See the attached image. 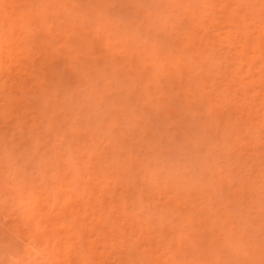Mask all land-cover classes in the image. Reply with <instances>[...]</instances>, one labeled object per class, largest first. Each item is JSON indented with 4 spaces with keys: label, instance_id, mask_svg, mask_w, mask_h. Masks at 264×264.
<instances>
[{
    "label": "bare ground",
    "instance_id": "1",
    "mask_svg": "<svg viewBox=\"0 0 264 264\" xmlns=\"http://www.w3.org/2000/svg\"><path fill=\"white\" fill-rule=\"evenodd\" d=\"M2 1V0H1ZM5 1L6 0H3V3L4 4H6L5 3ZM15 1V2H14ZM13 2H12V0H11V2H10V4L12 3L13 4V6H11V5H9L8 7H10L11 6V8L12 9H9L10 10V12H12V13H14V16H15V14H18V16H20L21 17V20L23 19V21L25 22L26 20V22L28 23H24L23 21V23H24V25L22 24V23H20V24H22V25H20L19 24V21H17V18L19 19V17L17 16V17H14L13 15H11V18L12 17H14V18H12V19H10V20H12V24H7V23H9V21L10 20H8V22L6 21V19H8V18H10V17H8V15H10V14H8V10H6L7 9V7H6V9L4 8L5 6L3 5V6H1L0 5V19H1V21H0V29H1V31L0 32H2L3 30V32L2 33H0V56H1V54H2V52L6 49V47L4 48V46H2V43L4 42V41H7L8 43H10L9 45H12V44H14L15 43V47L12 45L11 47H14V48H16L17 46H16V44L18 45V43L17 42H15V41H17V40H15L14 38V43H12V41H13V39H12V37H14V33H13V36L12 35H9L8 33V37L10 38L9 39V41L8 40H6V38H5V40H4V36L5 37H7L5 34L6 33H4L5 32V29L10 25V30H11V32L13 31V32H17V34L18 33H21L20 34V39H19V35H16L17 36V39H19L20 40V42L22 43V38H21V35H22V37H23V33L24 32H26V31H28L27 29L29 28L27 25H29V24H34V23H37V21H39V19H36L37 18V16H39V15H36L35 13H34V15L36 16V22L34 21V17H33V15H31L32 17H30V14L33 12V11H31V10H34L30 5L31 4H33L34 2H33V0H30V1H32L31 3H29V2H26L31 8H29V9H27L26 11H29L30 13H25L24 11V13L22 12V13H18V12H16L17 11V7H16V5L17 4H15L16 3V0H14ZM35 1V0H34ZM41 1V0H40ZM42 1H44V3H45V0H42ZM42 1H41V4H42ZM48 1V0H47ZM51 1V0H50ZM55 1V0H54ZM53 1V2H54ZM64 1H66V0H64ZM68 1H70V0H68ZM74 1V0H73ZM90 1V0H89ZM93 1V0H92ZM92 1H90V2H92ZM97 1V0H96ZM103 1H106V5H103L104 7L106 6V8H107V5H110V4H107V0H103ZM110 1V0H109ZM108 1V2H109ZM113 1V0H112ZM120 1H122V0H120ZM127 1V0H126ZM131 1V0H130ZM130 1L129 2H127L126 4H129L130 3ZM133 1V0H132ZM154 1H156V0H154ZM184 1H186L185 3H184ZM194 1V2H193ZM6 2H8V1H6ZM39 2V1H38ZM49 2V1H48ZM48 2H47V4H48ZM78 2V1H77ZM76 2V3H77ZM135 2V1H134ZM139 2H140V0H139ZM151 3L153 2L152 0L150 1ZM165 2V1H164ZM168 2V0H166V2H165V4ZM193 2V3H192ZM18 3V2H17ZM25 3V4H26ZM36 3V2H35ZM40 3V2H39ZM58 4H60L61 5V2L59 3V2H57ZM65 3H67V2H65ZM68 3H70V2H68ZM74 3V2H73ZM72 3V6H74V5H76V3H74L73 4ZM97 3H98V1H97ZM97 3H95V4H97ZM136 3V2H135ZM143 3H146V2H144L143 1ZM148 3V2H147ZM146 3V4H147ZM150 3V4H151ZM156 3H159L158 5H162L163 4V0H161L160 2H158V0H157V2ZM162 3V4H161ZM169 3H170V5H171V3H172V5H177L175 8H177V7H179L178 8V10H182V8H183V13L182 12H179L177 9H176V11H177V13H179V14H177L176 12H175V10L173 9V7H172V9L174 10V13L175 14H173V10L171 11L170 9V11H171V14H170V12L167 14V16L165 17L164 16V14H166L167 12H165L166 11V7H168V6H164L165 8V11H162V10H164V9H159L160 11H155V9L157 8L156 7V5L154 6V7H156L155 9H154V11H155V13L156 12H159L158 14H156V15H158V17H159V19H161V20H159L160 21V24H161V26L163 27V23H161L162 21L164 22V29H166V28H168V29H170V31L172 30V31H178L177 33L178 34H175L174 32L173 33H171L170 34V36H169V32H167L166 34L165 33H163L164 31L162 30V39H166V41H167V45L168 46H170V48H167V46H164L163 44H160V42L161 43H164V42H162L161 40L160 41H157V39L155 40H153L154 41V43H152V44H154V47H153V45L152 44H150V45H152V49H154V51L153 52H151V53H153V58H155V60L156 61H158L157 63H160V64H158L157 65V71L159 70V68H161V69H164L165 71L167 70V68H168V65L166 66V63L164 62V60H170V59H172L173 60V62H175V63H173L172 62V60H170L172 63H173V66H172V64H171V62H169V61H167L168 63H169V65L173 68L174 67V64H175V71L173 70V72H171V73H168V72H170V71H166L168 74H166L167 75V77H172L173 79H172V82L173 83H176L177 81H178V85L179 86H177V87H174V89H176V88H178L177 89V91L179 92V93H181V94H183V85L185 84L186 85V87L187 88H185L184 87V93L185 94H183V97H185V99L183 100V102H184V104H185V102H186V104H187V108L189 109V110H191V106H192V110H193V106H194V102L196 103V108H198V109H196L195 108V110H193L194 112H191V113H194L193 114V116L196 118V120H200V123L198 122H196L197 124H199L200 125V129H199V131L198 132H196V131H194L195 130V128H194V125L192 124H188V125H190V126H188V127H185V125H181V126H175V127H178V129H181V130H179V132L180 131H182V137H181V139H180V137L178 138V139H180L182 142H185V144L182 146V148H184L185 147V145L186 144H188L189 146L190 145H192V144H194L193 146L195 147L194 148V152H192L193 154H195V157H193V161L195 160V158L199 155V154H197L196 155V153H201V152H203L202 151V144H207V146L208 147H206V152H208L207 151V148H208V150H209V152L207 153V154H211V155H209L210 157L212 156L213 157V155H215V153H217V152H215V151H219V150H222V149H219V148H221V146L223 145H226L227 147H228V149H229V154H230V157L232 158V156H234V153L236 154V155H238L237 156V160L236 161H238V163L240 164V166H238L239 167V169H238V167H237V169H236V171H238V174H240L241 176H238L239 178H237L236 177V175H234V174H237V172L236 173H234V170H232L233 168H232V166H228L229 167V169L230 168H232L231 169V171L230 170H228L227 169V167H226V169L228 170V172L230 171L231 172V175L230 174H228V172H227V170L225 171V173H227V175H229V176H232V171H233V175H234V177L232 176V178H235V179H232V178H229L230 180H229V185L232 183H236L235 184V186H234V188L235 189H232V190H236V193H240L239 192V190H237L236 188H237V186H239L240 188H242V190L243 191H241V192H245L244 190L247 188V187H249V197L250 198H252L251 199V201L249 202L251 205H252V207H254V208H259L258 210V212H259V214H260V216L261 217H259L258 216V218H257V216H256V219H257V221H256V219H255V225L254 224H252V225H254L253 227H256V224H258L257 222H260V224H258L261 228H257V229H264V135L262 134V132L264 133V0H169ZM175 3V4H174ZM9 4V3H8ZM15 4V5H14ZM47 4H44V6L46 5V7L48 6ZM50 4V3H49ZM56 4V3H55ZM62 4H64V2L62 3ZM71 4V3H70ZM99 4V3H98ZM155 4V3H154ZM7 5V4H6ZM21 5V4H20ZM51 5V4H50ZM68 5V4H67ZM93 5H94V3H93ZM114 4L112 3L111 4V6H113ZM130 5L132 6V5H135V4H131L130 3ZM129 5V6H130ZM19 6V5H18ZM27 6V5H26ZM33 6V5H32ZM77 6V5H76ZM76 6H74L75 8H76ZM86 6V5H85ZM90 6H92V5H90ZM100 6H102V4L100 5ZM103 6L101 7V8H103ZM128 6V7H129ZM139 6L141 7L140 8V10H139ZM139 6H138V14H139V12L140 11H143V7H144V4H139ZM147 6V5H146ZM3 7V8H2ZM94 7V6H93ZM108 7H110V6H108ZM114 7H116V5L114 6ZM113 7V8H114ZM119 7V6H118ZM123 7V6H122ZM127 7V6H126ZM134 7V6H133ZM137 7V6H136ZM149 7H151L150 5H149ZM170 7V6H169ZM170 7V8H171ZM63 8V7H62ZM72 8V7H71ZM70 8V9H71ZM78 9H79V7H77ZM95 8H96V6H95ZM95 8H94V10H95ZM111 8V7H110ZM120 8V7H119ZM132 8V7H131ZM130 8V9H131ZM152 8V7H151ZM20 9V8H19ZM23 9H26V8H23ZM46 9V8H45ZM47 9H49V6L47 7ZM46 9V10H47ZM73 9V8H72ZM71 9V11H73ZM77 9V10H78ZM88 9H90V8H88L87 7V11H88ZM98 9V8H97ZM104 9V8H103ZM126 9V8H125ZM6 10V11H5ZM42 10V9H41ZM40 10V11H41ZM46 10H44L43 9V11H44V13L46 12H49V11H46ZM57 10V9H56ZM62 10V9H61ZM65 10V9H64ZM69 10V9H68ZM105 10H107V9H105ZM109 10V9H108ZM108 10H107V12H108ZM113 10V9H112ZM117 10V9H116ZM115 10V11H116ZM132 10V9H131ZM145 10V9H144ZM149 10V9H148ZM147 10V12L148 13H150V12H152L150 15H152V14H154L153 13V11L151 10V11H148ZM38 11V10H37ZM52 11H53V9H52ZM82 11V10H81ZM86 11V12H87ZM118 11V10H117ZM116 11V12H117ZM125 11V10H124ZM129 11V10H128ZM128 11L126 12V13H128ZM135 11V10H134ZM21 12V11H20ZM58 12V11H57ZM57 12H55L56 13V15H57ZM61 12V11H60ZM78 12V11H77ZM79 12H80V10H79ZM85 12V13H86ZM131 12V11H130ZM129 12V13H130ZM137 12V11H136ZM146 12V13H147ZM11 13V14H12ZM45 13V14H46ZM54 13V14H55ZM71 13V12H70ZM92 13V11H90V12H88V14L90 15ZM97 13V12H96ZM114 13V12H113ZM112 13V11H111V13H109V15L110 14H113ZM121 13V12H120ZM125 13V14H126ZM131 13H134V12H131ZM181 13V14H180ZM29 14V15H28ZM33 14V13H32ZM37 14H39V13H37ZM45 14H43L44 16H46ZM51 14H53V13H51ZM61 14V13H60ZM59 14V15H60ZM79 14H81V13H79ZM78 14V15H79ZM87 14V13H86ZM103 14H105V13H103ZM102 13H101V15H102V17L104 16ZM108 14V13H107ZM119 14V13H118ZM118 14H117V16H118ZM122 14H123V10H122ZM182 15L181 17H183V16H185L186 15V17H183L182 18V20H179V22L181 21V23H186V21H189L188 23V26H187V28L188 29H190L191 31H189L188 29V31H189V33L185 30L184 31V33L183 32H179L180 31V29L183 31L184 29L183 28H179V26L177 25V23L176 22H172L171 20L173 19V17H174V19H175V16L177 17V15ZM41 15V14H40ZM63 15V14H62ZM74 15L76 16V12H75V10H74ZM73 15V16H74ZM98 16H99V13L97 14ZM136 15V14H135ZM134 15V16H135ZM141 15H143V13L141 14ZM149 15V14H148ZM175 15V16H174ZM81 16H83V15H81ZM107 16V15H106ZM105 16V17H106ZM114 16V15H113ZM112 16V17H113ZM124 16H126V15H124ZM123 16V17H124ZM130 16V15H129ZM144 16V15H143ZM27 17V18H26ZM59 17V16H58ZM89 17V16H88ZM97 17V16H96ZM96 17H93V18H95L94 19V21L96 20ZM110 17V16H109ZM131 17V16H130ZM136 17V16H135ZM145 17V16H144ZM152 17H153V19H152ZM40 18V17H39ZM42 18V17H41ZM46 18H48V17H46ZM74 18H76V17H74ZM83 18V17H82ZM104 18V17H103ZM108 18V17H107ZM114 18V17H113ZM119 18H121V17H119ZM118 18V19H119ZM71 19V18H70ZM79 19V18H78ZM88 19V18H87ZM98 19H100L99 17H97V20ZM105 19V18H104ZM126 19V18H125ZM146 19H148L147 18V15H146ZM145 19V21H146V23H148L147 22V20ZM152 19V21L153 20H156V19H154V15H152L151 17H150V20ZM20 20V19H19ZM46 20H48V19H46ZM61 20V19H60ZM65 20V19H64ZM64 20H62V21H64ZM112 20H115V19H112ZM121 20H123V19H121ZM134 21V19L132 18L131 19V21ZM176 20V19H175ZM175 20H173V21H175ZM71 21V20H70ZM78 21V20H77ZM83 21V20H82ZM93 21V20H92ZM94 21L92 22V23H90V24H93L94 23ZM111 21V20H110ZM129 21V20H128ZM137 21H138V19H137ZM141 21H143V17L141 18V20L140 21H138V23L139 22H141ZM7 22V23H6ZM45 22H47V23H49V27H48V29L49 28H51V24H50V22H48V21H45ZM74 22H75V19H74ZM73 22V23H74ZM87 22V21H86ZM96 22V21H95ZM102 22V21H101ZM118 22H120V21H118ZM117 22V23H118ZM135 22V21H134ZM52 23V22H51ZM65 23V22H64ZM68 23V22H67ZM71 23V22H70ZM71 24V25H73V26H71L73 29L75 28L76 29V27L78 26L79 27V25H77L76 26V22H75V25L74 24ZM84 23V22H83ZM99 23V22H98ZM97 23V24H98ZM103 23H106V21H103ZM103 23L101 24V26L103 25ZM116 23V22H115ZM115 23H112L113 25L115 24ZM136 23V22H135ZM151 25H152V28L153 27H155V26H153V24L155 25L156 23H157V20H156V22L154 21V23L153 22H149ZM26 24V25H25ZM39 24V23H38ZM59 24V23H58ZM61 24H63L62 22H61ZM96 24V25H97ZM112 24H110V25H112ZM134 24V23H133ZM141 24H143L144 25V23L142 22V23H140V24H137L138 25V27H139V25L141 26V28H143L142 27V25ZM150 24L149 25H144L145 27L144 28H150L151 29V26H150ZM158 24H159V22H158ZM180 24V23H179ZM8 25V26H7ZM18 25H20L19 27H18ZM41 25V24H40ZM46 25V24H45ZM44 25V26H45ZM54 24H52V26H53ZM99 25V24H98ZM98 25H97V27H96V30H100V29H98ZM112 25V27L114 28V30L116 29L115 28V26H113ZM118 25V24H117ZM119 25H121L120 23H119ZM127 25V24H126ZM125 25V26H126ZM181 25V24H180ZM25 26H27L28 28H26ZM60 26V25H59ZM90 26V25H89ZM100 26V27H101ZM104 26V25H103ZM122 26V25H121ZM132 26V25H131ZM135 26V25H134ZM31 27V26H30ZM42 27V26H41ZM54 27V26H53ZM63 27H64V25H63ZM69 27V26H68ZM95 27V26H94ZM99 27V28H100ZM135 27H137V26H135ZM134 27V28H135ZM158 27V26H157ZM156 27V28H157ZM160 27V26H159ZM182 27V26H181ZM184 27V26H183ZM20 28V29H19ZM31 28H34L33 26L31 27ZM40 28V27H39ZM65 28V27H64ZM84 28V27H83ZM87 28V27H86ZM89 28V27H88ZM90 28H92V27H90ZM104 27H102V29H103ZM107 28V27H106ZM120 28V27H119ZM133 28V29H134ZM140 28V29H141ZM8 28L6 29V30H8V32L10 31ZM30 29V28H29ZM44 29V28H43ZM51 29H54V28H51ZM60 29V28H59ZM58 29V30H59ZM71 29V28H70ZM82 29V28H81ZM93 29V28H92ZM126 29H127V27H126ZM126 29H123L124 30V32H123V35L120 33L119 35H120V37H122V38H120V39H117V41H116V38L115 37H113V35H114V33H113V35H112V33L111 34H108L109 32L107 31V29L105 30L106 31V33L108 34H106L105 36H108V38H109V41H107V39H106V41H107V45H109V44H111L112 45V43L110 42V40H111V38L110 37H112V38H115V41L116 42H118L120 45H122V46H124V45H127V43L125 44V43H122V42H125L126 41V39L129 41L131 38H129L130 36V34L128 35V32H126L127 30ZM128 29H130V28H128ZM136 29V28H135ZM135 29H134V31H135ZM159 29V28H158ZM35 30H36V28H35ZM37 30H38V28H37ZM39 30H41V29H39ZM47 30V29H46ZM77 30V29H76ZM86 30V29H85ZM85 30H83L84 31V33L86 32ZM95 30V29H94ZM109 30V29H108ZM119 30V29H118ZM121 30H122V28H121ZM136 30H138V28L136 29ZM142 30V29H141ZM146 30V29H145ZM148 30V29H147ZM146 30V31H147ZM155 30H157V29H155ZM19 31V32H18ZM32 31H34V30H32ZM45 31V30H44ZM43 31V32H44ZM48 31H50V29L48 30ZM73 31H75V30H72V35H73ZM80 31V30H79ZM83 31H81V32H83ZM140 31V30H139ZM146 31H144L145 33V39L148 37L146 34ZM161 31V30H160ZM51 32V31H50ZM58 32V31H57ZM68 32H70V31H68ZM80 32V33H81ZM141 32V31H140ZM143 32V31H142ZM141 32V33H142ZM148 33H149V31H147ZM152 32H153V29H152ZM158 32V30L155 32H153V34L155 33H157ZM187 32V33H186ZM28 33V35H29V33H30V31H28L27 32ZM27 33H25L24 34V38H23V40H25V37H27V36H25ZM32 33V32H31ZM35 33V32H34ZM77 33V32H76ZM92 31H90L89 29H87V32H86V35H88V37L86 36V38L88 39V38H93L94 37V35L92 36V37H90L91 35H92ZM97 33H100V31L98 32H96V35H97ZM102 33V32H101ZM159 33V32H158ZM156 34L155 36L156 37H158V35H161V33L160 34ZM37 34V33H36ZM41 34H42V32H41ZM45 35L46 34H48L49 35V32L48 33H44ZM70 34V33H69ZM68 34V35H69ZM83 34V33H82ZM105 34V33H104ZM134 34V33H133ZM139 34V33H138ZM173 34H175V35H177L178 37H177V39H176V37L173 35ZM31 35V34H30ZM37 35H39V34H37ZM71 35V34H70ZM74 35H75V33H74ZM78 35V34H77ZM122 35V36H121ZM131 35H132V33H131ZM137 34H134V36H136ZM152 35V34H151ZM183 35V36H182ZM42 36V35H41ZM63 36V35H62ZM61 36V37H62ZM76 36V35H75ZM74 36V37H75ZM98 36H99V34H98ZM115 36V35H114ZM117 36H118V34H117ZM133 36V37H134ZM139 36V38L141 39V36L140 35H138ZM144 36H143V38H144ZM147 36V37H146ZM173 36H174V38H173ZM183 37V38H181L180 40L178 39L179 37ZM29 37V36H28ZM48 37V36H47ZM57 37V36H56ZM59 37H60V32H59ZM66 37V36H65ZM74 37H72V38H74ZM96 37L97 36H95V38L93 39V40H90V39H88V40H90V42H91V44H92V47H95V44L98 42H96ZM100 37H101V35H100ZM151 37H153V36H151ZM30 38V37H29ZM34 38H35V36H34ZM44 38V37H43ZM67 38H68V36H67ZM70 38H71V36H70ZM72 38H71V40H72ZM76 38V37H75ZM79 38V37H78ZM78 38H76L77 40H78ZM106 37H104L103 39H105ZM123 38H126L125 40H123ZM137 38V37H136ZM142 38V40H138V41H143L144 39ZM148 38H150V37H148ZM147 38V41H143L142 42V45H143V43H144V45H145V47L144 46H142V48L144 47V48H146V47H148L149 48V46L150 45H148L149 43H151V42H149V41H151V40H149ZM159 38V37H158ZM8 39V38H7ZM12 39V41H10ZM61 39V38H60ZM60 39H58L57 38V40H59V41H61ZM86 39V40H87ZM135 39V38H134ZM151 39V38H150ZM161 39V38H160ZM174 39V40H173ZM18 40V41H19ZM28 41L30 40V39H27ZM32 40V39H31ZM35 40V39H34ZM48 40V39H47ZM51 40V39H50ZM63 40V39H62ZM70 40V39H69ZM68 39H67V41H69ZM77 40H76V44H77ZM101 40V39H100ZM136 40V39H135ZM188 40V41H187ZM39 41V40H38ZM54 41V40H53ZM64 41V40H63ZM66 41V40H65ZM82 41V40H81ZM104 41V40H103ZM105 41V42H106ZM130 41H132V40H130ZM156 41V42H155ZM165 41V42H166ZM187 41V42H186ZM6 42V43H7ZM19 42V43H20ZM27 42V41H26ZM62 42V41H61ZM72 43H73V41H71ZM96 42V43H95ZM187 43L186 45H182V44H184V43ZM29 43V42H28ZM39 43H40V41H39ZM43 43H45V42H43ZM42 43V44H43ZM47 43V42H46ZM81 43V42H80ZM82 43H83V41H82ZM87 43V42H86ZM100 43V42H99ZM99 43H97V44H99ZM140 43V42H139ZM138 43V44H139ZM182 43V44H181ZM24 44V43H23ZM37 44V43H36ZM49 43H47V45H48ZM70 44V43H69ZM75 44V45H76ZM101 44H103V43H100V45ZM124 44V45H123ZM130 44H132V43H130ZM165 44V45H166ZM181 45V49H180V45ZM4 45H5V43H4ZM31 45V44H30ZM41 47L43 46V45H41V44H39ZM39 45H37L38 47H39ZM62 45V44H61ZM63 45L65 46L66 44L65 43H63ZM73 45H74V43H73ZM88 45V46H87ZM87 45H85V46H87V48L89 47V44H87ZM98 46V47H100L101 48V46ZM113 45H115V43L113 42ZM137 45V44H136ZM136 45H135V48H136ZM148 45V46H147ZM172 45H174L175 47H171ZM6 46V45H5ZM24 46V45H23ZM66 46H68V45H66ZM79 46H80V44H79ZM105 46V45H104ZM128 46V45H127ZM138 46V45H137ZM163 46V47H162ZM10 47V46H9ZM11 47L9 48V49H7V50H5V53H4V55H8V54H6V52L9 50V55L8 56H12V54H16L17 55V53L16 52H14V51H12V53H11ZM19 47V46H18ZM28 47V46H27ZM45 47V46H44ZM47 47H49V46H47ZM50 47H51V44H50ZM81 47V46H80ZM80 47L78 48V47H71L70 49L71 50H73V48H74V51H75V49L76 48H78V49H80ZM111 47V46H110ZM138 47H140V45L138 46ZM151 47V46H150ZM179 47V48H178ZM191 47L193 48L192 50H191ZM3 48V49H2ZM22 47L20 46V49H21ZM43 48V47H42ZM57 48V47H56ZM67 48V47H66ZM82 48V47H81ZM86 48V49H87ZM89 48H91V47H89ZM88 48V49H89ZM96 48V47H95ZM105 48H107V46L105 47ZM125 48H127V47H125ZM159 48H160V50L162 51V54H160V52L158 51L159 50ZM178 48V50H177V52H176V49ZM13 49V48H12ZM17 49V48H16ZM19 49V48H18ZM23 49V48H22ZM27 48H25V50H26ZM31 49V48H30ZM34 49V48H33ZM35 49L37 50V48L35 47ZM45 49V50H44ZM43 50L44 51H46V47L44 48ZM115 49V48H114ZM151 49V48H150ZM227 49H229V51L227 50ZM3 50V51H2ZM25 50H23L22 52H26ZM58 50V49H57ZM70 50V51H71ZM82 50H84V49H82ZM95 50V49H94ZM105 50V49H104ZM112 50V49H111ZM122 50H126V49H122ZM130 50V51H129ZM128 51L131 53H133L134 51L133 50H131V49H129ZM146 50H147V48H146ZM224 50H226V51H224ZM19 51V50H18ZM33 51V50H32ZM66 51V50H65ZM67 51H69V50H67ZM78 51H80V50H78ZM87 52L88 51H90V50H86ZM101 51V50H100ZM106 51H108L107 49H106ZM105 51V52H106ZM117 51H119V49L117 48ZM127 51V50H126ZM136 51V50H135ZM21 52V53H22ZM28 52H29V50H28ZM37 52V51H36ZM40 51H38V53H39ZM47 52V51H46ZM62 52V51H61ZM98 52H99V50H98ZM102 52V51H101ZM139 52V51H138ZM148 52H149V50H148ZM149 52V53H150ZM229 52V53H228ZM20 53V52H19ZM30 53V55H32L31 54V52H29ZM34 53H35V51H34ZM42 53V52H41ZM38 54V55H42V54ZM80 53V52H79ZM79 53H77L78 55H79ZM90 53H92V51L90 52ZM109 53V52H108ZM123 53V52H122ZM135 53V52H134ZM145 54H146V52H144ZM143 53V54H144ZM148 53V54H149ZM224 53H226L225 55H224ZM37 54V53H36ZM48 54V53H47ZM58 54V53H57ZM82 54H83V56H84V52L83 53H81V57H83L82 56ZM89 54V53H88ZM110 54H111V51H110ZM116 54L117 53H115V51H112V54H111V56H112V59H114L115 58V56H116ZM119 54V53H118ZM140 54H141V52H140ZM175 54V56H173ZM37 55V56H38ZM51 55H52V53H51ZM54 55V54H53ZM68 55H70L69 53H68ZM85 55H86V53H85ZM92 55V54H91ZM90 55V56H91ZM101 55H103L102 53H101ZM105 55V54H104ZM109 55V54H108ZM119 55H121V54H119ZM124 55V53L121 55V56H123ZM128 55V54H127ZM126 55V52H125V57L127 56ZM131 55V54H130ZM147 55V54H146ZM22 57L24 56L25 57V54L24 55H21ZM33 56H34V54H33ZM35 57V58H38V57ZM48 56V55H47ZM50 56V55H49ZM49 56H48V59H49ZM72 57H74L73 56V54L71 55ZM87 56V55H86ZM90 56H87L88 57V59H90ZM97 55H95V57L94 56H92V57H94L95 59H93L92 58V61L93 60H95V62L97 61V62H99V60L100 59H103V57L102 56H97ZM118 56V55H117ZM129 56V55H128ZM132 56H134V55H132ZM132 56H129V57H131L132 58ZM139 57H140V55H138ZM145 56V55H144ZM222 56V57H221ZM2 57H3V55H2ZM5 57H7V56H5ZM5 57H4V62H7V61H5L7 58L9 59V62H12L14 59H15V57L17 58V56H13V57H7L6 59H5ZM19 57H20V55H19ZM17 58V62H20V65H19V63H18V66H17V62H12V63H14V66H15V64H16V66L15 67H13V68H16V70H17V72L16 71H14L13 73L15 74V76L16 77H14V78H12L10 75L12 74V73H10V71H12V70H15V69H11L10 71H9V73H10V77L13 79V81H11V83L13 82V85L11 86V85H9V86H11V89H10V91H12V89H14V91H13V93L14 92H17V90L20 92V93H23V94H25V95H27L26 94V92H23L22 90V92L19 90V89H17L18 87H20L21 86V82H22V80L20 81L19 80V76L20 75H17V74H19L20 73V71H21V69H22V67H20V68H18L19 66H22V64L23 63H21L22 61H24V59L23 60H21L20 58ZM26 57H28V55L26 56ZM25 57V58H26ZM31 57V56H30ZM29 57V58H30ZM33 57V58H34ZM43 57V59H44V55L42 56ZM51 57V56H50ZM65 57H66V55H65ZM77 57V56H76ZM120 57V56H119ZM138 57V58H139ZM141 57H143V55L141 56ZM146 57V56H145ZM148 57V56H147ZM149 57H150V55H149ZM12 58V60H10ZM33 58H30V59H32V61H33V64H34V61L36 60V59H34L33 60ZM39 58H40V56H39ZM135 59H136V57H134ZM144 58V57H143ZM143 58L141 59V61L143 60ZM170 58V59H169ZM221 59V63H220V60L219 59ZM223 58H225V59H227V60H222ZM7 59V60H8ZM19 59L21 60V61H19ZM42 59V60H43ZM55 60L57 59L56 57L54 58ZM59 59V58H58ZM57 59V60H58ZM68 59V58H67ZM66 59V60H67ZM86 59V58H85ZM85 59H83V60H85ZM110 59H111V57H110ZM121 59H123V57L121 58ZM120 59V60H121ZM134 59V60H135ZM145 59V58H144ZM152 59V58H151ZM150 59V60H151ZM1 60L2 59H0V62H1ZM46 60H47V57H46ZM50 60H53V59H50ZM61 60V59H60ZM71 60H72V58H71ZM75 61H76V59H74ZM74 60H72L73 62H74ZM105 61H106V59H104ZM104 60H102V62L104 61ZM115 60V59H114ZM114 60H112V61H114ZM119 60V59H118ZM127 60V59H126ZM126 60H123V61H126ZM130 60H132V59H130L129 58V62H133V61H130ZM137 60V59H136ZM148 60H149V58H148ZM154 60V59H153ZM152 60V61H153ZM26 61L28 62V59L26 58ZM30 61V60H29ZM36 61H38V60H36ZM48 61V60H47ZM63 61V60H62ZM78 61H79V63H80V60H79V58H78ZM101 61V60H100ZM104 61V62H105ZM108 61H110L109 60V58H108ZM138 61V63H143L144 64V62H140L139 60H137ZM156 61H153V63H156ZM219 61V62H218ZM226 63L227 62V64L230 66V64H231V62H229V61H232V64H233V62L235 63V67L233 66V68H235V69H233V70H231L229 67V69L228 68H226L225 67V65H227V64H224V62ZM3 62V63H4ZM8 62V63H9ZM27 62H24V63H26L27 64ZM31 62V61H30ZM42 62V61H41ZM81 62H82V60H81ZM88 62H91V61H89L88 60ZM87 62V64H89ZM116 62V61H115ZM115 62H114V66H115ZM127 62V61H126ZM128 62V63H129ZM136 62V61H135ZM148 62V61H147ZM222 62H223V64H222ZM229 62V63H228ZM3 63H0V67H2V64ZM8 63H5L6 65H8V66H11V65H9ZM47 63V62H46ZM45 63V64H46ZM49 63L51 64V61H49ZM48 63V64H49ZM52 63H54V62H52ZM57 63V62H56ZM72 63V62H71ZM84 63V62H83ZM93 63H94V61H93ZM101 63V62H100ZM106 63H108V62H106ZM119 63V62H118ZM117 63V64H118ZM122 63V65H123V62H121ZM121 63L119 64V65H121ZM150 63H152V62H149L148 63V65H149V67H150ZM152 63V64H153ZM167 63V64H168ZM29 64V63H28ZM32 64V63H31ZM50 64H49V66H50ZM87 64H85V65H87ZM98 64L99 63H96V64H93L92 66H93V68L95 67L96 69H98L97 71H99V72H102V70H100L99 68V66H98ZM104 64V63H103ZM116 64V65H117ZM124 64H126V63H124ZM130 64V63H129ZM128 64V65H129ZM132 64V63H131ZM129 65L128 67H129V69H132L131 68V66L133 67H136L135 66V64H133V65ZM145 64H147V63H145ZM144 64V66H145V70H147L146 68H147V65H145ZM196 64L199 66L200 65V67L203 69H199L198 70V68H196L197 66H196ZM220 64H222V65H220ZM37 65V64H36ZM44 65V64H43ZM43 65H42V67H43ZM56 64H54L53 66L54 67H56V68H58L57 66H59V63L57 64V66H55ZM68 64H66L65 66H67ZM71 65V64H70ZM69 65V66H70ZM84 65V64H83ZM100 65H102V64H100ZM108 65V64H107ZM107 65H105L104 64V68L105 67H107ZM110 65V64H109ZM119 65H118V67H119ZM137 65V64H136ZM161 65V66H160ZM181 65L184 67L185 65H188V66H185V68L183 69L182 67H181ZM224 65V66H223ZM227 65V66H228ZM4 66V65H3ZM13 66V65H12ZM34 66H35V64H34ZM52 66V67H53ZM60 66H62V65H60ZM74 66V65H73ZM73 66H71V68L70 69H72L74 72L77 70V68L74 70L72 67ZM79 66V65H78ZM77 66V67H78ZM80 66H81V64H80ZM80 66H79V68H80ZM89 66H91V64H89ZM101 66V68H103ZM124 66V65H123ZM140 66V65H139ZM152 67H151V69L152 68H154V66L153 65H151ZM156 66V65H155ZM191 66V67H190ZM212 66H216L215 67V70L217 71V72H219V74H220V72L221 71H223V70H225L223 67H225L226 68V71H224V73H222V76H221V74L219 75L218 73V76L220 77L221 76V78H222V83H221V80L220 79H216L215 77V80L217 81L216 83L213 81V76H217V75H215V73H212V72H216V71H213L212 69H214V67H212ZM220 66H222V68H220ZM5 67V68H4ZM3 68V70H2V68H0V80L2 81L3 80V78L5 77V72L4 71H7L9 68H11V67H8V69H6L7 67L6 66H4ZM25 66H24V64H23V68H24ZM27 67H29V65H27L24 69H26ZM37 67V66H36ZM44 67H48V66H44ZM68 67V66H67ZM74 67H76V65L74 66ZM87 67V66H86ZM99 67V68H98ZM109 67V66H108ZM110 67H112L113 68V66H110ZM116 67V66H115ZM117 67V68H118ZM167 67V68H166ZM189 67H190V69H189ZM207 69H205V68ZM56 68H54V69H56ZM61 68V67H60ZM122 68V67H121ZM166 68V69H165ZM170 68V67H169ZM191 68H193V70L192 71H190L191 70ZM6 69V70H5ZM18 69H19V71H18ZM30 69V68H29ZM32 69H33V66H32ZM31 69V70H32ZM44 69V68H43ZM49 69V68H48ZM48 69H46V70H48ZM62 69H63V67H62ZM62 69H61V72H62ZM83 69V68H82ZM95 69V70H96ZM107 69H109V68H106V70ZM127 69V68H126ZM125 69V71H124V68H122V71H123V74L122 75H125V73L124 72H126V71H129V70H126ZM135 69H137L138 70V68H134V69H132V70H134L135 72H136V74H137V76L138 77H140L139 75H140V73H139V75H138V73H137V71L135 70ZM171 69V68H170ZM189 71V72H187V70ZM222 69V70H221ZM27 70V69H26ZM22 71V73H21V75L23 76V72H25V73H28L27 71ZM36 70V69H35ZM40 70V69H39ZM38 70V71H39ZM56 70H58V69H56ZM72 70H70V72L72 71ZM90 70L92 71V68L90 67ZM89 70V71H90ZM106 70H104L103 69V71H105L106 72ZM114 69H112V72H114L113 71ZM145 72V70H144V67H143V69H141V73L143 72V71ZM169 70V69H168ZM172 70V69H171ZM185 70V71H184ZM29 71V70H28ZM34 70H32V72H33ZM43 71V70H42ZM65 70H63V72H64ZM68 71V69L64 72V74L65 73H69V72H67ZM85 71V70H84ZM88 71V70H87ZM90 71V72H91ZM96 71V72H97ZM108 71V70H107ZM116 71H117V69H116ZM118 71H121V69L120 70H118ZM117 71V72H118ZM139 71H140V69H139ZM157 71H156V69L154 70V73H153V69H152V72H151V75L153 74V75H155L156 73H157ZM160 71H163V70H160ZM165 71H164V73H165ZM204 71H206V72H204ZM32 72L31 73H28L27 75H31V78L33 77L32 76ZM40 72V71H39ZM49 73H53V72H50V70L48 71ZM58 72V71H57ZM63 72L61 73V74H63ZM73 72V73H74ZM81 72V71H80ZM111 72V71H110ZM110 72H107L108 74L110 73ZM116 72V73H117ZM131 72H133V71H131ZM150 72V71H149ZM156 72V73H155ZM185 72H187V74H185ZM7 73H8V71H7ZM7 73H6V75H7ZM34 73V72H33ZM44 73H45V70H44ZM49 73L47 74V73H45V74H47V75H49ZM72 73V74H73ZM76 74H74V76L75 75H77V74H79V72H75ZM106 73V74H107ZM115 73V72H114ZM114 73H113V75H114ZM121 73V72H120ZM127 73H129V72H127ZM126 73V74H127ZM147 73H148V71H147ZM147 73H146V75H147ZM14 74H12V75H14ZM39 74V73H38ZM40 74H41V72H40ZM45 74H43V72H42V80L40 79L41 78V76H40V85H36V87L37 86H40L39 88H37V90H36V92L35 93H37V94H35V95H38L39 96V98H38V96H37V98L38 99H40V97H45L46 98V107H47V105L48 104H50V103H48L47 104V101L49 102V101H51L52 100V98H54V101H55V103H58V102H60L59 100H61V102L63 101V97L62 98H60L59 96H60V91L62 90V91H65V92H67V93H65L64 92V95L65 96H70L72 99H73V97H74V91H70L71 89L72 90H75V91H77V90H79L78 88H75V87H77L78 85H76V86H73L75 89H73L71 86L72 85H70L71 83H69V82H66V79L68 80V78L66 77V79L65 78H62V80L63 79H65V81H62V82H66L67 84H68V87L67 88H64V90L61 88V85H60V83H57L56 81H57V77L59 76H54V74L52 75V74H50L49 75V77H50V80H48V81H50V82H53V83H55L56 85L54 86H50V88H49V90L48 89H45V88H43V86H45L46 84V82H47V76L45 77ZM58 74H60V73H58ZM82 74V73H81ZM84 74V73H83ZM90 74V73H89ZM88 74V75H89ZM92 74V73H91ZM104 74V72L102 73V75ZM132 74V73H131ZM150 74V73H149ZM210 74H212V79H211V77H210ZM226 74V75H225ZM4 75V76H3ZM26 75V74H25ZM56 75V74H55ZM99 75V74H98ZM98 75H96V77H98ZM102 75H100V77L102 78ZM117 75V74H116ZM119 75V74H118ZM118 75L117 76H115L114 75V78L116 77V81L118 80V78L119 79H121V80H119L121 83H124V79H122V78H120V77H118ZM144 75H145V73H144ZM159 75H161V74H159ZM168 75H171V76H168ZM259 75V76H258ZM37 76V75H36ZM44 76V77H43ZM64 76V75H63ZM62 75H60L59 77H63ZM67 76V75H66ZM84 76V75H83ZM83 76L81 75V77H80V74L78 75V77H80L81 79H83ZM91 76V75H90ZM126 76H128V75H125L124 77H125V79L127 78V79H129L128 77H130V76H128V77H126ZM143 76V75H142ZM9 77V78H10ZM26 77H28V76H26ZM30 77V76H29ZM28 77V78H29ZM72 76H70V78H71ZM76 77V76H75ZM78 77L77 78H74V79H78ZM99 77V78H100ZM123 77V78H124ZM146 78L148 77V76H145ZM154 77H156V76H154ZM162 76H160V78H161ZM164 77H165V75H164ZM188 77H191V78H189V80H188ZM219 77H217V78H219ZM5 78H7V77H5ZM44 78H46L45 80H46V82L44 81ZM70 78H69V80H70ZM92 78V77H91ZM93 78H95V77H93ZM105 78V77H104ZM106 78H107V76H106ZM108 78H110V76L108 77ZM113 78V77H112ZM111 78V79H112ZM131 78V77H130ZM136 78V77H135ZM146 78L145 79H143V77H141V79H143V80H146ZM149 78V77H148ZM159 78V77H158ZM159 78V79H160ZM11 79V80H12ZM20 79H22V77L20 76ZM24 80H25V78H23ZM37 79H38V77H37ZM96 79V78H95ZM111 79H110V82H111ZM150 80H151V78H149ZM153 79V78H152ZM186 79L188 80V84H187V82H185L186 81ZM30 80V79H29ZM33 80H34V77H33ZM84 80V79H83ZM91 80V79H90ZM102 80H104L103 78H102ZM109 80V79H108ZM137 80V79H136ZM140 80V79H139ZM158 80V79H157ZM169 80V79H168ZM7 81V80H6ZM26 81H27V79H26ZM31 82H33L32 80H30ZM29 81V83L28 84H30L31 82ZM59 81V80H58ZM81 81V80H80ZM80 81H79V83H80ZM86 81V80H85ZM133 81V80H132ZM131 81V82H132ZM152 81V80H151ZM151 81H150V83L146 80V83L148 82V84H147V88L149 89V88H151V87H153V85H155V83L154 84H152L153 82H155V81H153L152 83H151ZM166 81V80H165ZM227 81V83H225V86H224V83L223 82H226ZM73 82H74V80H73ZM89 82V81H88ZM91 82V81H90ZM90 82H89V84H90ZM96 82L98 83V80H96ZM100 82V81H99ZM102 82H106L107 83V81H102ZM109 82V81H108ZM113 82V81H112ZM126 82H128V81H126ZM125 82V83H126ZM130 82V81H129ZM130 82V83H131ZM137 82V83H136ZM142 82V81H141ZM170 82V81H169ZM171 82V83H172ZM232 82H234L233 84H231ZM26 83V82H25ZM24 83V84H25ZM48 83V82H47ZM53 83H49V84H53ZM78 83V84H79ZM84 83V82H83ZM83 83H80L81 85H84ZM114 86L116 87V84L118 85L119 83L117 82L116 84H115V80H114ZM124 83V84H125ZM133 83H136V84H133L134 85V87H135V90H139V94H138V91H137V100L139 99V97L140 96H144V97H146L147 95H146V93H144L143 92V89L145 90V87L143 86V89H142V85L140 86V81L138 82V80L137 81H134ZM142 83H144V82H142ZM146 83H145V85H146ZM3 84L5 85V79L2 81V84L0 83V90L1 89H3V90H1V91H4L5 92V89H4V87L5 86H3ZM24 84H22V86L24 85ZM34 84V86H35V83H33ZM36 84H37V82H36ZM63 84H65V83H63ZM62 84V85H63ZM75 84V83H74ZM79 84V85H80ZM156 84H157V82H156ZM176 84V85H177ZM80 85V86H81ZM88 84H86L84 87H80V91L82 90L81 88H83V90L84 89H86ZM95 85V84H94ZM93 85V86H94ZM99 85V84H98ZM97 85V86H98ZM133 85H132V87H130V88H133ZM158 85V84H157ZM157 85H155V87H157ZM165 85V84H164ZM166 85H169V84H166ZM173 86L175 85V84H172ZM184 85V86H185ZM9 86H7V87H9ZM20 87L21 89H24V86L23 87ZM28 86H30V85H28ZM32 86V85H31ZM65 86V85H64ZM67 86V85H66ZM93 86H92V90L94 91V89H93ZM103 86H104V84H103ZM109 86V85H108ZM111 86V85H110ZM113 86V87H114ZM129 86H131V84L129 85ZM159 86H161V85H159ZM170 86H171V84H170ZM173 86H172V88H173ZM238 86V87H237ZM49 87V86H48ZM79 87V86H78ZM86 87V88H85ZM104 87H106V86H104ZM120 87V84L118 85V88ZM122 87H123V85H122ZM127 88H129L128 86H126ZM155 87H153V91H151L152 92V94H154L155 93V90H158V88H155ZM162 87V86H161ZM235 87H237V88H235ZM16 88V89H15ZM27 88V87H26ZM30 88V87H29ZM96 88V87H95ZM101 88V87H100ZM112 88V87H111ZM163 88V87H162ZM8 89V88H7ZM32 89H35V88H33V86H32ZM31 88H30V90L33 92V90H32ZM88 89V88H87ZM98 89V88H97ZM97 89H95V90H97ZM103 89V88H102ZM113 89V88H112ZM112 89H110L109 90V92H111V90ZM116 89V88H115ZM114 89V90H115ZM120 89V88H119ZM124 89V88H123ZM155 89V90H154ZM169 89H170V87H169ZM168 89V90H169ZM173 89V91L175 92L176 90H174ZM186 89V90H185ZM209 89V90H208ZM233 90L232 92L234 93V95H233V93H231V91L230 90ZM9 90V89H8ZM28 91H29V89H27ZM88 90H90V88L88 89ZM85 91V92H90V91ZM91 90V91H92ZM105 90V88L102 90V91H104ZM114 90H112V92L114 93L115 91ZM127 90H129L128 92H127ZM126 90V92L128 93H124L125 95H126V97L128 98V99H126L125 97H124V99H126V100H124L123 101V98H122V100L121 99H118V98H116V96H118L116 93H117V91L115 92V96L114 95H111V97L113 96V98H114V100H113V104L112 105H115V104H119V106H121L120 105V101H119V103L117 102V103H115L116 101H118V100H121V101H123L122 103H123V109L127 106L126 104H125V101H126V103H128V101L129 102H132V94L134 95V93L135 92H133L132 93V91H135V90H132V91H130V89H127ZM163 90V89H162ZM167 90V89H166ZM166 90H165V92H166ZM217 90H218V93H217ZM108 91V89H106V92ZM120 91H122V90H120ZM124 91V90H123ZM192 91H195L196 93H198L197 95H196V93H194V94H192L193 92ZM225 93V92H228V95L225 93V95H227V99H225V98H223L224 97V95H222V98L224 99H220V96H221V93L222 94H224L223 92ZM230 91V92H229ZM84 92V91H83ZM82 92V93H83ZM109 92H108V94H109ZM111 92V93H112ZM119 92V91H118ZM146 92H148V90H146ZM150 92V93H151ZM169 92V91H168ZM220 92V93H219ZM8 93L9 92H7V94L5 93L4 95L6 96V97H4V95L2 96V94L0 95V96H2L1 98H0V121H3V124L5 123L6 124V129L8 128V130L6 131V129L4 130L3 129V127H2V129L4 130V132L2 131V129H1V131L2 132H0V168L4 165L3 163H6V162H19V159L20 158H22V159H24L25 157H23V155H27L29 152H31V150H28L29 149V143H32V145H35V148H32V152L31 153H33L32 155H30L31 157H28V158H32V159H26V160H29V162H30V164L32 165V162H35L36 161V158H34V157H36L37 155H38V153H39V151L41 150V147H42V145H46V143L48 142L47 140V142L45 141V144H42V142H43V140H42V137H41V135L42 136H45V137H51V136H49V134H48V136L46 135V134H44V133H46L45 131H47V132H49V133H51L52 132V130L54 131V128L53 129H51L52 128V126H53V124H54V121L56 122V120H54L53 121V119H52V116L53 115H51V117H50V114H49V116L48 117H45V114L46 113H43L42 111V113L43 114H41L46 120L48 119V125H43V126H46L45 128H44V133L41 131H37L38 129H39V127H41V125L44 123L43 122V120H42V122L43 123H40V125H39V127H38V123H35V124H32L31 125V122L29 123L28 122V117L27 116H29V118L32 116H30V114H33V116H34V113H35V111H34V113H33V110H32V113H30L29 115H28V113H29V111L31 110V109H33V108H31L33 105H35V103L34 104H32V106L30 107V106H26V110L24 109L25 108V106H21L22 104L21 103H19V108H21L22 107V110H20L19 111V108L18 107H16V106H18V101H19V98H17V99H15L14 100V98L15 97H13L14 96V94L11 96V94L10 95H8ZM76 93V92H75ZM77 93H81V92H79V91H77ZM81 93V94H82ZM92 92H90V94H91ZM93 93H95V92H93ZM96 93H98L97 91H96ZM99 93H101V91L99 92ZM104 93L105 92H102L101 93V95L103 94L104 95ZM121 93V92H120ZM119 93V94H120ZM150 93H149V96L150 97H153L152 96V94L150 95ZM160 93H161V96L159 97V95H160ZM160 93L157 95V92H156V95H154V101H152V103L153 102H155V104H153V106L155 105L156 107H158V105H160V104H158V102H161L162 103V106L160 105L159 107V111L160 112H166L167 113V116H165L164 114H163V116H165V117H163V121L164 122H169L170 123V120L174 117V116H176V117H174V119L176 118V120H177V122L176 121H174V120H172V122L173 123H179L180 121L179 120H182V118H183V121H184V119L185 118H187V116H186V112L185 111H182L180 108H179V106H177V105H175V102L177 101H175V102H173V100H175V98L176 97H174V99H172V97H173V94L172 95H170V96H172V97H170V96H167L165 93L163 94V92H161L160 91ZM176 93V92H175ZM213 93H215V94H218L219 95V99L220 100H218L217 99V97L213 94ZM19 94V93H18ZM30 94H31V92H30ZM29 94V95H30ZM61 94H62V92H61ZM81 94H80V97H81ZM84 94V93H83ZM86 95H87V93H85ZM90 94H89V96H90ZM163 94V95H162ZM181 94H178L179 96H181ZM210 94H211V96H214L213 98H214V100L216 99V100H218V102L215 100V102H214V104H213V106H215L216 107V109H217V106H216V104H218V107L219 106H223V102L224 103H226L225 104V107L223 106V107H219V109L220 108H222V110L223 111H221L222 112V114L220 113V114H217L216 113V111H218L219 109H217L216 111H215V109H213V107H211V102L210 101H213V98H211V96H210ZM239 94H241V95H239ZM17 95V94H16ZM15 95V96H16ZM34 94H32L31 96L32 97H34L33 96ZM63 95V96H64ZM140 95V96H139ZM164 95H166V97L164 96ZM9 96V97H8ZM18 96V95H17ZM19 96H20V94H19ZM67 96V97H68ZM92 96H95L94 94L92 95ZM97 96H99V95H97ZM105 96H107V95H105ZM105 96H103V97H105ZM123 96V95H122ZM134 96H136V95H134ZM133 96V97H134ZM156 96H157V98H160V100L158 99V101L157 100H155L156 99ZM194 96V97H193ZM197 96V97H196ZM8 97V98H7ZM13 97V98H12ZM20 97H24V96H20ZM57 97V98H56ZM58 97L60 98L59 100H57L58 99ZM69 97V98H70ZM75 97H77V95H75ZM96 97V96H95ZM102 97V98H103ZM108 97V96H107ZM106 97V98H107ZM119 97V96H118ZM143 97V98H144ZM150 97H146V99H152V98H150ZM190 97H192V99H198V97H199V100H200V102L198 101V100H192L191 101V99H190ZM226 97V96H225ZM12 98V99H11ZM24 98H26V99H23V98H20V100L21 99H23L22 101H24L25 100V102L27 101V99H30L29 97L27 98V96L26 97H24ZM35 98V97H34ZM36 98V99H37ZM71 98H70V100H71ZM77 98H79V97H77ZM77 98H74V100L75 99H77ZM83 98V100H84V97L82 96L81 97V99ZM100 98V97H99ZM112 98V99H113ZM134 98V99H135ZM10 99H11V101L13 100V101H16V100H18L17 101V103H16V106H15V104L14 105H12V103H10L11 101H10ZM32 99V98H31ZM68 99V98H67ZM87 100L86 101H88V105L90 104L89 102L90 101H93V100H91L92 99V97H91V99H88V98H86ZM93 99H95L94 97H93ZM108 99V98H107ZM135 99V100H136ZM167 99V100H166ZM183 99V98H182ZM182 99H181V101H182ZM43 100H45V99H43ZM65 100H66V98H65ZM70 100H68L67 102H68V104H69V102H70ZM79 101H80V98L78 99ZM96 100H98V99H96ZM102 99H100V100H98V101H101ZM111 100V99H110ZM141 100H142V98H141ZM140 100V101H141ZM143 100H145V98L143 99ZM163 100H165V101H163ZM180 100V99H179ZM178 100V101H179ZM30 101V100H29ZM33 101V100H32ZM31 101V102H32ZM40 101H42V100H40ZM78 101V102H79ZM85 101V102H86ZM98 101H97V103H98ZM108 101V100H107ZM106 100H105V102H107ZM146 102H145V104H148V106L151 104L150 102L151 101H148L147 102V100H145ZM167 101V102H166ZM219 101L221 102V105H219L220 103H219ZM35 102V101H34ZM38 102V104H39V100L37 101ZM64 103H65V101H63ZM85 102L84 103H82L83 105H85ZM95 101H93V103H94ZM134 102V101H133ZM132 102V103H133ZM136 102V101H135ZM139 102V101H138ZM144 102V101H143ZM142 101L141 102H139V104H140V106H141V104L143 103ZM197 102H199V104L197 103ZM27 103H29V102H27ZM26 103V104H27ZM42 103V102H41ZM39 104L40 106L42 105V104ZM44 103V104H45ZM63 103V104H64ZM71 103V102H70ZM108 103V102H107ZM109 103H110V107L109 108H107V109H110V108H112V109H110V110H112V111H117V110H119V108L117 109L116 107H112V105H111V102L109 101ZM163 103H164V105H163ZM178 103V102H177ZM26 104H24V105H26ZM37 104V105H38ZM53 104V103H52ZM66 104V103H65ZM73 103H71V105H72ZM82 104H77V102H75V105H73L74 107H76L77 105H80L81 107H83L82 106ZM87 104V103H86ZM100 104H101V102H100ZM99 103H98V105H100ZM104 104V103H103ZM102 104V105H103ZM144 103H143V105H144V108H145V105ZM179 105H181V103H178ZM198 104V105H197ZM11 105H12V107H11ZM58 105V104H57ZM91 105V104H90ZM87 106V107H92V106ZM93 105V104H92ZM96 105V104H95ZM97 105V106H98ZM126 105V106H125ZM133 105H135V104H133ZM137 105V104H136ZM152 105V104H151ZM16 108H15V107ZM49 106V105H48ZM54 105H50V107H52V109H51V112L54 114V116L53 117H56V118H60V116H58L57 114H58V111H59V109L60 110H62V108H67L66 107V105L64 106V107H62V108H60L59 106V109H56V107L54 108L53 107ZM70 107V108H74V107ZM80 106L77 108V110H80ZM116 106V105H115ZM118 106V105H117ZM122 106H121V108H122ZM125 106V107H124ZM184 106V108L183 109H185V105H183ZM198 106V107H197ZM205 106H206V108H205ZM35 107H37L36 105H35ZM34 107V108H35ZM43 108V110H44V106H42ZM86 107V109H90V108H87ZM93 107H94V105H93ZM99 107L100 106H98V109H99ZM102 107V106H101ZM104 107H106V106H103V109H105ZM108 107V106H107ZM130 107V106H129ZM128 107V108H129ZM143 107V106H142ZM141 107V108H142ZM147 107V106H146ZM162 107V108H161ZM182 107V106H181ZM214 107V108H215ZM31 108V109H30ZM69 108V109H70ZM133 108H135L136 109V107H133ZM133 108L131 109V108H129L130 110H132L133 112H131V113H129V112H126V110H123L122 109V116H123V114H125V112L126 113H129V118H131V120L133 121V119H135V123L137 122V123H139V125H140V123L142 124H144V118H143V115L145 114V113H147V116H149V117H151L150 115H148V112L147 111H145V113L143 114V115H140L138 112H139V110L138 109H136V110H133ZM143 108V109H144ZM153 108V107H152ZM164 108V109H163ZM204 108V109H203ZM223 108H225V109H223ZM23 109H24V111H23ZM30 109V110H29ZM38 109V108H37ZM68 109V108H67ZM66 109V110H67ZM75 109V108H74ZM74 109H73V111H74ZM107 109H105L106 111H107ZM149 109H151L150 107H149ZM161 109H163V111L161 110ZM34 110H36V109H34ZM46 110V109H45ZM44 110V111H45ZM65 110V111H66ZM91 110V109H90ZM108 111V112H111V111ZM137 110H138V112H137ZM144 110H147V108L146 109H144ZM144 110L142 111V112H144ZM155 110H158V108L156 109L155 108ZM164 110H166V111H164ZM204 110V111H203ZM37 111V110H36ZM64 110H62V112H61V114L62 113H64L63 112ZM73 111H70V112H73ZM75 111H76V109H75ZM81 111H82V109H81ZM88 111V110H87ZM86 111V112H87ZM92 111V110H91ZM100 111V110H99ZM102 111V110H101ZM104 111V110H103ZM106 111H104V112H106ZM125 111V112H124ZM149 111H151V110H149ZM201 111H203L205 114V116L202 114L203 112H201ZM60 112V111H59ZM76 112H78V111H76ZM85 112V113H86ZM90 112V111H89ZM93 112V111H92ZM96 111H94L93 113H95ZM114 112V113H115ZM124 112V113H123ZM137 112V113H136ZM153 112H155L154 110H153ZM157 112V111H156ZM188 112H190V111H188ZM220 112V111H219ZM22 113V114H21ZM65 113H68V110L65 112ZM74 113V112H73ZM80 113V112H79ZM79 113H77V114H79ZM98 113H100V112H98ZM112 113V112H111ZM117 113V112H116ZM116 113H115V115H116ZM190 113V114H191ZM36 114H37V112H36ZM38 114H39V112H38ZM90 114H91V112H90ZM106 114V115H105ZM103 116L105 117V118H107V116H109V115H107L108 113H105ZM118 114L119 115H121V110L118 112ZM150 114H152V113H150ZM68 115V116H67ZM67 115H65V118L64 119H62L61 120V118H60V121H61V123H63L62 121L64 120V123L65 122H69V121H72V124L70 123V124H66V125H69L68 126V128H69V130H70V132L68 131V130H66V132H64V130L62 129V133H60V134H62L61 136H60V134H59V138H58V133L57 134H55V133H52V135H53V137H54V134L56 135V139H58L57 140V143H58V141H59V143H58V145H57V143H56V141H55V143H56V145L55 146H53V147H55L57 150H55L56 151V154H52V155H55V159H54V161L55 162H59V161H63V160H61L62 159V155H63V152H62V149H64V147H65V145H64V143L65 142H67L66 144L69 146V150H68V153H66V154H68V159L67 158H64V160L66 159V160H68L67 162H65V161H63V162H65V164L67 163L69 166H67L66 167V169L65 170H68L66 173H65V181L63 182H61V180H63L64 178H63V175H61L59 178H61V180L58 178V176H59V172L58 173H54V174H50V172L51 171H54L55 172V170L57 171V167L54 169V168H51V171L50 170H48V168H50V167H48V163L47 162H50L51 161V159L49 158V160L50 161H48L47 160V162L46 161H43V159L45 158H39V161H40V163L42 162V163H44V162H46L47 164H45L44 163V165H41V166H45L46 165V167H42V169L44 168H46L47 170H48V173L50 174V175H47L48 173H47V170H41V172H40V174L38 173V171H37V173H38V175H39V177H40V175H41V178L40 179H42V181H40L38 184H40L41 182H42V184L41 185H39V187H42L43 189L42 190H37V188H38V185L36 186L35 185V183H33V182H35V180H30L29 181V179L31 178V179H33L34 178V175H37V174H34L33 172L35 171H31V170H33V169H31L30 170V172H27V169H29V167L27 168L26 166H25V164H23L24 165V167L25 168H27V169H25V170H20V168H22V167H19V169L16 167V169H13L14 168V166H10V167H13V168H10L9 167V163H8V165H6V166H8L9 168H7V170L6 169H2L3 171L4 170H6L5 172H4V176H6V177H3L2 176V174L1 173H3V171L0 173V199H1V203H0V264H77L78 262L79 263H81V264H105V261L107 262V261H111V260H113V262H111L112 264H177V263H179V264H184L183 262H185L186 261V253L188 254L189 252H190V247L187 245V243L189 244V242L191 241L190 240V238H192L191 236H190V234H188V233H184V234H187V236L189 235V237L190 238H186L185 237V235L183 236V234H181V233H179V232H175L174 230H176L175 228L177 227V224L175 223L174 224V221L175 220H172V218L171 217H169L170 219V221L171 222H168L169 223V225L171 226L170 227V233L172 232V231H174L173 233H176L177 234V236H180L179 238H175V237H177L176 235H174V234H171V235H174L172 238L173 239H170V241L168 240V243L166 244L167 246H166V248H165V243L164 242H166L167 240L166 239H168L167 237L168 236H170L169 234H168V232H166L168 235H167V237H166V239L164 238V240L162 239V235H160V236H162V237H160L159 236V238L160 239H162V240H160V239H158L157 241L158 242H156L155 240H153L154 238H157L158 237V235H157V237L156 236H153V238L151 237L152 235H155V233L152 231V230H150V228L151 227H148L147 229L149 230H147L148 232H146V233H144V234H147L148 233V236L147 237H145V239L144 240H146V244H149V245H151V247L153 246V248L151 249H144V250H142V247H140L141 249V251L139 250V243H141V241H143L142 240V234H143V232L144 231H146V230H144L145 229V227L148 225V226H150V225H152V224H147L146 226H145V224H144V221L141 219L142 217H141V213H138V215H134L135 214V211H136V213L137 212H140L139 210L140 209H137L141 204H143L144 202L141 200V198H142V196H146V194L145 195H143L144 194V189H145V186H144V189H141V188H143V187H140V189L141 190H139V182L141 181V179H140V181L138 180L139 178H137V181H139L138 182V184H137V186L136 185H132L131 183V185H129V184H125L126 185V187L129 185V186H133V187H137L138 188V190H139V194L140 195H142L141 197H140V202L142 201L143 203H141V204H139V200H135L134 198H135V196H134V202L132 203L133 205H132V207H135L137 210H135L134 208H130L129 206L131 205V202L132 201H127L128 199H126L125 200V198H126V196H122L121 194H120V192H122V190H124L126 193H127V191H129V192H131V190H128V189H123L122 188V190L119 192V191H117V194H120L122 197H121V200L124 198V200H123V206H122V204L120 203V202H118V203H120L121 204V206H120V204H118L119 206L117 207V203H115V202H117L116 201V193H112V190H111V192L110 193H107V194H109V196L110 197H113V200H115V202L113 201V200H111L110 199V197L109 196H106L105 195V191H106V189L105 188H107L108 189V185H105V186H107V187H105V188H103V186L102 187H100V182L99 183H97L98 181H100V177H101V174H100V177L99 178H97L96 179V181L97 182H95V178L94 177H96V175H94V172L92 171L93 169H91V171L90 172H88L87 174H84V172L86 173V171H83V175H85V176H83L81 173H82V171L80 172V166L79 167H77V164H76V162L78 161H80L81 162V160H75V158L77 159V156H76V154L74 155V151H72L71 153H70V151L71 150H73V149H71L70 147L71 146H75L76 145V148L77 149H79L80 150V148H82V149H84L85 151H86V154L87 155H89V158L88 157H86V160H90V162L93 160V163L94 164H97V163H95V161L94 160H96L97 158L95 157L97 154L95 153V151L94 150H92V148L89 146V145H87V142H86V140H85V138H82L83 136H81V135H85V134H87L88 132H86V130L85 129H83L84 128V126L81 128V130H79V127H77L79 124H78V122L77 121H75L74 120V117H72L71 116V118L70 119H67L68 117H69V115L70 114H67ZM71 115H73L72 113H71ZM79 115H82V114H79ZM79 115H74L75 117H77V116H79ZM86 114H84V116H85ZM88 116H89V113L87 114ZM86 115V117H88ZM94 115V114H93ZM128 115V114H127ZM192 115V114H191ZM200 115L203 117V119H201L200 118ZM38 116V115H37ZM40 116V115H39ZM37 117V118H41V116L40 117ZM47 116V115H46ZM58 116V117H57ZM63 116V115H62ZM100 116V115H99ZM98 115H97V117H99ZM103 116H101V117H103ZM112 116H114V115H112ZM125 117H126V115H124ZM147 116H145V117H147ZM157 116H158V114H157ZM159 116H161V115H159ZM186 116V117H185ZM199 116V117H198ZM42 117V118H43ZM64 117V116H63ZM80 117V116H79ZM103 117V118H104ZM180 117H181V119H180ZM193 117V119H195ZM197 117L198 118H200V119H197ZM260 117H262L261 119H262V121H259L258 123H257V119L258 120H261L260 119ZM14 118H19V121H17L16 120V123L14 122ZM35 118H36V116H35ZM37 118H36V120H37ZM41 118V119H42ZM55 118V119H56ZM78 118V117H77ZM77 118H75L76 120H77ZM80 118H83V115H82V117H80ZM100 118V117H99ZM112 118V117H111ZM114 118H115V120H114V122L115 121H117L118 120V118L119 117H115L114 116ZM133 118V119H132ZM155 118V117H154ZM160 118V117H159ZM169 119V121L167 120V119ZM188 118H189V116H188ZM205 118V119H204ZM20 119H21V121H20ZM34 119V118H33ZM32 119V120H33ZM38 119V120H39ZM45 119H44V121H45ZM66 119V120H65ZM71 119H73V120H71ZM87 119V118H86ZM157 119V118H156ZM165 119L167 120V121H165ZM31 119H29V121H30ZM35 120V119H34ZM33 120V121H34ZM35 120V122H37ZM91 120V119H90ZM104 120V119H103ZM102 120V121H103ZM112 120V119H111ZM130 120V121H131ZM41 121V120H40ZM59 120H58V122H60ZM94 121V120H93ZM100 121V120H99ZM99 121H97V123H99ZM101 121V122H102ZM110 121V120H109ZM109 121H108V123H109ZM119 121V120H118ZM129 121V122H130ZM132 121L130 122V124L132 123ZM158 121V120H157ZM161 121V120H160ZM57 122V123H58ZM67 122V123H68ZM100 122V123H101ZM111 122V121H110ZM146 122V121H145ZM82 123V122H81ZM80 123V124H81ZM86 123H89V122H86ZM91 123H94L95 124V122H91ZM147 123H148V121H147ZM162 123V122H161ZM160 123V124H161ZM181 123V122H180ZM179 123V124H180ZM184 123V122H183ZM186 123V122H185ZM188 123V122H187ZM3 124H2V126H3ZM15 124V126L16 127H14V126H12V125H14ZM23 124L24 125H28L27 126V128L29 129V131H28V129L26 128V126H24L25 127V129L28 131L27 132V134L28 135H25L26 134V132H25V129H23ZM30 124V125H29ZM83 124H84V122H83ZM94 124H93V126H94ZM107 124V123H106ZM133 124V123H132ZM82 125V124H81ZM91 125V124H90ZM96 125V124H95ZM98 125V124H97ZM97 125H96V127H95V129L97 128V130H99L98 128H102V123L101 124H99V127H97ZM104 125V124H103ZM117 125L118 124H116V122L115 123H112V125L110 126V130L112 131V133H114V130H115V128L117 127ZM157 125V124H156ZM155 125V126H156ZM163 125V124H162ZM199 125H197L198 127H199ZM42 126V127H43ZM56 126V125H55ZM59 126V125H58ZM107 126H108V124H107ZM122 126V125H121ZM160 126V125H159ZM187 126V125H186ZM244 126V127H243ZM61 127V126H60ZM59 127V128H60ZM63 127V126H62ZM88 127V126H87ZM106 127V126H105ZM133 127H134V125H133ZM147 127H148V125H147ZM154 127V126H153ZM173 127V126H172ZM1 128V127H0ZM67 128V127H66ZM65 128V129H66ZM94 128V127H93ZM100 128V129H101ZM109 128V127H108ZM131 128V127H130ZM187 128H188V130H187ZM194 128V129H193ZM242 128V129H241ZM243 128L245 129V130H243ZM255 128H256V130H255ZM41 129V128H40ZM47 129V130H46ZM50 129H51V131H50ZM55 129H57V128H55ZM61 129V128H60ZM59 129V131L61 132V130ZM102 129H104V128H102ZM144 129H145V127H144ZM149 129V128H148ZM164 129V128H163ZM254 129V130H253ZM23 130H24V133H23ZM43 130V129H42ZM82 130H85V131H82ZM137 130V129H136ZM160 130H161V126H160ZM159 130V131H160ZM246 131L245 132V138H249V140L247 139V140H245L243 137L241 138V135L243 136L244 134H242L241 133V131ZM58 131V130H57ZM56 131V132H57ZM58 131V132H59ZM93 131V130H92ZM91 130H90V132H92ZM110 131V132H111ZM174 131H176L175 129H174ZM173 131V132H174ZM220 131L222 132V133H220ZM242 131V132H243ZM157 132V131H156ZM44 135H43V134ZM103 133V132H102ZM176 133V132H175ZM178 133V132H177ZM194 133V134H193ZM247 133V134H246ZM121 134V133H120ZM161 134V133H160ZM174 134V133H173ZM68 135H70L69 137L70 138H72L71 140H69V142L71 141L72 143H73V145H72V143L70 142V144H68V141H66V137L68 136ZM156 135H159V133H156ZM163 135V134H162ZM167 135V134H166ZM176 134H174V136H175ZM179 135H181L180 133H179ZM263 135V136H262ZM122 136H124V134L122 135ZM171 136V135H170ZM44 137V138H45ZM68 137V138H69ZM151 137V136H150ZM176 137V136H175ZM178 137V136H177ZM47 138V139H48ZM52 138V137H51ZM94 138V137H93ZM132 138V137H131ZM163 139H165L166 137H162ZM162 138H160L161 140H163ZM167 138H168V135H167ZM54 139H55V137H54ZM53 139V140H54ZM83 139V140H82ZM100 135L98 136V138H96V141H95V144H94V147L96 148V149H98V146H99V142H100ZM156 138H154V140H155ZM158 139V138H157ZM177 139V138H176ZM219 139H221L222 141H219ZM243 139V140H242ZM263 139V140H262ZM49 140V139H48ZM94 140V139H93ZM109 140H110V138H109ZM113 140V139H112ZM135 140V139H134ZM138 140V139H137ZM160 140V141H161ZM169 140H170V138H169ZM172 140V139H171ZM170 140V141H171ZM175 140V139H174ZM245 140V141H244ZM50 141H51V139H50ZM50 141H49V143H50ZM84 141V142H83ZM133 141V140H132ZM132 141L130 142V143H132ZM180 141V142H181ZM33 142H34V144H33ZM52 142V141H51ZM83 142V143H82ZM106 142H109V141H106ZM165 142V141H164ZM181 142V143H182ZM187 142V143H186ZM210 142V144L211 145H208V143ZM221 142V143H220ZM48 143V144H49ZM54 143V142H53ZM118 143V142H117ZM135 143V142H134ZM148 143H150V142H148ZM220 143V144H219ZM223 143V144H222ZM47 144V145H48ZM136 144V143H135ZM135 144H134V146H135ZM154 144V143H153ZM170 144V143H169ZM213 144V145H212ZM219 144V145H218ZM248 144H249V146H248ZM50 145V144H49ZM109 145H111V143H109ZM216 145H218V150L216 149ZM248 146V148L250 147V145L252 146L251 148V150H253L252 152H254V153H250L251 151H249V154H248V156L246 157V155H247V153L248 152H243V151H245L244 150V146ZM44 146L42 147V148H44ZM113 146V145H112ZM140 146V145H139ZM142 146V145H141ZM179 146H180V143H179ZM180 146V147H181ZM192 146V147H193ZM206 146V145H205ZM222 146V147H223ZM225 146V147H226ZM52 147V146H51ZM92 147H93V145H92ZM115 147V146H114ZM117 147V146H116ZM115 147V148H116ZM119 147H121V146H119ZM161 147V146H160ZM48 148H49V146H48ZM47 147H45V149H48ZM73 148V147H72ZM75 148V150H77ZM112 148V147H111ZM139 148H141V147H139ZM157 148V147H156ZM170 148H172V147H170ZM177 148V147H176ZM175 148V149H176ZM181 148V149H182ZM211 148V149H210ZM215 148V149H214ZM247 148V147H246ZM263 148V151H261V149ZM15 149H19V150H17V152L18 153H21V157H20V155L18 156V158H17V161H14V159H16V158H13V156H14V154H15ZM22 149V150H21ZM33 149H34V151H33ZM53 152H54V150H53V148H50ZM94 149V148H93ZM109 150H110V147L108 148ZM142 149V148H141ZM203 149H204V147H203ZM65 150V149H64ZM63 150V151H64ZM67 150V149H66ZM65 150V151H66ZM79 150H77V151H79ZM101 150V149H100ZM121 150V149H120ZM125 150V149H124ZM127 150H128V153H129V158L130 159H132L133 160V145L131 146V144H129L128 145V148H127ZM156 150V149H155ZM158 150V149H157ZM183 150V149H182ZM188 150V149H187ZM211 150H214L213 151V154H212V151ZM249 150H250V148H249ZM41 151H44V149L43 150H41ZM46 151V150H45ZM48 151V150H47ZM52 151H50V152H52ZM115 151H116V149H115ZM180 151V150H179ZM184 151V150H183ZM182 151V152H183ZM189 151V150H188ZM210 151H211V153H210ZM239 151V152H238ZM246 151H248V149L246 150ZM97 152V151H96ZM103 151L101 150V153H99V155H101V154H103L102 153ZM123 152H125V151H122L121 152V154L123 153ZM205 152V151H204ZM225 152V151H224ZM224 152H222V153H224ZM42 153V152H41ZM41 153H39V154H41ZM55 153V152H54ZM77 153V152H76ZM79 153V152H78ZM81 153H82V150H81ZM84 153V152H83ZM107 154H110L111 152L110 151H108L107 150V152H106ZM113 153H115L114 151H113ZM112 153V154H113ZM119 153V152H118ZM127 153V152H126ZM128 153H127V155H128ZM180 153H181V151H180ZM219 153V152H218ZM228 152H226L225 153V155L227 154ZM51 154V153H50ZM66 154L64 153V155L63 156H66ZM106 154V155H107ZM112 154H110V156L112 155ZM123 154H125V153H123ZM131 154V155H130ZM183 154V153H182ZM192 154V155H193ZM203 156L205 155V154H203V153H201ZM228 154V155H229ZM29 155V154H28ZM42 155H43V153H42ZM44 155H47V154H44ZM80 155V153L78 154V156ZM143 155V154H142ZM186 155H188V154H186ZM190 155V154H189ZM202 155H199L198 157H200V156H202ZM222 155H224V154H222ZM225 155H224V157H225ZM228 155L226 156V157H228ZM232 155V156H231ZM236 155L234 156V157H236ZM40 156V155H39ZM48 156V155H47ZM46 156V157H47ZM81 156V155H80ZM104 156V155H103ZM114 156H115V158H116V155L114 154ZM117 156H119V155H117ZM141 156V155H140ZM206 156V155H205ZM41 157V156H40ZM49 157H51V156H49ZM82 157V156H81ZM80 157V158H81ZM101 157H102V155H101ZM101 157H99V158H101ZM107 157H109V155L108 156H106V158ZM122 157V156H121ZM128 157V156H127ZM139 157V156H138ZM167 157V156H166ZM190 157L192 158V156L190 155ZM209 157V158H210ZM220 157H223V156H220ZM219 157V158H220ZM230 157H228V158H230ZM257 157V158H256ZM53 158V157H52ZM88 158V159H87ZM95 158V159H94ZM97 159L98 160V162H99V160H100V162H101V159ZM103 158V157H102ZM113 158V157H112ZM111 158V162H127V161H125L124 160V158H122V160H115V158L114 159H112ZM118 158V157H117ZM136 158V157H135ZM170 158V157H169ZM42 161H41V160ZM46 159H48V158H46ZM46 159H44V160H46ZM78 159H79V157H78ZM83 159H84V157H83ZM204 158L202 157V161H201V159H199V161L200 162H203V164H204V160H203ZM221 159H223V158H221ZM225 159H227V158H225ZM224 159V160H225ZM104 160V159H103ZM127 160H129V159H127ZM132 160H130V161H132ZM138 160V159H137ZM166 160V159H165ZM171 160V159H170ZM190 160V159H189ZM216 160L217 159H214V161L216 162ZM219 160V159H218ZM228 160V159H227ZM230 160V159H229ZM231 160H233V159H231ZM230 160V161H231ZM85 161V160H84ZM135 162H136V160H134ZM145 161V160H144ZM178 161V160H177ZM191 161V160H190ZM195 161H197V159L195 160ZM206 161V163L205 164H207V162H208V160H205ZM214 161H209L210 163L211 162H214ZM236 161H235V159H234V161H231V162H235V164H236ZM21 162L23 163V160H21ZM20 162V163H21ZM24 162H25V160H24ZM36 162H38V160L36 161ZM69 162H70V164H69ZM73 162V163H72ZM86 163H84L85 165H88V162L87 161H85ZM105 162V161H104ZM110 162V163H111ZM139 162V161H138ZM153 162V161H152ZM162 162V161H161ZM222 162H224L223 160H222ZM241 162V163H240ZM247 162H250V164H251V166H250V169L248 168V170H247V168H246V164H248ZM52 163H53V161H52ZM92 163V164H93ZM102 163V162H101ZM106 163V162H105ZM105 163H102V165H104ZM110 163H108V164H110ZM132 163V162H131ZM169 163H171V161L169 162ZM218 163V162H217ZM230 163V162H229ZM228 163V164H229ZM3 164V165H2ZM39 164V163H38ZM38 164H33V166L34 165H36L35 167H37V165ZM56 164H58V163H55V165ZM82 164V163H81ZM90 164V163H89ZM92 164H90L91 166H90V168L92 167ZM100 164V163H99ZM114 164V163H113ZM117 164V163H116ZM133 164V163H132ZM137 164V163H136ZM202 164V163H201ZM221 164V163H220ZM228 164H226V165H228ZM234 164V163H233ZM241 164H245L244 166L245 167H243V166H241ZM249 164V165H250ZM2 165V166H1ZM13 165V164H12ZM29 165V164H28ZM53 165V164H52ZM101 165V166H102ZM112 164H110V166H111ZM134 165H135V163H134ZM209 166L208 167H206V166H204V169H208L211 165H212V163H211V165L210 164H208ZM213 165H218L216 168L214 167V166H212V167H210L209 169H211V168H213L212 170H215V171H212V174H213V177H214V175H216V173H217V175H216V181H220L219 183H221V181H222V186L220 185V184H218V182L217 183H215L214 182V184H218V185H220V188H217L216 187V185H214V188H213V191L217 188L218 190H219V192L221 191V189H224V185L227 187V185L228 184H224V183H228L227 181H226V179L228 178V176H226V175H224V174H220L219 172H221V168L223 169L224 167H222L221 165H219V164H213ZM232 165V164H231ZM238 165V164H237ZM20 166H21V164H20ZM32 166V167H33ZM63 166V165H62ZM81 166H84V165H81ZM96 166V165H95ZM94 166V167H95ZM106 167H107V165H105ZM118 166V165H117ZM128 166V165H127ZM131 166V165H130ZM203 166V165H202ZM202 166H201V168H202ZM221 168H220V167ZM225 166V165H224ZM263 166V168L261 169V167ZM39 169H40V164H39ZM48 167V168H47ZM58 167H61L60 165L58 166ZM65 167V166H64ZM86 166H84V168H85ZM94 167H92V168H94ZM98 166H96V168H97ZM112 167H113V165L111 166V170L110 171H112ZM120 167V166H119ZM179 167V166H178ZM206 167V168H205ZM240 167H242V168H240ZM248 167V166H247ZM4 168H5V166H4ZM34 168V167H33ZM83 168V170H85ZM87 168V167H86ZM90 168H88L89 170H90ZM105 168V167H104ZM114 168H116L115 167V164H114ZM118 168V167H117ZM140 168H141V166H140ZM220 168V169H219ZM1 169H0V171H1ZM24 169V168H23ZM38 169V170H39ZM52 169H54V170H52ZM82 169V168H81ZM101 170H104V172H106L105 171V169H103V168H100ZM109 169H110V167H109ZM124 169V168H123ZM204 169H202V170H204ZM225 169V168H224ZM243 171H242V170ZM244 169H246L247 171H245ZM63 170V169H62ZM87 170V169H86ZM98 169H96V171H97ZM118 170H120V169H118ZM129 170H130V168H129ZM160 170V169H159ZM217 170V171H216ZM218 170H219V172H218ZM95 171V170H94ZM113 171L114 172H112V175L114 174H116L115 173V170L113 169ZM139 171H141V170H139ZM137 172V173H140V172ZM150 171H152V170H150ZM163 170H161V171H158V174H161V173H163L162 172ZM181 171H183V170H181ZM180 171V172H181ZM239 171H241L242 173H244V174H242L241 172H239ZM97 172H99L100 173V170H98ZM103 172V174L104 175H106V173H104ZM132 172H134V171H132ZM153 172V171H152ZM155 172V171H154ZM184 172V171H183ZM187 172V171H186ZM207 172V171H206ZM209 172V171H208ZM222 172H224L223 170H222ZM246 172V173H245ZM52 173V172H51ZM99 173H95V174H99ZM109 173V172H108ZM107 173V174H108ZM111 173V172H110ZM109 173V174H110ZM120 173V172H119ZM121 173H123V172H121ZM125 173H127V172H125ZM167 173V172H166ZM6 174V175H5ZM34 174V175H33ZM103 174H102V177H103ZM135 174V173H134ZM144 174V173H143ZM145 174H147V173H145ZM149 174H151V173H149ZM155 174L156 173H154V174H152V177L154 178H156L157 176H155ZM157 174V175H158ZM187 174V173H186ZM186 174H185V176H186ZM191 174V173H190ZM201 174V173H200ZM206 174V173H205ZM52 175H53V177L55 176L56 178H57V180L55 179V178H53L52 177ZM74 176V180H72L73 182H70L71 181V177H69V176ZM94 175V176H93ZM123 175V174H122ZM126 175V174H125ZM154 175V176H153ZM161 175H163V174H161ZM160 175V176H161ZM181 175V174H180ZM222 175V176H221ZM243 175V176H242ZM32 176H33V178H32ZM48 176H51V177H49L48 178ZM92 176H93V178H92ZM119 176H121V175H119ZM128 176V175H127ZM126 176V177H127ZM148 176V174L146 175V177ZM164 176V175H163ZM191 176V175H190ZM203 176V175H202ZM206 175H204V177H205ZM217 176H218V178L220 179V177L219 176H221V179L219 180V179H217ZM227 177V178H224V177ZM30 177V178H29ZM97 177H98V175H97ZM133 177H135V176H133ZM149 177V181H150V175L148 176ZM147 177V178H148ZM169 177V176H168ZM168 177H166V179L168 178ZM176 177H178V176H176ZM180 177V176H179ZM7 178V179H6ZM52 180L51 178H53V179H55L54 181L56 182L57 181V183H58V181L61 183V185H58L57 186V184L56 185H54V184H51V183H49L50 181L48 180ZM105 178V177H104ZM107 178L109 179V177H108V175H107ZM105 179V181L106 180H108V179ZM144 177H142V179H143ZM183 178V177H182ZM185 178H188V176L187 177H185ZM237 178V179H236ZM66 179H67V181L68 180H70L69 182L70 183H68V184H65V182H66ZM102 180V182L104 181L103 180V178H101ZM111 179H113V178H111L110 177V180ZM116 179V178H115ZM120 180H119V182L120 181H123L124 179L126 180V178H124L123 180H121V178H119ZM132 178H129V181L131 180ZM136 178H134V180H135ZM163 179V178H162ZM165 179V180H166ZM203 179V178H202ZM204 179H206V178H204ZM215 179V178H214ZM214 179L212 178L211 179V177H210V181H214ZM48 180V181H47ZM127 180H128V178H127ZM146 180V179H145ZM145 180H143L142 181V184L140 183V185H144V183H146L147 182V180H146V182H145ZM153 180V179H152ZM161 180V179H160ZM172 180V179H171ZM183 180H184V178H183ZM30 183H29V182ZM31 181H33V182H31ZM39 180H37V182H38ZM74 181L76 182V184H74V185H76V187H74L73 186V183H74ZM109 181V180H108ZM107 181V183H109ZM112 181V180H111ZM113 181H114V179H113ZM116 181H118V179L116 180ZM132 181H133V179H132ZM136 181V180H135ZM154 181V180H153ZM177 181V180H176ZM196 181V180H195ZM198 181H199V179H198ZM202 181H205V180H202ZM226 181V182H225ZM52 182V181H51ZM55 182H53V183H55ZM84 182V183H83ZM115 182V181H114ZM114 182H112V183H114ZM119 182H115V185L118 183L119 184ZM126 182H128V181H125L124 183H126ZM154 182H156V181H154ZM161 182V181H160ZM159 182V183H160ZM197 182V181H196ZM62 183H64V184H62ZM122 183V182H121ZM148 183V182H147ZM151 183H153L152 181H151ZM151 183H149L150 185H151ZM157 183V182H156ZM156 183H153V184H156ZM162 183V182H161ZM187 183V182H186ZM201 183V182H200ZM59 184V183H58ZM135 184V183H134ZM149 184H147V185H149ZM184 184V183H183ZM191 184V183H190ZM190 184L188 185V186H190ZM197 184H199V183H197ZM233 184V185H234ZM238 184V185H237ZM52 185V186H51ZM102 185V184H101ZM104 185V184H103ZM114 185V184H113ZM149 185V187H152L153 185H151L150 186ZM185 185V184H184ZM203 185V187L204 188H202V191H203V189H205V188H207V186H208V188H210V185H207L206 187L204 186V184H202ZM201 185V186H202ZM206 185V184H205ZM233 185H232V187H233ZM50 186V187H49ZM110 186V185H109ZM119 186H122V185H119ZM155 186V185H154ZM158 186V185H157ZM162 186V185H161ZM163 186H165V185H163ZM170 186V185H169ZM174 186V185H173ZM195 186V185H194ZM67 187H73V188H75L74 190H73V188L71 189V188H67ZM135 187V188H136ZM156 187V186H155ZM186 187V186H185ZM191 187V186H190ZM192 187H193V185H192ZM231 187V186H230ZM111 188H113L112 187V184H111ZM111 188H109V189H111ZM115 188V187H114ZM128 188H131V187H128ZM147 188V187H146ZM158 188V187H157ZM164 188V187H163ZM166 190H167V192H169V187L167 186V184H166ZM165 188H164V191L166 192V190H165ZM168 188V189H167ZM184 188V187H183ZM189 188V187H188ZM188 188L187 189H185V190H187V192H190L189 190L191 189V190H193V189H195V188H189V190H188ZM207 188V189H208ZM39 189H41V188H39ZM67 189V190H66ZM69 189V190H68ZM105 189V190H104ZM198 189V188H197ZM207 189L205 190L206 192H207ZM212 189V188H211ZM217 189L215 190V191H217ZM239 189V188H238ZM16 190H18L19 192H17ZM96 190L98 191V193L100 194H97V196H95L96 195ZM136 190V189H135ZM135 190H133L134 192H135ZM152 191V188L151 189H149V191ZM172 190V189H171ZM176 190V189H175ZM175 190H174V195H173V192H172V194L171 195H173V197L175 198V197H177V195H175ZM178 190V189H177ZM199 190V189H198ZM209 190V189H208ZM226 190V189H225ZM241 190V189H240ZM38 191H39V193H40V191H41V193H42V191H44V192H46L45 194H44V192L42 193V196L40 195V194H38ZM70 192L71 194H68V195H66L67 193L66 192ZM108 191V190H107ZM110 191V190H109ZM147 191V190H146ZM154 191V190H153ZM155 191H156V188H155ZM162 191H163V189H162ZM161 191V193H163ZM178 191H180V190H178ZM199 191H201V190H199ZM204 191V192H205ZM213 191H212V193H213ZM214 191V192H215ZM223 191V190H222ZM227 191H229V189L227 190ZM233 191V192H234ZM19 193V194H17V193ZM119 192V193H118ZM133 192V193H134ZM157 192V191H156ZM158 192L160 193V191H159V189H158ZM166 192V194H168ZM192 192H194V190L192 191ZM205 192V193H206ZM210 192V191H209ZM233 192H232V194L231 195H234L235 197H236V193L234 192V194H233ZM37 193V194H36ZM66 193V194H65ZM102 193V194H101ZM133 193H128V194H133ZM147 194H148V192H146ZM179 192H177V194H178ZM199 194H200V192H198ZM215 193H217V192H215ZM215 193H213V195H212V198H213V196H215L216 194ZM223 193H226V192H224L223 191ZM229 193H231V191L230 192H228V194ZM63 194H65V196L63 195ZM114 194V195H113ZM123 194L124 195H126L124 192H123ZM127 194V195H128ZM137 194H138V191H137ZM183 194V193H182ZM189 194V193H188ZM187 194V196H189ZM190 194H191V192H190ZM207 194H209L208 192H207ZM211 194V193H210ZM210 194H209V196H210ZM218 195H216L215 196V198H213V200H217L218 198L217 197H219V195H221V193H217ZM242 194V195H241ZM241 194H239V195H237V197L238 196H244L245 195V193H241ZM244 194V195H243ZM247 194V193H246ZM99 195V196H98ZM112 195V196H111ZM130 195V196H131ZM136 195V194H135ZM159 195V194H158ZM183 195H185V194H183ZM192 195V194H191ZM204 195V194H203ZM203 195H201V197L203 196ZM224 195V194H223ZM222 195V197H224ZM61 196H63L64 198H63V200H60V197ZM108 197V200L109 201H113L114 203H115V205H114V203H113V207H112V204L109 206V207H107V208H110V210L108 209V211H107V213L109 212V214L107 215L106 214V210H105V207H106V205H105V199H106V197ZM119 196V195H118ZM137 196V195H136ZM150 196H153V194H152V192H151V195ZM163 195H161V197H162ZM115 197V198H114ZM137 197H139V196H137ZM148 197H149V195H148ZM156 197V196H155ZM160 197V196H159ZM160 197V198H161ZM165 197H166V195H165ZM168 197H169V199H168ZM168 197H166L165 199H167L166 201H165V203L163 202L162 204H161V201L159 202L160 203V205L158 204V202H154L153 201V203H155L156 205H159V207L158 206H155V204L153 205V206H151L152 208H150L149 206V208L150 209H153L154 208V206H155V210L153 209V211L152 212H154V215L155 216H159L160 215V217L161 216H163L164 214H170V215H172V213L174 214L175 213V215L177 214V217H180V219L181 220H186L185 222H187V219H188V222L191 224L192 223V225H193V222H192V220H194L196 217H197V215H199V212L200 213H202L201 211H199V209H197L196 207H198L199 208V204L201 203V202H199L198 200H199V198H201L200 196L198 197L197 195L195 196L196 198L198 197V200H196L197 202H199V204L196 206V205H194L195 206V209H196V211L198 212V214L196 213V211H194L193 210V212H195L197 215L196 216H194L195 214H189V212H191V211H188V210H186V211H188V212H186L185 211V213H188L189 214V217H187V215L185 216V215H182L181 213H183V211L181 212L179 209H177V211H175L174 212V208L172 209L171 207H170V205L172 206V202L174 203L175 202V200L174 201H172L173 200V197L172 196H170V194H169V196ZM180 197V196H179ZM194 197V196H193ZM221 197V198H222ZM230 197H233V196H230ZM236 197V198H237ZM249 197H247L248 199H250ZM43 198V199H42ZM46 198V200L47 199H49V200H47L48 202L46 203V202H43V203H45L47 206H48V209H45V204L43 205V203H41L42 202V200L44 201V199ZM119 198H120V196H119ZM128 198V197H127ZM153 198V197H152ZM157 198H158V196H157ZM159 198V199H160ZM178 198V197H177ZM181 198H183V197H181ZM181 198H180V201H181ZM185 198V197H184ZM184 198L182 199V200H184ZM189 197H187L186 199H188ZM191 198V197H190ZM205 198V197H204ZM212 198H210L209 200L211 201L212 200ZM217 198V199H216ZM239 198V197H238ZM24 201H23V200ZM61 199H62V197H61ZM117 199H118V197H117ZM131 199V198H130ZM164 199V200H165ZM234 199L235 198H233V201H234ZM107 200V199H106ZM120 200V201H121ZM132 200V199H131ZM157 200V199H156ZM189 200V199H188ZM190 200H192V199H190ZM195 200V199H194ZM193 200V201H194ZM202 200H204L203 198H202ZM206 200V199H205ZM222 200H226V198L224 199V198H222ZM221 200V201H222ZM237 200H239V199H236V201ZM240 200H243L242 202H243V204L245 203V204H247L248 203V201L246 202V200H244V197L243 198H241ZM119 201V200H118ZM136 201V202H135ZM172 201V202H171ZM180 201H179V204H176V206L177 205H180V208H181V206L183 205V204H186V202H184V201H182V202H184L183 204H181L180 203ZM192 201V202H193ZM195 201V203H197ZM219 201V200H218ZM220 201V202H221ZM232 201V200H231ZM228 202V203H233V202ZM111 202H109V203H111ZM128 202H130V203H128ZM138 202V205L136 204ZM176 202H177V200H176ZM239 202V201H238ZM241 202V201H240ZM60 203H61V205H60ZM188 203V202H187ZM189 203H191V202H189ZM227 203V204H228ZM107 204V203H106ZM168 204H170L169 206H168ZM213 204H215L214 202H213ZM213 204L211 203V205L213 206ZM216 204H219V203H217L216 202ZM221 204H222V202H221ZM220 204V205H221ZM226 204V205H227ZM233 204H236V203H233ZM232 204V205H233ZM163 205V206H162ZM174 205H175V203H174ZM191 205H192V203H191ZM220 205H217L218 207L220 206ZM242 205V204H241ZM25 208V209H22V210H24V211H26V212H21L22 210H21V208H23V207ZM47 206H46V208H47ZM60 206V207H59ZM147 206V205H146ZM146 206H144V204L141 206L142 208H141V212H142V209L144 208V207H146ZM186 206H188V204L186 205ZM185 206V207H186ZM194 206H192L193 208H194ZM206 206V205H205ZM208 206V205H207ZM229 206V205H228ZM237 206V205H236ZM249 206L250 205H248V208H249ZM112 207V208H111ZM117 207V209L118 208H120L121 210H122V212H121V214L117 217V215L119 214L118 212V214L117 215H115V213H113V211H114V209ZM160 207H162V208H160ZM170 207V208H169ZM175 207V206H174ZM184 207V206H183ZM217 207V208H218ZM251 207V206H250ZM27 208V209H26ZM83 208L85 209V211L83 210ZM128 208H130V209H134V210H129L130 212H132V211H134V213H130V212H128L127 213V210H128ZM149 208H147L146 207V210L147 209H149ZM160 208V209H159ZM178 208H179V206H178ZM189 208L191 209V207L189 206ZM189 208H187V209H189ZM206 209H207V207H205ZM205 208H203V209H205ZM213 208V207H212ZM228 208V207H227ZM241 208H245V206L243 205V207H240L239 209L242 211H240V213H243V212H245L244 210H247L248 211V209H241ZM13 211H12V210ZM117 209H115V210H117ZM119 209V210H120ZM145 209V208H144ZM143 209V210H144ZM168 209H172L171 210V212H170V210L168 211ZM183 209H185V208H183ZM182 209V210H183ZM201 209V208H200ZM205 209V211H207ZM214 209V208H213ZM229 209L231 210L232 208H230L229 207ZM12 211L13 212V214L12 213H9V211ZM19 210H20V212H19ZM120 210V211H121ZM145 210V211H146ZM159 210H160V213H158L159 212ZM176 210V209H175ZM178 210H179V212H181V213H179V216H178ZM249 210H251V208H249ZM118 211V210H117ZM156 211H158L156 214H155V212ZM215 211H217L216 209L213 211V212H215ZM232 211V210H231ZM246 211V212H247ZM252 211H253V209H252ZM255 211V210H254ZM148 212V211H147ZM147 212H145L146 213V215H148L147 214ZM150 212V211H149ZM208 212H209V209H208ZM213 212H209V215H210V213H213ZM218 212V211H217ZM221 212H223L222 210H221ZM221 212H219V213H221ZM230 212V211H229ZM248 212H251V211H248ZM247 212V213H248ZM15 213V214H14ZM28 213V214H27ZM54 213L56 214V216L54 215ZM98 213V217L96 218V216H94V218L92 217V215L93 214H97ZM113 213V214H112ZM132 214V216H133V218H134V216H137L136 218H138V216L140 217V221H141V223H143V224H140V227L139 226H136V223L135 222H138V221H134L133 219V221L130 219H127V216H129L130 214ZM143 213V212H142ZM184 213V214H185ZM223 213H226V212H223ZM232 213V212H231ZM235 213V212H234ZM254 213H256V212H254ZM254 213H253V215H254ZM23 214V215H22ZM91 214V215H90ZM217 214V213H216ZM233 214V213H232ZM244 214V213H243ZM242 214V215H243ZM251 214V213H250ZM249 214V215H250ZM14 215L16 216V215H18L17 217L19 218V221H18V219H14V220H11L12 218H9V217H13L14 218ZM22 215V216H21ZM104 215L106 216V218L104 217ZM145 215V214H144ZM143 215V216H144ZM153 214L151 213L150 215H148L147 217V219H151L152 220V216ZM175 215L173 216V217H175ZM215 214H213V216H214ZM234 215V214H233ZM233 215H231L230 213H226V217L225 218H228V219H230L231 218V216H233ZM236 215V214H235ZM252 215V214H251ZM257 215V214H256ZM21 216V217H20ZM112 216H116V218H118L117 219V221H115L114 220V217H112ZM132 216L130 217V218H132ZM183 216V217H182ZM211 216H212V214H211ZM223 216H225V214L223 215ZM237 216V215H236ZM160 217L158 218V220H159V223L158 222H156L157 224H160V222H166V220H165V218H161L160 219ZM177 217H176V219H177ZM187 217V219H185ZM195 217V218H194ZM203 216H199V217H197L199 220H198V222L200 223H198V227H199V225H204L203 223H202V220H201V218H202ZM204 217H206L205 215H204ZM203 217V218H204ZM208 217H210V216H208ZM222 217V216H221ZM235 217V216H234ZM255 217V216H254ZM87 218H89L92 222H90V224H88L87 223ZM96 218V219H95ZM115 218V219H116ZM135 218V219H136ZM167 218H168V216H167ZM166 218V219H167ZM196 218V219H197ZM207 218V217H206ZM205 218V220H203V222L205 221L206 223H207V221H209V220H207V219H209V218H207L206 219ZM213 218V217H212ZM217 218H218V216H217ZM223 218V217H222ZM221 218V219H222ZM224 218V219H225ZM237 218V217H236ZM240 218V217H239ZM242 218H244V220H246L247 219V216H246V219H245V217L243 216ZM250 218V217H249ZM253 218V217H252ZM111 219H113L114 221H112ZM120 219V220H119ZM122 219V220H121ZM145 219H146V217H145ZM221 219H218L219 221H221ZM223 219V220H224ZM228 219H226V221L227 222H229V221H232L231 219L230 220H228ZM258 219H260V221H258ZM16 220V221H15ZM52 220V224H49V222ZM131 221V226L133 227V225H134V223H135V225H134V227L133 228H135L136 229V227H139V229L138 230H134L135 232L137 231V234L138 235H140V231L142 232V234L138 237L139 239L138 240H136L135 241V236H137V234H134L135 236H134V238H131V237H129V230H132V229H129V230H127L128 229V227H127V229H126V227H125V224H127L126 223V221ZM136 220H138V219H136ZM157 220V219H156ZM178 220H179V218H178ZM222 220V221H223ZM237 220H241V219H237ZM252 220H254V219H252ZM251 220V218H250V221H252ZM119 221H121V222H119ZM196 221L197 220H195L194 222L196 223ZM234 221H235V219H234ZM19 222V223H18ZM145 222H146V220H145ZM147 222H149V221H147ZM146 222V223H147ZM151 222V221H150ZM153 222V221H152ZM184 222V223H185ZM204 222V223H205ZM226 222V223H227ZM241 222V221H240ZM246 222H248L247 220H246ZM51 223V222H50ZM140 223V222H139ZM179 223V222H178ZM236 223V222H235ZM238 223V222H237ZM248 223H250V222H248ZM138 224V223H137ZM186 224V227L188 228V226H187V223H185ZM218 224V223H217ZM229 224V223H228ZM232 225H231V228H226L227 230L229 229L230 231H227V236H228V232H229V236L231 237V238H229V236H228V238H229V241H232V240H230V239H235L236 240V238H233V235H234V230H235V226H236V224L235 225H233L234 223H231ZM242 224V223H241ZM108 225V226H107ZM128 226H130L129 225V223L127 224ZM139 225V224H138ZM142 225H144V226H142ZM176 225V226H175ZM179 225V224H178ZM191 225V226H192ZM225 225H227V224H225V220H224V226L222 227V228H224L225 227ZM248 225V224H247ZM246 225V226H247ZM105 226H107L108 227V231H109V233L110 234H108V232L107 231H105L104 229H107ZM131 226L129 227V228H131ZM157 226H159V225H157ZM195 226H197V225H195ZM195 226H194V229H195ZM229 227H230V224L228 225ZM238 226H239V224H238ZM245 226V225H244ZM258 226V227H259ZM87 227H90V228H87ZM185 227V228H186ZM198 227H196L197 229H198ZM205 227H210V226H208V223H207V226H205ZM214 227V231L215 232H219V231H216L215 230V224H213V225H211V227L209 228V230L212 232V230H211V228H213ZM219 227V226H218ZM237 227V226H236ZM159 228V227H158ZM167 228V227H166ZM165 228V230L167 231L168 230V228H169V226H168V228L166 229ZM181 228H182V230H183V227H181V225H180V227L178 226L177 227V229H179L181 232H182V230H181ZM190 228V227H189ZM202 228V227H201ZM217 228V227H216ZM221 228V229H222ZM239 228H240V231H242V233L245 231L244 229H242V227H240L239 226ZM250 228V227H249ZM87 229H90V232H92V231H96L97 232V238H95V239H92V240H90V241H87L88 243H85L84 242V230H85V232L87 231ZM163 229H164V227H163ZM163 229H160V230H162L163 231ZM203 229V231L204 230H206V229H208V228H202ZM219 229H220V227H219ZM218 229V230H219ZM220 229V230H221ZM234 229V230H233ZM237 229V228H236ZM242 229V230H241ZM254 230V232H258L259 233V231H257L255 228H253ZM99 230V231H98ZM157 230H159V229H157ZM190 230V229H189ZM189 230H188V232H189ZM191 230H193V226H192V228H191ZM199 230V229H198ZM197 230V231H198ZM208 230V231H209ZM247 230V229H246ZM256 230V231H255ZM139 231V232H138ZM162 231H160V232H162ZM176 231H178V230H176ZM186 231V230H185ZM196 231V230H195ZM201 231V230H200ZM200 231H198V232H200ZM213 231V232H214ZM251 231V230H250ZM252 231V232H253ZM48 232H52V235H51V237H48V235L50 234H48ZM89 232V231H88ZM134 232V233H135ZM153 232V234H151ZM163 232H165V231H163ZM191 232V231H190ZM197 232V233H198ZM205 232H207V230L205 231ZM205 232H203L204 234H205ZM248 232H249V229H248ZM105 233H107V235H105L104 236V234ZM166 233H164L165 234V236H166ZM194 233V232H193ZM192 233V234H193ZM197 233H195V234H193L192 236H193V239H195V236H196V234ZM219 233H221V231L219 232ZM219 233H213V234H215L214 236H217L216 234H219ZM256 233L254 234V235H256ZM258 233H257V235H258ZM262 233H263V230H262ZM88 235H89V233H87ZM128 234V239H126L125 240V237H126V235ZM130 234H131V232H130ZM132 234H133V230H132ZM160 234H162V233H160ZM163 234V235H164ZM180 234V235H179ZM203 234V235H204ZM208 234V233H207ZM241 234V233H240ZM244 234V233H243ZM242 234V235H243ZM260 234V233H259ZM149 235H151L150 237H149ZM199 235L201 236L202 234L201 233H199ZM198 235V236H199ZM210 235V234H209ZM208 235V236H209ZM221 235H222V233H221ZM221 235H219V237L217 236V238H215V237H213V239L214 240H212V243L213 244H216L217 242H221L219 239L221 238ZM241 235V236H242ZM90 236V235H89ZM92 236V235H91ZM146 236V235H145ZM205 236V235H204ZM244 236V235H243ZM264 235L262 234V236L261 237H263ZM126 237V238H127ZM133 237V236H132ZM171 237V236H170ZM184 237H185V240L187 239V241H185L184 240ZM235 237V236H234ZM248 237V236H247ZM259 237V236H258ZM75 238H77V242L79 243V245H78V243H77V245H76V243L75 244H73L74 243V241H76V239ZM137 238V237H136ZM219 238V239H218ZM243 237H241V238H239V239H242ZM254 238V237H253ZM257 238V237H256ZM73 239V242L71 241L70 242V240H72ZM75 239V240H74ZM89 239V238H88ZM133 239V240H132ZM208 239V238H207ZM222 240H223V243H224V241H225V239H223V237L221 238ZM239 239L237 240V241H239ZM250 239V238H249ZM249 239H245L246 241L247 240H249ZM251 239H252V235H251ZM255 239V238H254ZM253 239V240H254ZM262 239V238H261ZM86 240V239H85ZM127 240H129V241H127ZM131 240L132 241H134L133 242V244L131 245ZM160 240V241H159ZM166 240V241H165ZM188 240H190V241H188ZM245 240H244V243H245ZM259 240V239H258ZM263 240V239H262ZM139 243H138V242ZM184 241L185 242H187V243H185L184 244ZM193 241V240H192ZM198 240H196V242H197ZM237 241L235 242L234 241V244L235 245H237L238 243H237ZM256 241V240H255ZM254 241V242H255ZM261 241V240H260ZM264 241V240H263ZM111 242V243H110ZM137 242V243H136ZM144 242V241H143ZM143 242L141 243V245L140 246H143ZM163 242V243H162ZM194 242V241H193ZM228 242V241H227ZM240 242H243V241H240ZM249 242V241H248ZM253 241H251L250 243L251 244H254V243H252ZM257 243H255V248H256V251H259L260 249L262 250V248H263V250H264V243L262 244V245H256V244H258L259 242L258 241H256ZM72 243V244H71ZM97 243H99V245H100V243L102 244L103 243V245L106 247V249H107V246L109 245V244H112L113 243V245H111V247L113 248L112 249V251H110L109 250V248L107 249V251L105 250V247L104 246H102V245H100V247H103L102 249H104L105 251L104 252H102L100 249H98L99 251H97V248H98V244ZM129 243H130V245H129ZM178 244V246H176V244ZM180 243V244H179ZM191 243V242H190ZM197 243H199V242H197ZM197 243H195V244H197ZM247 243V242H246ZM261 243V242H260ZM97 244V245H96ZM108 244V245H107ZM125 244H127L128 245V248L130 247V249L128 250V253H127V250H125L126 251V253H124L125 255H123L122 256V252H124V251H120L121 249H123L124 247H125ZM145 244V245H146ZM161 244V245H160ZM163 244V245H162ZM175 244V245H174ZM193 244V243H192ZM217 244H219V243H217ZM216 244V245H217ZM230 244V243H229ZM240 244V243H239ZM242 244V243H241ZM240 244V245H241ZM251 244H247V245H250L251 246ZM156 246V250L154 249V247ZM180 245V246H179ZM200 245H204V243L202 244V241H201V244ZM222 245V244H221ZM231 245V244H230ZM229 245V246H230ZM246 245V244H245ZM77 246H79V247H77ZM95 246H97V248H96V251L97 252H99V253H97L96 251H95V249H94V247ZM123 246V247H122ZM146 246H148V245H146ZM162 246H164V247H162ZM224 246H226V243H225V245ZM233 246V245H232ZM253 246V245H252ZM174 247H176V248H174ZM177 247H180V248H177ZM206 247V246H205ZM210 247V246H209ZM235 247V246H234ZM119 248H120V250H119ZM164 248H165V250L166 249H171V251L173 252V255L172 256H168L166 253H165V251H164ZM241 248V247H240ZM244 248V247H243ZM242 248V249H243ZM248 248V247H247ZM156 251H154V250ZM253 249V248H252ZM116 250H118L117 252H116ZM124 250V249H123ZM151 250V251H150ZM152 250H153V252H152ZM164 251V254H165V256L164 257H166V259L164 260V258H162L161 257V254L159 255V253L156 255V253H157V251L159 252V251ZM189 250V251H188ZM202 250V249H201ZM120 251V252H119ZM204 251V250H203ZM203 251H200V254H202V252ZM218 251V250H217ZM250 250H247L246 252H249ZM102 252V253H101ZM186 252V253H185ZM211 252V251H210ZM240 252H241V250H240ZM239 252V253H240ZM246 252L244 253L246 256V258H247V255L248 254H246ZM253 252V251H252ZM252 252H250V253H252ZM122 253V254H121ZM154 253H155V255L157 256H153L154 255ZM181 253H183V255L181 254ZM196 253H197V250H196ZM199 253V252H198ZM198 253H197V255H198ZM203 253H205V254H207L206 252H203ZM209 253V252H208ZM232 253V252H231ZM239 253H237V254H239ZM254 253V252H253ZM252 253V254H253ZM256 253V252H255ZM180 254H181V258L180 259H178V257H180ZM185 254V255H184ZM191 255L190 256H192V254H193V256H194V252L192 253V251H191V253H190ZM236 254V255H237ZM244 254H243V257H244ZM159 255V256H158ZM162 255H163V252H162ZM204 255V254H203ZM241 255H242V253H241ZM251 255V254H250ZM260 254H258L257 256H256V258H257V260L259 261V259H258V256H259ZM73 256H75L76 258L77 257H79V260L77 261V260H74L73 259ZM125 256V257H124ZM134 256L136 257H138V260L137 259H135L134 258ZM168 256V257H167ZM183 256L185 257V260L184 259H182L183 258ZM192 256V257H193ZM199 256V255H198ZM198 256H195V257H193V258H198ZM249 256V255H248ZM187 257H189V256H187ZM240 257V256H239ZM238 257V258H239ZM260 257V256H259ZM80 258H81V260H80ZM99 258H102V260H100ZM155 258V259H154ZM161 258L164 260H161ZM235 258H236V256H235ZM238 258H236V259H238ZM97 259L99 260V261H97ZM148 259H150L151 261H149ZM153 259V260H152ZM181 259H182V261H181ZM199 259H201V255H200V258ZM198 259V260H199ZM264 259V258H263ZM242 260V259H241ZM162 261H163V263H162ZM197 261V260H196ZM238 261H240V260H238ZM256 261V260H255ZM255 261H253V259H252V262H253V264H255L256 262ZM107 263V264H111V263ZM187 262V261H186ZM185 262V264H187ZM232 262H234V264H236L235 263V261H233L232 260ZM231 262V263H232ZM255 262V263H254ZM263 262H264V260H263ZM262 262V263H263ZM190 263H191V261H190ZM220 263V262H219ZM258 263V262H257ZM188 264H189V261H188ZM191 264H193V262L191 263ZM194 264H195V261H194ZM196 264H199V262L198 263H196ZM215 264V263H214ZM258 264H260V262L258 263Z\"/></svg>",
    "mask_w": 264,
    "mask_h": 264
},
{
    "label": "rangeland",
    "instance_id": "2",
    "mask_svg": "<svg viewBox=\"0 0 264 264\" xmlns=\"http://www.w3.org/2000/svg\"><path fill=\"white\" fill-rule=\"evenodd\" d=\"M6 1H8V2H6ZM6 1H5V3H6L7 5L3 3V0H2V1L0 0V2L5 6L4 8L6 9V7H7L6 10H8V14H10V15H8V17H10V18L6 19V21L8 22V20H10V19H12V18H14V17H17L18 14H15V16H14V13L10 12L9 9H12L11 6H13V4H12V3L10 4L11 0H6ZM9 1H10V2H9ZM13 1H14V0H12V2H13ZM29 1H30V0H16V3H15V4H17V5H16V7H17V11H16V12H18V13H22V12L24 11L25 13H30L29 11H26V10L32 7L34 10H31V11H33V12H32L33 14L31 13V14H30V17H32L31 15H33V17H34V21H35L36 19H39V21H37V23H34L33 25H32V24L27 25L30 29H29L27 26H25L26 28H28L27 30L30 31V33H29V35H28V33H27L28 31H26V32L23 33V37H22V35H21V38H22L21 41H22V43H21L20 40H19V39H20V34H21V33H18V34H17V32H13V31L11 32V30L9 29V28H10V25H9V26L7 25V26H8L7 28H8L10 31L8 32V30H6L7 28L5 29V32H4V33H6L5 35H6L7 37L4 36V40H5V38H6V40L9 41V39H10L11 37L9 36V37H10V38H9V37H8V34L13 36V33H14V37H12V39L14 38L15 40H17V41H15V42H17L18 45L16 44V46H17L16 48H17V49L14 48V47H15L14 39H13V41H12V39H11L10 41H12V43H14V44H12L14 47H11L12 45H9L11 42L8 43L7 41H4V42L2 43V46H4V48L6 47L5 50H7V49H9V48L11 47V49H10V50H11V53H12V51H14V52L17 51L18 53L16 52L17 55H16V54H15V55L12 54V56H11V55L8 56V55H9V53H8L9 50L6 52V54H8V55H4L5 50H4V51L2 50L3 52H2V54H1V56H0V59H2L0 63H3V62H4V57H5V56H7V57L17 56V58H18L19 55H20V57H21L22 59H21L20 57H19V58H20L21 60L24 59V61H22L21 63H23L25 67H26L27 65H29V67L26 68L27 70L24 69L25 67L23 68V64H22V66H19L18 68L22 67V69H21L20 73L17 74V75H20V76L22 77V79H20V76H19V80H20V81L22 80V82H21L22 84H24V83L26 82V83L23 85V86H24V89H21V88H20V87L22 86V84H21V86L18 87L17 89H19L20 91L22 90L23 92H26V91H27V92H26L27 95H25V94H23V93H20L18 90H17V92H14V93H13L14 89H12V91H10L11 86L13 85V82L11 83V81H13L12 78L16 77L15 74H14V73H15L14 71L17 72V70H16L17 67H16V68H13V67L16 66V64H15V66H14V63H12V62H17V61H18L16 57H15V59H14L12 62H9V59H8L7 57H5V59L7 58L8 60L6 59L5 61H7V62H4V63L2 64V67H0V68H2V70L5 68L4 66L7 67L6 69H8V67H11V68H9V69L7 70L8 73H7V71H4V72H5V77H7V78H5V77L3 78V80L5 79V85L3 84V86H5V87H4L5 92H4V91H1V90H3V89H1V90H0V95L3 93V94H2V96H3L5 93L7 94V92H9L8 95L11 94V96L14 94V96H13V97H15L14 100L17 99V98H19V101H18V100H16V101H13V100H12V101H11V99L13 98V97H12V98L10 99V101H11L10 103H12V105L15 104V106H16V103H17V101H18V103H17L18 106H16V107L19 108V106H20L19 103H21V104H22L21 106H25V108H24L25 110L27 109L26 106H27L28 104H29L28 106H30V105L32 106V104L35 103V105H36L37 107H35V105H33L32 107L30 106V107L33 108V109L30 108L31 110L29 109L30 111H29V113H28V115H29L30 113H32V110H33V113H34V111H35L34 116H33V114H30V116H31V115H32V116H31L30 118H29V116H27V117H28L27 120H28L29 123L31 122V125H32V124H35V123H38V127H39L40 123H43V122H44V123L41 125V127H39V129L37 130V131H40V132L42 131L43 133H44V128L46 127V126H43V125H44V124H45V125H48V124H47V123H48V122H47L48 119L46 120L41 114L46 113V114H45V117H48L49 114H50V117H51V115L54 116V114L51 112L52 107H50V105H54V106L56 105V106H57V107L55 106L56 109H59V107L62 108V107H64L65 105H66V107L68 106V107H67L68 109H67V108H65V109L62 108V110H64V111L67 109V110H68V113H65V112L67 111V110H66L65 112L63 111L64 113L61 114L62 110L59 109L60 112L58 111V114H57V115L60 116V118H61V120H62V119L65 118V115L70 114L69 117H68L67 119H70L71 116H72V117H74V120H75V121H77V122L79 121V122H78L79 125L77 126V127H79V130H81V128L84 126L83 129H85L86 132H88V133L85 134V135H81V136H83L82 138H85V140H86V142H87V145H89V146L91 145L90 147L92 148V150H94V151L96 150V151H97V152L95 151V153L97 154L95 157L98 159V158L101 157V155H102L103 158L101 157V158H99V159H101V162H102V163H105V162H106L104 165H102V163L100 162V160H99V162H98V160L96 159V160H94V161H95V163H97V164H94V163H93V160L90 162V160L88 159V158H89V155L86 154V151H85L84 149L80 148V150H79V149L76 148V145H75V146H71L70 148L73 149V150H71L70 153H71L72 151H74V155L76 154V156H77V159L75 158V160H76V161H77V160H81V162H80V161H79V162H78V161L76 162V164L78 163V164H77V167L80 166V172L82 171L81 174L83 175V171H86V173L84 172V174H87L88 172L91 171V169H93L92 171L94 172V175H96V177H94V178H95V182H97L96 179L99 178V177H100V174H101V177L99 178L100 181H98L97 183L100 182V183L102 184V185L100 184V187L103 186V188L107 187V186H105V185H108V189L105 188L106 191L104 192L106 196H109V194H107V193H110L111 190H112V193H116V201H117V202H115V200H113V197H110V196H109V197H110V199L112 198L111 200H113L115 203H117V207L119 206L118 204H120L121 202L123 203V200H124L125 197L121 200V197H122V196H126L125 200L128 199L127 201H129V200L132 201V202H131V205H130L129 207H130V208H134L135 210L140 209V210H139L140 212H137V213H136V211H135V214H134V215H138V213H141V214H142V215L140 214L141 217H142L141 219L144 221L145 226H146L147 224H149V225L152 224V225H150V226L147 225L146 227H145L144 225H142V226L145 227L144 230H146L148 227H151L150 230H152L154 233L156 232L155 235H152V236L149 235V237L151 236V237L153 238V236H156V237H157V235H158L157 238H154V239H153V240H155L156 242H158L157 240L160 239V238H159L160 235L163 236V237L160 236V237H162L163 240H164V238L166 239V237H167L168 234L171 236V237H170V236L167 237V238H168V239H166L167 241L165 240V241H166V242H164V243H165V244H164V245H165V248H166V246H167L166 244L168 243V240L170 241V239H173L172 237H173L174 235L177 236V234H176L177 232L183 234V236L185 235V237L187 236V234H184V233H188V234H190V236H191L192 238H190L189 235H188L186 238H190L191 241H190V240H188V241H190L191 243L189 242V244H188L187 242H185V241H187V239L185 240V237H184V240H185V241H184V244L187 243V245L190 247V252H189L188 254L185 252V253H186V261H187V262H186V261H185V262H186L187 264H188V261H189V264H191L192 262H193V264H194V261H195V264L198 263V262H199V264H214V263H215V264H234V262H232V260L235 261V263L237 262L236 264H253L252 259H253V261L256 260V261H255L256 263L254 262L255 264H258L259 262H260V264H264V262H263V260H264V259H263V258H264V250H263V248H262V250L260 249L259 251H256V248H255V243H257L256 241L259 242V243L256 244V245H262V244L264 243V241H263V240H264V236L261 237L262 234L264 235V229H257V228H261V227L258 225V224H260V222H261L260 219H258V221H260V222H257L258 224H256V227H257V228H256V227H253V226L255 225L254 222H255L256 216H257V218H258V216L261 217L260 214H259V212H258V211H259V210H258L259 208H258V209H257V208H254V207H252L253 204L251 205V204L249 203V202L251 201V199H252V198H250V197L248 196V195H249V187H247V188L244 190L245 192H241V191H243L242 188H240L239 186H237L236 189L239 190L240 193H236V190H235V191L232 190V189H235L234 186H235L236 183H235V184L233 183L234 185H233L232 183L229 185V183L231 182V181L229 182V180H230L229 178H232V176L234 177V175H236L237 178H239L238 176H241L240 174H238V171H236L237 167L240 166V164L238 163V161H236V160L238 159V158H237L238 155H236L237 153H236V154L234 153V156L236 155V157H234V156L231 155V156H232V158H231V157H230V154H229L230 151H229L228 147H227L226 145H224V146L222 145L223 147L221 146V148H219V149H222V150L215 151V152H217V153H215V155H213V157H212V156L210 157L209 155H211V154H207V153L209 152L208 148H207V151H208V152H206V147H208V146H207V144L205 143V144H202V151L204 150L205 152L203 151V152H201V153L205 154L206 156H205V155L203 156L201 153H196V155L199 154V155H202V156L198 157V156H199V155H198V156L195 158V160L197 159V161H195V160L193 161V157H195V154L192 153V152H194L193 150H194V148H195V147L193 146L194 144H192V145H190V146H189L188 144H186L185 147L182 148V146L185 144V142H182V141L180 140L181 137H182V131L179 132V130H181V129H178V127H175V126H181V125H185V127H188V126H190V125H188V124H191V123H192V124L194 125V128L196 127L194 131H196V132L199 131V129H200L201 127H200V125L197 124V123H198V122L200 123V120H199V121L196 120V118H195L196 116H195V117L193 116V114L195 113L193 110H195V108H196V106H195L196 103L194 102L193 110H192V106H191V110H189V109L187 108V104H186V102H185V104H184V102H183V100L185 99V97H183V94H185V93H184V87L187 88L186 85H185L186 83L184 84L185 86L183 85V94H181L182 92L179 93V92L177 91L178 88L174 89V87L179 86V85L177 84L178 81H177L176 83H173V82H172V79H173V78H172V77H170V78L167 77L166 74L173 72V70L175 71V64H174V67L172 68V67L169 65V63L167 62V61L171 62L170 60H172V59L169 58L170 60H168V59H167V60H164V62L166 63V66L168 65V68L166 67V68H167L166 71H167V72L170 71V72L167 73L164 69H161V68H159V70L157 71V69H158V68H157V65L160 64V63H157L158 61H156L155 58H153V56H152L153 53H151V52L154 51V49H152V48L154 47V44H152V43H154V41H153L154 39H155V40L157 39V41H160V40H161V41L164 42V43H161V42H160V44H163L164 46H167V48H170V46L167 45L168 43H167L166 39H162V37H163L162 34H163V33L166 34L167 32H169V36H170V34L173 33V32H174L175 34H178V33H177V32H178L177 30H176V31H172V30L170 31V29H168V28L164 29V27H165V26H164V22H163V21L161 22V23H163V24H162L163 27H162L161 24H160V21H159V20H161V19H159L160 16L158 17V15H156V14H158L159 12H156V13H155V11H160L161 9H164L166 6L169 5L170 7L172 6L173 9L175 10V12L177 13L176 9L178 10L179 7L175 8L177 5H176V6H175V5H172V3H171V5H170L169 0H168V2H167L166 4H165L166 0H163V4L161 3V4H162L161 6L158 5L159 3H156L157 0H156V1L152 0V1H153L152 3L150 2L151 0H140V2H139V0H133V1H132V0H131V1H130V0H127V1H126V0H122V1H120V0H113V1H112V0H110V1L107 0V4H110L111 2L114 4L113 6H111L112 3H111L110 5H107V8H106V6H105V7L103 6V5H106V1H103V0H97L99 4L97 3L96 0H93V1L90 0V1H92V2H90L89 0H74V1H73V0H70V1H68V0H66V1H64V0H55V1H54V0H51V1L48 0V1H49V2H48L47 0H45V3H44V1L41 0V1H42V4H41V1H40V0H35V1L33 0L34 3H33L32 1H30V2H29ZM38 1H39L40 3H39ZM53 1H54V2H53ZM77 1H78V2H77ZM108 1H109V2H108ZM129 1H130L131 4L133 3V4H135V5H132V6H131L130 3H129V4H126V3L129 2ZM134 1H135L136 3H135ZM143 1L146 2V3L148 2V3H147V4H146V3H143ZM160 1H161V0H158V2H160ZM164 1H165V2H164ZM261 1H262V0H261ZM14 2H15V1H14ZM14 2H13V3H14ZM17 2H18V3H17ZM26 2H29V3L32 2L33 4H31V5H30L31 7H30V6L28 5L29 3L27 4ZM35 2H36V3H35ZM47 2H48V4H47ZM57 2H59V3L61 2V5L58 4ZM63 2H64V4H62ZM65 2H67V3H65ZM68 2H70L71 4L68 3ZM73 2H74V3L77 2V3H76L77 6L74 5V6H76V8H75L74 6H72V3H73ZM185 2H186V1H184V3H185ZM193 2H194V1H193ZM193 2H192V3H193ZM1 3H0V5L3 6ZM8 3H9V4H8ZM25 3H26V4H25ZM49 3H50L51 5H50ZM55 3H56V4H55ZM74 3H73V4H74ZM93 3H94V5H93ZM95 3H97V4H95ZM150 3H151V4H150ZM154 3H155V4H154ZM15 4H14V5H15ZM20 4H21V5H20ZM44 4H47V5L49 6V9H47L48 6L46 7V5L44 6ZM67 4H68V5H67ZM101 4H102V6H103L104 9L101 8V7H102V6H100ZM139 4H140V5H141V4H144V7H143V11H140L139 14H138V11H139L140 8H141V7L139 6ZM174 4H175V3H174ZM9 5H11V6L8 7ZM18 5H19V6H18ZM26 5H27V6H26ZM32 5H33V6H32ZM85 5H86V6H85ZM90 5H92V6H90ZM115 5H116V7H114ZM129 5H130V6H129ZM146 5H147V6H146ZM149 5H150L152 8L149 7ZM155 5H156L157 8L154 7ZM93 6H94V7H93ZM95 6H96V8H95ZM108 6H110L111 8L108 7ZM118 6H119L120 8H119ZM122 6H123V7H122ZM126 6H127V7H126ZM128 6H129V7H128ZM133 6H134V7H133ZM136 6H137V7H136ZM138 6H139V10H138ZM164 6H165V7H164ZM169 6L166 7L167 9L165 8L166 11H165V9L162 10V11H165V12L168 11L166 14H164V16H165V15L167 16V14H168L169 12H170V14H171V11H172L173 9H172V7L170 8ZM62 7H63V8H62ZM71 7H72L73 9H72ZM77 7H79V9H78ZM87 7L90 8V9H88V11H87ZM113 7H114V8H113ZM131 7H132V8H131ZM2 8H3V7H2ZM19 8H20V9H19ZM23 8H26V9H23ZM45 8H46L47 10H46ZM70 8H71L73 11H71ZM94 8H95V10H94ZM97 8H98V9H97ZM125 8H126V9H125ZM130 8H131L132 10H131ZM153 8H154V9L156 8L155 11H154ZM41 9H42V10H41ZM43 9L46 10V11H49V10H50V11L47 12V13L45 12V13H46V14H45L44 11H43ZM52 9H53V11H52ZM56 9H57V10H56ZM61 9H62V10H61ZM64 9H65V10H64ZM68 9H69V10H68ZM77 9H78V10H77ZM105 9H107V10L109 9L108 12H107V10H105ZM112 9H113V10H112ZM116 9H117L118 11H117ZM144 9H145V10H144ZM148 9H149V10H148ZM150 9H151V10L153 11V13H154V14H152V15H154V19L157 20V23H156L155 25L153 24V26H155V27H153V28H152V25H151L149 22H153V23H154V21L156 22V20H153V21H152L153 17H152V19L150 20V17L152 16V15H150V14H151L152 12H150V13L147 12V10H148V11H151ZM159 9H160V10H159ZM169 9H170L171 11H170ZM6 10H5V11H6ZM37 10H38V11H37ZM40 10H41V11H40ZM74 10H75V12H76V16L74 15ZM79 10H80V12H79ZM81 10H82V11H81ZM115 10H116L117 12H116ZM122 10H123V14H122ZM124 10H125V11H124ZM128 10H129V11H128ZM134 10H135V11H134ZM174 10L172 11L173 14H175V13H174ZM182 10H183V8H182ZM182 10H178V11L183 13ZM20 11H21V12H20ZM57 11H58V12H57ZM60 11H61V12H60ZM77 11H78V12H77ZM86 11H87V12H86ZM90 11H92V13L89 15L88 12H90ZM111 11H112V13H113V12H114V13L109 15V13H111ZM127 11H128V13H126ZM130 11H131V12H134V13H131ZM136 11H137V12H136ZM24 12H23V13H24ZM55 12H57V15H56ZM70 12H71V13H70ZM85 12H86L87 14H86ZM96 12H97V13H96ZM120 12H121V13H120ZM129 12H130V13H129ZM146 12H147V13H146ZM160 12H161V11H160ZM11 13H12V14H11ZM34 13H35L36 15H39V16H37V18H36V16L34 15ZM37 13H39V14H37ZM51 13H53V14H51ZM54 13H55V14H54ZM60 13H61V14H60ZM79 13H81V14H79ZM98 13H99V16L97 15ZM101 13H102V14L105 13V14H103V15H104L103 17H104L105 19L102 17ZM107 13H108V14H107ZM118 13H119V14H118ZM125 13H126V14H125ZM142 13H143V15H144L145 17H144L143 15H141ZM40 14H41V15H40ZM43 14H45L46 16H44ZM59 14H60V15H59ZM62 14H63V15H62ZM78 14H79V15H78ZM117 14H118V16H117ZM135 14H136V15H135ZM148 14H149V15H148ZM177 14H179V13H177ZM177 14H176V15H177ZM180 14H181V13H180ZM11 15H13L14 17L11 18ZM28 15H29V14H28ZM73 15H74V16H73ZM81 15H83V16H81ZM106 15H107V16H106ZM113 15H114V16H113ZM124 15H126V16H124ZM129 15H130L131 17H130ZM134 15H135L136 17H135ZM146 15H147V18H148V19H146ZM58 16H59V17H58ZM88 16H89V17H88ZM96 16L99 17L100 19L97 20V17H96ZM105 16H106V17H105ZM109 16H110V17H109ZM112 16H113L114 18H113ZM123 16H124V17H123ZM166 16H165V17H166ZM174 16H175V15H174ZM181 16H182V15H177V17L175 16V19H176V20H175L174 17H173V19H172L171 21H172V22H176L177 25L179 26V28H183V29H184V28L186 27L183 31L180 29V31H179L180 33H181V32L184 33L185 30L189 33V31H191V30L188 29L187 26H188V24H189L190 22H189V21H186L185 24H184V23H181V21L179 22V20H182L183 17H186V15L183 16V17H181ZM18 17H19V19H20V20H19V19L17 18V21H19V24L22 23V24L24 25V23H25L27 20L24 22L23 19L21 20V17H20V16H18ZM39 17H40V18H39ZM41 17H42V18H41ZM46 17H48V18H46ZM74 17H76V18H74ZM82 17H83V18H82ZM93 17H96V20H95L96 22L94 21L95 18H93ZM107 17H108V18H107ZM119 17H121V18H119ZM142 17H143V21H141V22L138 23V21H140ZM26 18H27V17H26ZM35 18H36V19H35ZM70 18H71V19H70ZM78 18H79V19H78ZM87 18H88V19H87ZM118 18H119V19H118ZM125 18H126V19H125ZM132 18L134 19V21H135L136 23H135L133 20L131 21ZM46 19H48V20H46ZM60 19H61V20H60ZM64 19H65V20H64ZM74 19H75V22H76V26L80 24L79 27H78V26L76 27L77 30H76L75 28L73 29V28L71 27V26H73V25H71V24L74 22ZM112 19H115V20H112ZM121 19H123V20H121ZM137 19H138V21H137ZM145 19L147 20L148 23H146ZM158 19H159V20H158ZM12 20H13V19H12ZM12 20H10L9 23H7V22H6V23H7V24H12V23H11ZM62 20H64V21H62ZM70 20H71V21H70ZM77 20H78V21H77ZM82 20H83V21H82ZM92 20L94 21V23H93V24H90V23L93 22ZM110 20H111V21H110ZM128 20H129V21H128ZM173 20H175V21H173ZM0 21H1V19H0ZM22 21H23L24 23H23ZM45 21H48V22L51 21V22H52V23L50 22V24H51L50 26H51V28H54V29L49 28L51 32L48 31V30H49V29H48V27H49V26H48L49 23H47V22H45ZM86 21H87V22H86ZM101 21H102V22H101ZM103 21H106V23H103ZM118 21H120V22H118ZM35 22H36V21H35ZM61 22H62L63 24H61ZM64 22H65V23H64ZM67 22H68V23H67ZM70 22H71V23H70ZM75 22L73 23L74 25H75ZM83 22H84V23H83ZM98 22H99V23H98ZM115 22H116V23H115ZM117 22H118V23H117ZM142 22L144 23V25H145V24H146V25H149V24H150L151 29H150L149 27H148V28H144L146 25L144 26L143 24H141L143 28H141L140 25H139V27H138L137 24H140V23H142ZM158 22H159V24H158ZM188 22H189V23H188ZM26 23H27V22H26ZM38 23H39V24H38ZM58 23H59V24H58ZM97 23H98L99 25H98ZM102 23H103L104 26H103V25L101 26ZM112 23H115V24L113 25ZM119 23H120L122 26L119 25ZM133 23H134V24H133ZM179 23H180L181 25H180ZM0 24H1V23H0ZM22 24H20V25H22ZM27 24H28V23H27ZM40 24H41V25H40ZM45 24H46V25H45ZM52 24H54V25H53L54 27L52 26ZM96 24L98 25V29H100V30H96V27H97ZM110 24H112L113 26H115L116 29L114 30V28H113L112 25H110ZM117 24H118V25H117ZM126 24H127V25H126ZM20 25H18V27H19ZM25 25H26V24H25ZM44 25H45V26H44ZM59 25H60V26H59ZM63 25H64L65 28L63 27ZM89 25H90V26H89ZM125 25H126V26H125ZM131 25H132V26H131ZM134 25L137 26V27H135ZM186 25H187V26H186ZM30 26H31V27L33 26L34 28H31ZM41 26H42V27H41ZM68 26H69V27H68ZM94 26H95V27H94ZM100 26H101V27H100ZM157 26H158V27H157ZM159 26H160V27H159ZM181 26H182V27H181ZM183 26H184V27H183ZM39 27H40V28H39ZM73 27H74V26H73ZM83 27H84V28H83ZM86 27H87V28H86ZM88 27H89V28H88ZM90 27H92L93 29L90 28ZM99 27H100V28H99ZM102 27H104V28L102 29ZM106 27H107V28H106ZM119 27H120V28H119ZM126 27H127V29H126ZM134 27H135L136 29L138 28V30H136ZM146 27H147V26H146ZM156 27H157V28H156ZM35 28H36V30H35ZM37 28H38V30H37ZM43 28H44V29H43ZM59 28H60V29H59ZM70 28H71V29H70ZM81 28H82V29H81ZM121 28H122V30H121ZM128 28H130V29H128ZM133 28L135 29V31H134ZM140 28H141L142 30H141ZM158 28H159V29H158ZM19 29H20V28H19ZM39 29H41V30H39ZM46 29H47V30H46ZM58 29H59V30H58ZM85 29H86V30H85ZM87 29H89L90 31L93 32L92 35H91L90 37H92V36L94 35V37H93L92 39H91V38H88V39L93 40V39L95 38V36H97V37H96V39H97L96 42L98 41L97 43L100 42V43H103V44L100 45V43L97 44V43L95 42V43H96V44H95V47H96V48H95V47H92V44H91L90 40H88V39L86 38V36L88 37V35H86ZM94 29H95V30H94ZM106 29H107V31L109 32V33L107 32L108 34H111L112 32L114 33L115 36L113 35V33H112V35H113V37L116 38V41H117V39L122 38V37H120L119 34L121 33V34L123 35V32H124L123 29H126V30H127L126 32L129 31V32H128V35L130 34V35H129V36H130L129 38H131L130 40H132V41H130V40L128 41L126 38H123V40L126 39V41H125V42H122V43H125V44H126V43L128 42V43H127L128 46H127V45H124V44H123L124 46H122V45H120L121 43L119 44L118 42L115 41V38L110 37V38H111L110 42L112 43V45H111V44L107 45L106 43H107V41H109V38H108V36H105V35L107 34L106 31H105ZM108 29H109V30H108ZM118 29H119V30H118ZM145 29H146V30L148 29L147 31H149V33H148ZM152 29H153V32H154V31L156 32V31L158 30L159 33H158V32H157V33H158V34L161 33V35H158L159 38L155 36L157 33H156V34H155V33L153 34ZM155 29H157V30H155ZM187 29H188L189 31H188ZM32 30H34V31H32ZM44 30H45V31H44ZM72 30H75V31H73V35H72V33H71ZM79 30H80V31H79ZM83 30H85L86 32L84 33ZM139 30H140L141 32H142V31H143V32L141 33ZM160 30H161V31H160ZM162 30H163V31L165 30V31L162 33ZM0 31H1V29H0ZM3 31H4V30H3ZM3 31H2V32H3ZM43 31H44V32H43ZM57 31H58V32H57ZM68 31H70V32H68ZM81 31H83V32H81ZM97 31H98V32L100 31V33H97V35H96V32H97ZM111 31H112V32H111ZM122 31H123V32H122ZM144 31H146V33H147L146 35H147L148 37L151 38V39H150V38H148V37L146 36L149 40H151V41H149V42H151V43H149L148 45H150V44L153 45V47H152V45H150L151 47L149 46V48L146 47L147 50H146V48H144V47H145L144 43H143V45H142V42H143V41H144V42L147 41V38L145 39V36H144V35H145V34H144V33H145ZM2 32H0V33H2ZM18 32H19V31H18ZM31 32H32V33H31ZM34 32H35V33H34ZM41 32H42V34H41ZM45 32H46V33L49 32V35H48V34L45 35V34H44ZM59 32H60V37H59ZM76 32H77V33H76ZM80 32H81V33H80ZM101 32H102V33H101ZM170 32H171V33H170ZM187 32H186V33H187ZM7 33H8V34H7ZM25 33H27V34L25 35V36H27V37H25V40H23V38H24V34H25ZM36 33L39 34V35H37ZM69 33H70L71 35H70ZM74 33H75L76 36L74 35ZM82 33H83V34H82ZM104 33H105V34H104ZM131 33H132V35H131ZM133 33H134V34H137V35L134 36ZM138 33H139V34H138ZM30 34H31V35H30ZM68 34H69V35H68ZM77 34H78V35H77ZM98 34H99V36H98ZM108 34H107V35H108ZM117 34H118V36H117ZM151 34H152V35H151ZM167 34H168V33H167ZM175 34H173V35H174V36L176 37V39H177L178 36L175 35ZM16 35H19V36H18L19 39H17V36H16ZM41 35H42V36H41ZM62 35H63V36H62ZM100 35H101V37H100ZM122 35H121V36H122ZM138 35H140V36L142 35V36H141V39L139 38ZM28 36H29L30 38H29ZM34 36H35V38H34ZM47 36H48V37H47ZM56 36H57V37H56ZM61 36H62V37H61ZM65 36H66V37H65ZM67 36H68V38H67ZM70 36H71V38L74 37V36H75L76 38H78V37H79V38H78V40H77V39L74 37V38H72V40H71ZM133 36H134V37H133ZM143 36H144V38H143ZM151 36H153V37H151ZM161 36H162V37H161ZM174 36H173V38H174ZM182 36H183V35H182ZM182 36L179 37L178 39L180 40L181 38H183ZM43 37H44V38H43ZM104 37H106V38L103 39ZM136 37H137V38H136ZM7 38H8V39H7ZM57 38H58V39L61 38L60 40H61L62 42L59 41V40H57ZM134 38H135L136 40H135ZM142 38L144 39L143 41H138L139 39L142 40ZM160 38H161V39H160ZM27 39H30V40L28 41ZM31 39H32V40H31ZM34 39H35V40H34ZM47 39H48V40H47ZM50 39H51V40H50ZM62 39H63L64 41H63ZM67 39H68V40L70 39V40L67 41ZM86 39H87V40H86ZM100 39H101V40H100ZM106 39H107V41H106ZM152 39H153V40H152ZM18 40H19V41H18ZM38 40L40 41V43H39ZM53 40H54V41H53ZM65 40H66V41H65ZM76 40H77V44L75 43ZM81 40L83 41V43H82ZM103 40H104V41H103ZM173 40H174V39H173ZM26 41H27V42H26ZM71 41H73L74 45H73V43H72ZM74 41H75V42H74ZM105 41H106V42H105ZM165 41H166V42H165ZM187 41H188V40H187ZM187 41H186V42H187ZM6 42H7V43H6ZM19 42H20V43H19ZM28 42H29V43H28ZM43 42H45V43H43ZM46 42L49 43V44L47 45ZM80 42H81V43H80ZM86 42H87V43H86ZM113 42L115 43V45H113ZM139 42H140V43H139ZM155 42H156V41H155ZM186 42H185L184 44H182V43H181V44H182V45H186V44H187ZM4 43H5L6 46L4 45ZM23 43H24V44H23ZM36 43H37V44H36ZM42 43H43V44H42ZM63 43H65V44L68 45V46H66V45L64 46ZM69 43H70V44H69ZM130 43H132V44H130ZM138 43H139V44H138ZM166 43H167V44H166ZM30 44H31V45H30ZM39 44L43 45V46H42L43 48H42ZM50 44H51V47H50ZM61 44H62V45H61ZM75 44H76V45H75ZM79 44H80V46H81L82 48L79 46ZM87 44H89V47H91V48L88 47V48H89V49H88V48H87V46H88ZM136 44H137L138 46L140 45V47H138ZM165 44H166V45H165ZM23 45H24V46H23ZM37 45H39V47H38ZM85 45H87V46H85ZM99 45L101 46V48L98 47ZM104 45H105V46H104ZM135 45H136V48H135ZM148 45H147V46H148ZM179 45H180V44H179ZM9 46H10V47H9ZM18 46H19V47H18ZM20 46H21L23 49H22V48L20 49ZM27 46H28V47H27ZM44 46L46 47V51H47V52L44 51V50H45V49H44V48H45ZM47 46H49V47H47ZM72 46H73V47H78V48L80 47V49L76 48L75 51H74V48H73V50H71L70 48H71ZM106 46H107V48H105ZM110 46H111V47H110ZM142 46H144V47L142 48ZM35 47L37 48V50L35 49ZM56 47H57V48H56ZM66 47H67V48H66ZM125 47H127V48H125ZM162 47H163V46H162ZM171 47H175V46L172 45ZM179 47H180V49H181V45H180ZM179 47H178V48H179ZM12 48H13V49H12ZM18 48H19V49H18ZM25 48H27V49L25 50ZM30 48H31V49H30ZM33 48H34V49H33ZM86 48H87V49H86ZM114 48H115V49H114ZM117 48L119 49V51H117ZM150 48H151V49H150ZM178 48L176 49V52H177ZM2 49H3V48H2ZM43 49H44V50H43ZM57 49H58V50H57ZM82 49H84V50H82ZM94 49H95V50H94ZM104 49H105V50H104ZM106 49H107L108 51H106ZM111 49H112V50H111ZM122 49H126L127 51H126V50H122ZM129 49L133 50L135 53H134V52H133V53H132V52L130 53V52H129V51H130ZM192 49H193V48L191 47V50H192ZM15 50H16V51H15ZM18 50H19V51H18ZM23 50H25L26 52H25V53L22 52ZM28 50H29V52H31V54L33 53L35 57H36L38 54H40L41 52H42V53H41L42 55H38V56H37L38 58H35V57L33 56V54L30 55V53L28 52ZM32 50H33V51H32ZM65 50H66V51H65ZM67 50H69V51H67ZM70 50H71V51H70ZM78 50H80V51H78ZM86 50H90V51L87 52ZM98 50H99V52H98ZM100 50H101L102 52H101ZM128 50H129V51H128ZM135 50H136V51H135ZM148 50H149V52H150L151 50H152V51L149 53ZM161 50H162V49H161ZM161 50H160V48H159V50H158V51L160 52V54H162V51H161ZM227 50L229 51V49H227ZM34 51H35V53H34ZM36 51H37V52H36ZM38 51H40V52L38 53ZM61 51H62V52H61ZM91 51H92V53H90ZM105 51H106V52H105ZM110 51H111V54H112V51H115V53H117L116 56H115V58H114L115 60L112 59V56H111V54H110ZM138 51H139V52H138ZM224 51H226V50H224ZM19 52H20V53H19ZM21 52H22V53H21ZM79 52H80V53H79ZM83 52H84V56H83V54H82L83 57H81V53H83ZM108 52H109V53H108ZM122 52L124 53L123 56H121V55L123 54ZM125 52H126V55L128 54L129 56H132V55H134V56H132V58L129 57L128 55L125 57ZM140 52H141V54H140ZM144 52H146L147 55H146ZM36 53H37V54H36ZM47 53H48V54H47ZM51 53H52V55H51ZM57 53H58V54H57ZM68 53H69L70 55H68ZM77 53H79V55H78ZM85 53H86L87 56H90V55L92 54V55L90 56V59H88V57L85 55ZM88 53H89V54H88ZM101 53H102L103 55H101ZM118 53L121 54V55H119ZM143 53H144V54H143ZM148 53H149V54H148ZM228 53H229V52H228ZM24 54H25V57L28 55V57H26V58L28 59V62L26 61V58H25L24 56H23V57L21 56V55H24ZM53 54H54V55H53ZM72 54H73L74 57L71 56ZM104 54H105V55H104ZM108 54H109V55H108ZM130 54H131V55H130ZM225 54H226V53H224V55H225ZM2 55H3V57H2ZM43 55H44V59H43V57H42ZM47 55H48V56L50 55L51 57L49 56V59H48V56H47ZM65 55H66V57H65ZM95 55H97V56H102L103 59H100L101 61L99 60V62H97V61L95 62V60L97 59V58H96V59L94 58ZM117 55H118V56H117ZM138 55H140V57H139ZM142 55H143V57H144L145 59H144L143 57H141ZM144 55H145L146 57H145ZM149 55H150V57H149ZM30 56H31V57H30ZM39 56H40V58H39ZM76 56H77V57H76ZM92 56H94V57H92ZM97 56H96V57H97ZM119 56H120V57H119ZM147 56H148V57H147ZM173 56H175V54H174ZM29 57H30V58H33V57H34L33 60H34V59L38 60V61H36V60L34 61L35 66H34V64H33L32 59H30ZM46 57H47V60H48V61L46 60ZM55 57H56L57 59H58V58H59V59H58V60H57V59L55 60V59H54ZM110 57H111V59H110ZM122 57H123V59H121ZM134 57H136V59L139 60L140 62H144V64L147 63V64H145V65H147V68H146L147 70H145V66H144V64H143V63H138V61H137ZM138 57H139V58H138ZM221 57H222V56H221ZM13 58H14V57H13ZM67 58H68V59H67ZM71 58H72V60L76 59V61L74 60V62H73V61L71 60ZM78 58H79V60H80V63H79V61H78ZM85 58H86V59H85ZM92 58L95 59V60H93L94 63H93V61H92ZM108 58H109L110 61H108ZM129 58L132 59V60H130V61H133L134 59H135V60H134L133 62H129ZM140 58H141V59L143 58V60L141 61ZM148 58H149V60H148ZM151 58H152V59H151ZM20 59H19V61H21ZM42 59H43V60H42ZM50 59H53V60H50ZM60 59H61V60H60ZM66 59H67V60H66ZM83 59H85V60H83ZM104 59H106V61H105ZM118 59H119V60H118ZM120 59H121V60H120ZM126 59H127V60H126ZM150 59H151V60H150ZM153 59H154V60H153ZM218 59H219V58H218ZM224 59H225V58H223L222 60H224ZM10 60H12V58H11ZM29 60H30L31 62H30ZM62 60H63V61H62ZM81 60H82V62H81ZM88 60L91 61V62H88ZM102 60H104L105 62H104V61L102 62ZM112 60H114V61H112ZM123 60H126L127 62H126V61H123ZM152 60H153V61H156V63H153ZM219 60H220V63H221V59H219ZM225 60H227V59H225ZM41 61H42V62H41ZM49 61H51V64L49 63ZM115 61H116V62H115ZM135 61H136V62H135ZM147 61H148V62H147ZM8 62H9V63H8ZM24 62H27V64L24 63ZM46 62H47V63H46ZM52 62H54V63H52ZM56 62H57V63H56ZM71 62H72V63H71ZM83 62H84V63H83ZM87 62H88L89 64H91V66H89V64H87ZM100 62H101V63H100ZM106 62H108V63H106ZM114 62H115V66H116V67L114 66ZM118 62H119V63H118ZM121 62H123V65H124V66L122 65ZM128 62H129L130 64L132 63L131 65L135 64L136 67H134V66L132 67V66H131V68H132V69H134V68H138V70H137V69H135V70L137 71V73H138V72L140 73V75H139V73H138V75H139L140 77L137 76V74H136V72H135L134 70L129 69V67H130L129 65H130V64H129ZM149 62H152V63H153V64L150 63L151 65L154 66V68H152V69H153V73H154V70H155V69H156V71H157V73L155 72V73H156L155 75H153V74L151 75V72H152L151 67H152V66L150 65V67H149V65H148ZM172 62H173V60H172ZM172 62H171V64H172V66H173V63H175V62H173V63H172ZM218 62H219V61H218ZM223 62H224V61H223ZM223 62H222V64H223ZM229 62H231L230 66L227 64V62H226V63L224 62V64H227V65H228V66L225 65V67H226V68L229 67L231 70L235 69V68H233V66L235 65V63L233 62V64H232V61H229ZM229 62H228V63H229ZM5 63H8V64L11 65V66L6 65ZM18 63H19V65H20V62H17V66H18ZM28 63H29V64H28ZM31 63H32V64H31ZM45 63H46V64H45ZM48 63L50 64V66H49ZM58 63H59V66H57ZM96 63H99L98 66H99L100 68H99V67H98V68H99L100 70H102V72L97 71L98 69H96L95 67L93 68L92 65H93V64H96ZM103 63H104L105 65L108 64L107 67L104 68V67H103V66H104ZM117 63H118V64H117ZM120 63H121V65H119ZM124 63H126V64H124ZM167 63H168V64H167ZM36 64H37V65H36ZM43 64H44V65H43ZM54 64H56L55 66H57L58 68L54 67V66H53ZM66 64H68V65H67L68 67L65 66ZM70 64H71V65H70ZM80 64H81V66H80ZM83 64H84V65H83ZM85 64H87V65H85ZM100 64H102L103 66L100 65ZM109 64H110V65H109ZM116 64H117V65H116ZM128 64H129V65H128ZM136 64H137V65H136ZM222 64H220V65H222ZM3 65H4V66H3ZM12 65H13V66H12ZM42 65H43V67H42ZM60 65H62V66H60ZM69 65H70V66H69ZM73 65H74V66L76 65V67H74ZM78 65L80 66V68H79ZM118 65H119V67H118ZM139 65H140V66H139ZM155 65H156V66H155ZM0 66H1V65H0ZM32 66H33V69H32ZM36 66H37V67H36ZM44 66H48V67H44ZM52 66H53V67H52ZM71 66H73L72 68H73L74 70L77 68V70H76L75 72H79L80 77H81V75H82V76L84 75V76H83V79H84V80L81 79L82 77H81V78L78 77L79 74L75 75L76 77L74 76V74H76V73H75L72 69H70ZM77 66H78V67H77ZM86 66H87V67H86ZM101 66H102L103 68H101ZM108 66H109V67H108ZM110 66H113V68L110 67ZM128 66H129V67H128ZM160 66H161V65H160ZM185 66H188V65H185ZM185 66L183 67V66L181 65V67H182L183 69L185 68ZM196 66H197L196 68H198V70L201 68L200 65L198 66V65L196 64ZM223 66H224V65H223ZM3 67H4V68H3ZM60 67H61V68H60ZM62 67H63V69H62ZM90 67L92 68V71L90 70ZM117 67H118V68H117ZM121 67L124 68V71H125L126 68H127L126 70H129V71H126V72H124V73H125V75H128V76H130L131 78L128 77V76H126V77H128L129 79H127V78L125 79V77H124L125 75H122V74H123V71H122V68H121ZM143 67H144L145 72L142 70L143 72L141 73V69H143ZM169 67H170L172 70H171ZM190 67H191V66H190ZM190 67H189V69H190ZM212 67H214V66H212ZM215 67H216V66H215ZM215 67H214V69H212L213 71H216V70H215ZM225 67H223L225 70H223V71L220 72L221 76H222V73H224V71H226V68H225ZM234 67H235V66H234ZM29 68H30V69H29ZM43 68H44V69H43ZM48 68H49V69H48ZM54 68H56V69H58V70H56V69H54ZM82 68H83V69H82ZM106 68H109V69H107L108 71L106 70ZM166 68H165V69H166ZM204 68H205V67H204ZM220 68H222V66H220ZM223 68H222V69H223ZM229 68H228V69H229ZM232 68H233V69H232ZM6 69H5V70H6ZM11 69H15V70L10 71ZM31 69L34 70V71H33L34 73L32 72ZM35 69H36V70H35ZM39 69H40V70H39ZM46 69H48V70H46ZM61 69H62V72H63V70L66 71V70L68 69L67 72H69V73H68V74H67V73L64 74V72H65V71H64L63 74H61V73H62V72H61ZM95 69H96V70H95ZM103 69L106 70V72L103 71ZM112 69L115 70V71L113 70L115 73L112 72ZM116 69H117V71L121 69V71H118V72H117ZM139 69H140V71H139ZM168 69H169V70H168ZM201 69H202V68H201ZM205 69H206V68H205ZM222 69H221V70H222ZM230 69H229V70H230ZM25 70H26L28 73H31V72H32V76L34 77V80H33V77L31 78V75H30V74L27 75L28 73L23 72V76L21 75L22 71H25ZM28 70H29V71H28ZM38 70L41 72V74H40V72H39ZM42 70H43V71H42ZM44 70H45V73H47V74L49 73L48 71L50 70V72H53V73H49V75H50V74H52V75L54 74L55 77L58 76V75H59V76H60V75H62V76L64 75L63 77H59V76H58V77L56 78V79H57L56 82H57V83H60L61 88L64 90V88H67V87H68V84H67L66 82H69V81H70L69 83H71L70 85H72L71 87H72L73 89L78 88L79 90H77V91H79V92H81V93L84 91V92H83L84 94H83V93H82V94L80 93V94H81V97H82V96L84 97V100H83V98L81 99L80 94L77 93V91H75V90H72V89H71L70 91H74V94L77 95V97L80 98V101L78 100L79 98L75 97V95H74V97H73V99H72L70 96H68V95H69V94L67 93L68 91L65 92L66 90H65V91H62V90H61V91H60V96H59V97H60V98L63 97L62 99H63V101H65L66 104H65L63 101L61 102V100H59L60 98L58 97L57 100H59L60 102L55 103L56 100L54 101V98H52L51 101H49V102L47 101V104H48V103H50V104H48L49 106L47 105V107H46V103H45V102H46V98H45V97H40V99H38L39 96H38V95H35V94H37V93H35L36 90H37V88L40 87V86H37V87H36V85H40V81H39V80H40V79L42 80V76H41V75H42V72H43V74H45V73H44ZM70 70H72V71L70 72ZM84 70H85V71H84ZM87 70H88V71H87ZM89 70H90L91 72H90ZM160 70H163V71H160ZM186 70H187V69H186ZM192 70H193V68H191L190 71H192ZM202 70H203V69H202ZM206 70H207V69H206ZM9 71H10V73H12V74H14V75H12V74L10 75ZM18 71H19V69H18ZM57 71H58V72H57ZM80 71H81V72H80ZM96 71H97V72H96ZM110 71H111V72H110ZM131 71H133V72H131ZM147 71H148V73H147ZM149 71H150V72H149ZM164 71H165V73H164ZM184 71H185V70H184ZM13 72H14V73H13ZM73 72H74V73H73ZM103 72H104V74L102 75ZM107 72H110V73L108 74ZM116 72H117V73H116ZM120 72H121V73H120ZM127 72H129V73H127ZM187 72H189V71L187 70ZM187 72H185V74H187ZM204 72H206V71H204ZM6 73H7V75H6ZM38 73H39V74H38ZM58 73H60V74H58ZM72 73H73V74H72ZM81 73H82V74H81ZM83 73H84V74H83ZM89 73H90V74H89ZM91 73H92V74H91ZM106 73H107V74H106ZM113 73H114L115 76H117V75L119 74L118 77L124 79V80H125L124 83H125L126 81H128V82H126L125 84H124V83H121V82L119 81V80H121V79H119V78H118V80L116 81V77L114 78ZM126 73H127V74H126ZM131 73H132V74H131ZM144 73H145V75H144ZM146 73H147V75H146ZM149 73H150V74H149ZM212 73H215V75H217V76H213V78L215 77L216 79H220V80H221V83H222V78H221V76H220V77L218 76L219 72L216 71V72H212ZM217 73H218V74H217ZM25 74H26V75H25ZM47 74H45V77L47 76V79L44 78V81L46 82V80H47L48 83L46 82V83H45L46 85L43 86V88L49 90V88H50L51 85H52V86H53V85L55 86L56 84L53 83V82H50V81H51V80H50V77H49V75H47ZM55 74H56V75H55ZM88 74H89V75H88ZM98 74H99V75H98ZM116 74H117V75H116ZM159 74H161V75H159ZM171 74H172V73H171ZM220 74H219V75H220ZM9 75H10L11 77H12V76H13V77L11 78ZM36 75H37V76H36ZM39 75L41 76V78H40ZM66 75H67V76H66ZM90 75H91V76H90ZM96 75H98V77H96ZM100 75H102V78H103L104 80H102V78L100 77ZM142 75H143V76H142ZM164 75H165V77H164ZM225 75H226V74H225ZM3 76H4V75H3ZM26 76H28V77L30 76V77L28 78V77H26ZM50 76H51V75H50ZM70 76H72V77L70 78ZM106 76H107V78H106ZM109 76H110V78H108ZM145 76H148L149 78H151L152 81H151L148 77L146 78ZM154 76H156V77H154ZM160 76H162V77L160 78ZM168 76H171V75H168ZM258 76H259V75H258ZM9 77H10V78H9ZM37 77H38V79H37ZM43 77H44V76H43ZM66 77L68 78V80L66 79ZM77 77H78V79H74V78H77ZM91 77H92V78H91ZM93 77H95L96 79L93 78ZM99 77H100V78H99ZM104 77H105V78H104ZM112 77H113V78H112ZM123 77H124V78H123ZM135 77H136V78H135ZM141 77H143V79L146 78V80H147L149 83H150V81H151V83H152L153 81L156 80V81L153 82L152 84H154V83H155V85L158 84L157 87H155V85H153V87L158 88V90H155V89H154V90H155V93L152 94L151 91H153V90H152L153 87H151V88L148 89V88H147V84H148V82L146 83V80L141 79ZM158 77H159L160 79H159ZM210 77H211V79H212V74H210ZM217 77H219V78H217ZM23 78H25V80H24ZM39 78H40V79H39ZM62 78H65V79H66V82H62V81H65V79L62 80ZM69 78H70V80H69ZM111 78H112V79H111ZM152 78H153V79H152ZM189 78H191V77H188V80H189ZM215 78L213 79V81L216 83L218 80L216 81ZM11 79H12V80H11ZM26 79H27V81H26ZM29 79L32 80L33 82H31ZM45 79H46V80H45ZM90 79H91V80H90ZM108 79H109V80H108ZM110 79H111V82H110ZM136 79L138 80V82L140 81V83H141L140 86L142 85V86H141L142 89H143V86L145 87V90L143 89V92L146 93V95L148 94L146 97H150V96H149V93L151 92L150 95L152 94V96H153V97H150V98H152L151 100H150V99H146V97H144L145 95H144L143 97L145 98V100H147V102H148V101H151L150 103H151L152 105H151L149 102H148V103L150 104L149 106H148V104H145L146 101L143 100L144 98H143L142 96H140V95H139V96H140L139 99H138V100L136 99L137 96H138V95H137V91H138V94L140 93L139 90H135V87H134V85H133V84H136V83H137V82H136V83H133L134 81H137ZM139 79H140V80H139ZM157 79H158V80H157ZM168 79H169V80H168ZM3 80H2V81H3ZM6 80H7V81H6ZM48 80H50V81H48ZM58 80H59V81H58ZM73 80H74V82H73ZM80 80H81V81H80ZM85 80H86V81H85ZM96 80H98V83L96 82ZM114 80H115V84H116L117 82L120 84V87H119L120 89L118 88V85H119V84H118V85L116 84V87L114 86V83H113ZM132 80H133V81H132ZM165 80H166V81H165ZM188 80L186 79V81H185V82H187V84H188ZM2 81L0 80V83H1V84H2ZM29 81L31 82L30 84H28ZM79 81H80V83H83V82H84V83H83L84 85H81V84L79 83ZM88 81H89V82L91 81L90 84H89ZM99 81H100V82H99ZM102 81H107V83H106V82H102ZM108 81H109V82H108ZM112 81H113V82H112ZM129 81H130V82L132 81V82L130 83ZM141 81L144 82V83H142ZM169 81H170V82H169ZM27 82H28V83H27ZM36 82H37V84H36ZM156 82H157V84H156ZM171 82H172V83H171ZM33 83H35V86H34ZM49 83H53V84H49ZM63 83H65V84H63ZM74 83H75V84H74ZM78 83H79L82 87H84L86 84H88L86 87H87L88 89L90 88V90H88V89L85 87L86 89L83 90V88H81L82 90L80 91V87H81V86H80ZM145 83H146V85H145ZM223 83H224V86H225V83H227V81H226V82H223ZM233 83H234V82H232L231 84H233ZM62 84H63V85H62ZM94 84H95V85H94ZM98 84H99V85H98ZM103 84H104V86H106V87H104ZM130 84H131V86H129ZM164 84H165V85H164ZM166 84H169V85H166ZM170 84H171V86H170ZM172 84H175V85L173 86ZM176 84H177V85H176ZM234 84H235V83H234ZM9 85H11V86H9ZM28 85H30V86H28ZM31 85H32L33 88H35V89H32V86H31ZM64 85H65V86H64ZM66 85H67V86H66ZM76 85H78L79 87L77 86V87L74 88L73 86H76ZM93 85H94V86H93ZM97 85H98V86H97ZM108 85H109V86H108ZM110 85H111V86H110ZM122 85H123V87H122ZM132 85H133V88H130V87H132ZM136 85H137V84H136ZM159 85H161L163 88H162L161 86H159ZM7 86H9V87H7ZM23 86H22V87H23ZM48 86H49V87H48ZM92 86H93L94 91L92 90ZM113 86H114V87H113ZM126 86H128L129 88H127ZM172 86H173V88H172ZM26 87H27V88H26ZM29 87L33 90V92L30 90ZM95 87H96V88H95ZM100 87H101V88H100ZM111 87H112L113 89H112ZM169 87H170V89H169ZM237 87H238V86H237ZM237 87H235V88H237ZM7 88H8L9 90H8ZM97 88H98V89H97ZM102 88H103V89L105 88V90L102 91V90H103ZM115 88H116V89H115ZM123 88H124V89H123ZM15 89H16V88H15ZM27 89H29V91H28ZM95 89H97V90H95ZM106 89H108L107 92H106ZM110 89H112V90L115 89L114 91H115V92L117 91L116 94L119 96V97L116 96V98L121 99V100H122V98H123V101L126 100V99H128V98L126 97V95L124 94V93H127V92L129 91V90H127V89H130V91L135 90V91H132V93L135 92L134 95H136V96H134V95L132 94V102H133V101H134V102L132 103V102H129V101H128V103H126V101H127V100H126V101H125V104H126L127 106L125 105L126 107L124 106V107H125L124 109H123V106H122V105H123V103H122L123 101H121V100H118V101H116L115 103H117V102L119 103V101H120V105L122 104V105H121L122 108H121V106H119V104H115L116 106H115V105H112V104H113L112 102H113V100H114L115 97L113 98V96L111 97V95H114L115 92L113 93L112 90H111L112 93L109 92ZM162 89H163V90H162ZM166 89H167V90H166ZM168 89H169V90H168ZM173 89L176 90V91H175L176 93L173 91ZM25 90H26V91H25ZM87 90L90 91V92H92V93L90 94V92H89V93H88V92H85V91H87ZM91 90H92V91H91ZM120 90H122V91H120ZM123 90H124V91H123ZM126 90H127V92H126ZM146 90H148V92H146ZM165 90H166V92H165ZM185 90H186V89H185ZM208 90H209V89H208ZM22 91H21V92H22ZM96 91H97L98 93H96ZM100 91H101V93H102V92H105L104 95H103V94L101 95V93H99ZM118 91H119V92H118ZM160 91L163 92V94L165 93L167 96H170V95L173 94V97H172V96H170V97H172V99H174V97H176L175 100H173V102H175V101L177 100V101L175 102V105L179 106V108H180L182 111H185V112H186V116H187V118H185L184 121H183V118H182V120H179V121L181 122V123L179 122L180 124H179V123H173V122H172V120H174V121L177 122L178 119L176 120V118H177L176 116H174V117H176L175 119H174V117H173V118L170 120V123H169V122H164V121H163V120H164L163 117L167 116V113H166V112H160V111H159V108H160L159 106H160V105L162 106V103H161V102H158V104H160V105H158V107H156L155 105L153 106V104H155V102H156V101H155V102L152 103V101H154V95H156V92H157V95H158V94L160 93ZM168 91H169V92H168ZM230 91H231V93H233V92H232V91H233L232 89H231ZM230 91H229V92H230ZM30 92H31V94H30ZM61 92H62V94H61ZM64 92L68 94V95H67L68 97L65 96L66 94L64 95ZM75 92H76V93H75ZM93 92H95V93H93ZM108 92H109V94H108ZM120 92H121V93H120ZM153 92H154V91H153ZM192 92H193L192 94L196 93L195 91H192ZM222 92H223V91H222ZM18 93L20 94V96H21V95L24 96V97L27 96V98H28V97H29V98L31 97L32 99H31V98H30V99H27L26 102H25V100L22 101L23 99H26V98H24V97H20ZM85 93H87V95H86ZM119 93H120V94H119ZM217 93H218V90H217ZM219 93H220V92H219ZM223 93H224V92H223ZM225 93L228 95V92H225ZM225 93H224V94L221 93L220 99H223V98L227 99V95H225ZM16 94H17L18 96H17ZM29 94H30V95H29ZM32 94H34L33 96H34L35 98L31 96ZM89 94H90V96H89ZM93 94H94L96 97H95V96H92ZM116 94H115V95H116ZM127 94H128V93H127ZM163 94H162V95H163ZM178 94H181V96H179ZM197 94H198V93H196V95H197ZM213 94H214L216 97H217V96L219 97L218 94H215V93H213ZM15 95H16V96H15ZM63 95H64V96H63ZM97 95H99V96H97ZM105 95H107L108 97L105 96ZM115 95H114V96H115ZM122 95H123V96H122ZM166 95H164V96L166 97ZM194 95H195V94H194ZM222 95H224L223 98H222ZM233 95H234V93H233ZM239 95H241V94H239ZM2 96H0V98H1ZM37 96H38V98H37ZM61 96H62V97H61ZM103 96H105V97H103ZM133 96H134V97H133ZM160 96H161V93H160L159 97H160ZM210 96H211V94H210ZM225 96H226V97H225ZM4 97H6V96L4 95ZM8 97H9V96H8ZM8 97H7V98H8ZM16 97H17V98H16ZM69 97L71 98V100H70ZM91 97H92V99H91ZM93 97H94L95 99H93ZM99 97H100V98H99ZM102 97H103V98H102ZM106 97H107L108 99H107ZM121 97H122V98H121ZM124 97H125L126 99H124ZM135 97H136V98H135ZM193 97H194V96H193ZM196 97H197V96H196ZM213 97H214V96H211V98H213ZM218 97H217V99L220 100ZM20 98H23V99L20 100ZM36 98H37V99H36ZM56 98H57V97H56ZM65 98H66V100H65ZM67 98H68V99H67ZM74 98H77V99L74 100ZM86 98L95 101L94 103H93V101H90V102H89V103L91 104V105H90V104H89V105L92 106V107H87V106H89V105H88V101H86V100H87ZM112 98H113V99H112ZM134 98H135L136 100H135ZM141 98H142V100H141ZM182 98H183V99H182ZM214 98H215V97H214ZM214 98H213V101H210V102H211V107H213V109H215V111H216L217 109H219V107H223V106L225 107V104H226V103L223 102V103H222L223 106H222V105H221V102L219 101V103H220L219 105H221V106L218 107V104H216V106H217V109H216V107L213 106V104H214V102H215V100H216V99L214 100ZM43 99H45V100H43ZM96 99H98V100L102 99V100H101V101H98V100H96ZM110 99H111V100H110ZM158 99L160 100V98H157V96H156V99H155V100L158 101ZM179 99H180V100H179ZM181 99H182V101H181ZM190 99H191V101H192V100H195V101L198 100V101L200 102L199 97H198V99H197V98H196V99H192V97H190ZM29 100H30V101H29ZM32 100H33V101H32ZM38 100H39V104L42 102V103H41V104H42L41 106L38 104V102H37ZM40 100H42V101H40ZM68 100H70V102L73 103V104L71 105L70 102H69V104H68V102H67ZM105 100H106V101L108 100V101H107L108 103L105 102ZM140 100H141L142 102L144 101L143 103H144L147 107L145 106V108H144L143 103H142L141 106H140V104H139V102H141ZM166 100H167V99H166ZM178 100H179V101H178ZM218 100H216V101L218 102ZM223 100H224V99H223ZM31 101H32V102H31ZM34 101H35V102H34ZM44 101H45V102H44ZM78 101H79V102H78ZM85 101H86V102H85ZM97 101H98L99 104H100V102H101V104L98 105ZM109 101L111 102L112 107H116L117 109L119 108V110L116 111L117 113H116L115 111L110 110V109H112V108L107 109V108L110 107V106H109V105H110ZM135 101H136V102H135ZM138 101H139V102H138ZM160 101H161V100H160ZM163 101H165V100H163ZM15 102H16V103H15ZM27 102H29V103H27ZM75 102H77V104H78V103H79V104H82V103L85 102V105L82 104L83 107H81L80 105H77L76 107H74L73 105H75ZM166 102H167V101H166ZM177 102H178V103H181V105H179ZM199 102H197V103L199 104ZM13 103H14V104H13ZM26 103H27V104H26ZM31 103H32V104H31ZM44 103H45V104H44ZM52 103H53V104H52ZM63 103H64V104H63ZM86 103H87V104H86ZM103 103H104V104H103ZM156 103H157V102H156ZM215 103H216V102H215ZM24 104H26V105H24ZM37 104H38V105H37ZM57 104H58V105H57ZM92 104L94 105V107H93ZM95 104H96V105H95ZM102 104H103V105H102ZM133 104H135V105H133ZM136 104H137V105H136ZM198 104H197V105H198ZM12 105H11V107H12ZM63 105H64V106H63ZM97 105L100 106L99 109H98V106H97ZM117 105H118V106H117ZM163 105H164V103H163ZM183 105H185V109H183V108H184ZM15 106H14V107H15ZM42 106H44V110L46 109L45 111L42 109V108H43ZM54 106H53V107H54ZM58 106H59V107H58ZM72 106H73V107L76 109V111H78V112H76L74 108H70V107H72ZM79 106H80V110H77V108H78ZM101 106H102V107H101ZM103 106H106V107H104V108L107 109V111H106L105 109H103ZM107 106H108V107H107ZM129 106H130V107H129ZM142 106H143V107H142ZM181 106H182V107H181ZM16 107H15V108H16ZM34 107H35V108H34ZM55 107H54V108H55ZM86 107H87V108H90L93 112H94V111H96V112L93 113L90 109H86ZM128 107L131 108V109H132L133 107H136V109H138V110L140 109L139 112H138V110H137V112H138L139 114L141 113L140 115H143V114L145 113V111H147V112H148V115H150V116L152 115V116L149 117V116H147V113H145V114L143 115V118H144V124H143V123H142V124L140 123V125H139V123H137V122L135 123V119L132 118V119H133V121H132L131 118H129V113H131V112H133V111L130 110ZM141 107H142V108H141ZM149 107H150L151 109H149ZM152 107H153V108H152ZM197 107H198V106H197ZM214 107H215V108H214ZM37 108H38V109H37ZM69 108H70V109H69ZM143 108H144V109L147 108V110H144ZM155 108H156V109L158 108V110H155ZM161 108H162V107H161ZM205 108H206V106H205ZM24 109H23V111H24ZM34 109H36L37 111L34 110ZM73 109H74V111H73ZM78 109H79V108H78ZM81 109H82V111H81ZM122 109H123V110H126V112H129V113H126V112L124 111L125 114H123V116H122ZM136 109L133 108V110H136ZM163 109H164V108H163ZM163 109H161V110L163 111ZM196 109H198V108H196ZM203 109H204V108H203ZM223 109H225V108H223ZM20 110H22V107L19 108V111H20ZM87 110H88V111H87ZM99 110H100V111H99ZM101 110H102V111H101ZM103 110L106 111V112H104ZM109 110H110L112 113H111V112H108ZM120 110H121V115L118 114V112H119ZM143 110H144V112H142ZM149 110H151V111H149ZM153 110H154L155 112H153ZM41 111H42L43 113H42ZM70 111H73L74 113H73V112H70ZM86 111H87V112H86ZM89 111L91 112V114H90ZM130 111H131V112H130ZM156 111H157V112H156ZM164 111H166V110H164ZM188 111H190V112H188ZM203 111H204V110H203ZM203 111H201V112H203ZM219 111H220V112H219ZM221 111H223L222 108H220L218 111H216V113H217V114H220V113L222 114ZM20 112H21V111H20ZM36 112H37V114H36ZM38 112H39V114H38ZM79 112H80V113H79ZM85 112H86V113H85ZM98 112H100V113H98ZM114 112L116 113V115H115ZM124 112H123V113H124ZM137 112H136V113H137ZM191 112H194V113H191ZM71 113H72L73 115H71ZM77 113L82 114V115H83V118H80V117H82V115H79V114H77ZM88 113H89V116L87 115ZM105 113H108L107 115H109V116H107V118H105L106 116H105V117L103 116ZM150 113H152V114H150ZM190 113H191L192 115H191ZM21 114H22V113H21ZM75 114H76V115H79L80 117H79V116H77L78 118L75 117V116H74ZM84 114H86L88 117H86V115L84 116ZM93 114H94V115H93ZM127 114H128V115H127ZM157 114H158V116H157ZM163 114H164L165 116H163ZM202 114L204 115L205 113L203 112ZM37 115H38V116L40 115L41 118H42V117H43V118H42V119H41V118L39 119V118H37V117H38ZM46 115H47V116H46ZM62 115H63L64 117H63ZM97 115H98V116L100 115V116H99L100 118L97 117ZM105 115H106V114H105ZM112 115H114L115 117H119V118H118L119 121H118V120L115 121L116 124H118V125H117V127L115 128L114 133H112V131L110 130V126L112 125V123H115V122H114L115 118H114V116H112ZM124 115H126V117H125ZM159 115H161V116H159ZM194 115H195V114H194ZM35 116H36L37 120H36ZM40 116H39V117H40ZM53 116H52V119L54 118L53 121L56 120V122L54 121V124H53V126H52L51 129L54 128V131L52 130L51 133L45 131L46 133H44V134H46L47 136H48V134H49V136H51L52 138H51V137L48 138V137H45V136H42V135H41L42 140H43L42 144H45V141H46V140H47L48 142L46 141L47 143H46L45 146L42 145V147L44 146V148L41 147V150L44 149V151H41V150L39 151V153L42 152L43 155H42V153H41V154L38 153V155H37L36 157H34V158H36V161L38 160V162H36V161H35V162H32V165H31L30 162H29V160H26V159H32V158H28V157H31L30 155L33 154V153H31V152H32V148H35V145H32V143H29V149H28V150H31V152L28 153L29 155H28V154H27L26 156L23 155V157H25L24 159L20 158V159H19V162L17 161L18 156L20 155V157H21V153H18V152H17V150H19V149H15V150H14V151H15V154H14L13 158H16V157H17L16 159H14V161H17V162H13V163H12V162H6V163H3L4 165L2 164L3 166L1 165V166H2L1 168H2V169H6V170H7V168H9L10 166H14V168H13V167H10V168H13V169H16V167H17L18 169H19V167H22V168H20V170H25V169H27V168L29 167V169H27V172H30L31 169H33V170H31V171H34V170H35L33 173H34V174H37V175H34V174H33V175H34V178H33V176H32L33 179H31V178L29 177V178H30L29 181H30V180H35V182H33V181H31V182L35 183L36 186L38 185L37 190H42V189H43L42 187H39V185H41L42 182H41L40 184H38L40 181H42V179H40V178H41V175H40V177H39L38 173L40 174L41 170H47L46 168H45V169H44V168L42 169V167H46V165H45V166H41V165H44V163H45V164L48 163V167H50V168H48V167H47V168H48V170H50V171H51V168H54V169H55V168L57 167V171H56V170H55V172H54V171H51L52 173L50 172V174H54V173H58V172H59V173H58V174H59L58 178H59L61 175H63V178H64V177L66 176L65 173L68 171V170H65L66 167L69 166V165L67 164V163H68V162H67L68 160H66V159L64 160V158H67V159H68V154H69V153H68V150H69L68 148H69V146L66 144L67 142L64 143V145H65L64 149H65V150L67 149V150L65 151L64 149H62V152H63V155H64V153H65V154L68 153V154H66V156H63V155L61 156V157H62L61 160L67 162L66 164H65V162H63V161H62V162H61V161H59V162H55V161H54V159H55V155H52V154H56V151H55V150H57L55 147H53V146L56 145L57 140H58V139H56V135H55V134L58 133V138H59V137L62 135V134H60V133L63 132L62 129L64 130V132H66V130H68V131L70 132V130H69V128H68L69 125H66V124H70V123L72 124V121H69V122L67 121L68 123L65 122V123H66V124H65V123H64V120H63V121H62L63 123H61L60 118H59L58 116H57L58 118L53 117ZM67 116H68V115H67ZM101 116H103L104 118L101 117ZM145 116H147V117H145ZM162 116H163V117H162ZM186 116H185V117H186ZM188 116H189V118H188ZM204 116H205V115H204ZM204 116H203V117H204ZM111 117H112V118H111ZM154 117H155V118H154ZM159 117H160V118H159ZM193 117H194L195 119H193ZM198 117H199V116H198ZM198 117H197V119H200V118L203 119V117H202L201 115H200V118H198ZM205 117H206V116H205ZM33 118H34L37 122H35V120H34ZM55 118H56V119H55ZM75 118H77V120H76ZM86 118H87V119H86ZM156 118H157V119H156ZM261 118H262V117H260V119H261ZM29 119H31V120L29 121ZM32 119H33L34 121H33ZM38 119H39V120H38ZM44 119H45V121H44ZM90 119H91V120H90ZM103 119H104V120H103ZM111 119H112V120H111ZM166 119H167V118H166ZM166 119H165V121H167V120L169 121V119H167V120H166ZM180 119H181V117H180ZM204 119H205V118H204ZM262 119H263V118H262ZM262 119H261V120H258V119H257V120H256L257 123H258L259 121H262ZM16 120L19 121V118H17V119L14 118V122H15V123H16ZM40 120H41V121H40ZM42 120H43V122H42ZM58 120H59L60 122H58ZM65 120H66V119H65ZM71 120H73V119H71ZM74 120H73V121H74ZM93 120H94V121H93ZM99 120H100V121H99ZM102 120H103V121H102ZM109 120H110L111 122H110ZM130 120L132 121L133 124H132V123L130 124V122H131ZM157 120H158V121H157ZM160 120H161V121H160ZM20 121H21V119H20ZM97 121H99V123H97ZM101 121H102V122H101ZM108 121H109V123H108ZM129 121H130V122H129ZM145 121H146V122H145ZM147 121H148V123H147ZM197 121H198V122H197ZM39 122H40V123H39ZM57 122H58V123H57ZM81 122H82V123H81ZM83 122H84V124H83ZM86 122H89V123H86ZM91 122H95L96 125L98 124L97 127H99V124L102 123L101 126H102V128H104V129H102L101 127H100L101 129L98 128L99 130H97V128L95 129L96 125H95L94 123H91ZM100 122H101V123H100ZM161 122H162V123H161ZM183 122H184V123H183ZM185 122H186V123H185ZM187 122H188V123H187ZM196 122H197V123H196ZM80 123H81L82 125H81ZM106 123L108 124V126H107ZM160 123H161V124H160ZM2 124H3V121H0V127H1V128H0V132H2V131L4 132V130L6 129V128H5V127H6V124L4 123L3 126H2ZM90 124H91V125H90ZM93 124H94V126H93ZM103 124H104V125H103ZM156 124H157V125H156ZM162 124H163V125H162ZM192 124H191V125H192ZM29 125H30V124H29ZM35 125H36V124H35ZM55 125H56V126H55ZM58 125H59V126H58ZM121 125H122V126H121ZM133 125H134V127H133ZM147 125H148V127H147ZM155 125H156V126H155ZM159 125L161 126V130H160V126H159ZM186 125H187V126H186ZM197 125H199V127H198ZM12 126L16 127L15 124L12 125ZM24 126H26V125L23 124V129H25ZM27 126H28V125H27ZM27 126H26V128H27ZM42 126H43V127H42ZM60 126H61V127H60ZM62 126H63V127H62ZM87 126H88V127H87ZM105 126H106V127H105ZM153 126H154V127H153ZM172 126H173V127H172ZM2 127H3L4 130L2 129ZM59 127H60L61 129H60ZM66 127H67V128H66ZM69 127H70V126H69ZM93 127H94V128H93ZM108 127H109V128H108ZM130 127H131V128H130ZM144 127H145V129H144ZM243 127H244V126H243ZM40 128H41V129H40ZM55 128H57V129H55ZM65 128H66V129H65ZM148 128H149V129H148ZM163 128H164V129H163ZM194 128H193V129H194ZM1 129H2V131H1ZM27 129H28V128H27ZM42 129H43V130H42ZM51 129H50V131H51ZM59 129L61 130V132L59 131ZM136 129H137V130H136ZM174 129H175L176 131H174ZM241 129H242V128H241ZM7 130H8V128L6 129V131H7ZM46 130H47V129H46ZM57 130H58L59 132H58ZM85 130H82V131H85ZM90 130H91V131L93 130V131L90 132ZM159 130H160V131H159ZM187 130H188V128H187ZM243 130H245V129L243 128ZM243 130H242V131H243ZM253 130H254V129H253ZM255 130H256V128H255ZM28 131H29V129H28ZM28 131L25 129V132H26L25 135H28V134H29V133L27 134ZM56 131H57V132H56ZM110 131H111V132H110ZM156 131H157V132H156ZM173 131H174V132H173ZM242 131H241V133L244 134V135H243V136L241 135V138L243 137L245 140H247V139L249 140L248 137L245 138V137H246V136H245V132H246V131H245V132H244V131L242 132ZM102 132H103V133H102ZM175 132H176V133H175ZM177 132H178V133H177ZM23 133H24V130H23ZM43 133H42V134H43ZM52 133H55V134H54L55 139H54ZM120 133H121V134H120ZM156 133H159V135H156ZM160 133H161V134H160ZM173 133L176 134V135H175L176 137L174 136ZM179 133H180L181 135H179ZM220 133H222V132L220 131ZM44 134H43V135H44ZM59 134H60V136H59ZM123 134H124V136H122ZM162 134H163V135H162ZM166 134L168 135V138H167V135H166ZM193 134H194V133H193ZM246 134H247V133H246ZM262 134L264 135L263 132H262ZM99 135H100V139H99L100 142H99L98 149H96V148L94 147V144H95L96 138H98ZM170 135H171V136H170ZM263 135H262V136H263ZM69 136H70V135H68V136L66 137V141H68V144H70V142H71V141L69 142V140L72 139V138H70L71 136H70V137H69ZM150 136H151V137H150ZM163 136L166 137V138L163 139V138H162ZM177 136H178V137H177ZM244 136H245V137H244ZM44 137H45V138H44ZM68 137H69V138H68ZM93 137H94V138H93ZM131 137H132V138H131ZM179 137H180V139H178ZM47 138H48L49 140H48ZM109 138H110V140H109ZM154 138H156V139L154 140ZM157 138H158V139H157ZM160 138H162L163 140H161ZM169 138H170V140H171V139H172V140L170 141ZM176 138H177V139H176ZM50 139H51L52 142L50 141ZM53 139H54V140H53ZM93 139H94V140H93ZM112 139H113V140H112ZM134 139H135V140H134ZM137 139H138V140H137ZM174 139H175V140H174ZM82 140H83V139H82ZM132 140H133V141H132ZM160 140H161V141H160ZM242 140H243V139H242ZM245 140H244V141H245ZM262 140H263V139H262ZM49 141H50V143H49ZM55 141H56V143H55ZM106 141H109V142H106ZM131 141H132V143H130ZM164 141H165V142H164ZM180 141H181L182 143H181ZM219 141H222V140L219 139ZM263 141H264V140H263ZM53 142H54V143H53ZM83 142H84V141H83ZM83 142H82V143H83ZM117 142H118V143H117ZM134 142H135L136 144H135ZM148 142H150V143H148ZM48 143H49L50 145H49ZM58 143H59V141H58ZM58 143H57V145H58ZM71 143H72V142H71ZM109 143H111V145H109ZM153 143H154V144H153ZM169 143H170V144H169ZM179 143H180V146L182 145L181 147L179 146ZM186 143H187V142H186ZM220 143H221V142H220ZM220 143H219V144H220ZM33 144H34V142H33ZM47 144H48V145H47ZM54 144H55V145H54ZM129 144H131V146L133 145V149H134V150H133V153H132V154L134 155V156H133V160L129 158L130 156H129V153H128V150H127ZM134 144H135V146H134ZM219 144H218V145H219ZM222 144H223V143H222ZM57 145H56V146H57ZM70 145H71V144H70ZM72 145H73V143H72ZM92 145H93V147H92ZM112 145H113V146H112ZM139 145H140V146H139ZM141 145H142V146H141ZM205 145H206V146H205ZM208 145H211L210 142L208 143ZM212 145H213V144H212ZM218 145H216V149H217V150H218V148H217ZM48 146H49V148H48ZM51 146H52V147H51ZM114 146H115V147L117 146V147L115 148ZM119 146H121V147H119ZM160 146H161V147H160ZM192 146H193V147H192ZM225 146H226V147H225ZM248 146H249V144H248ZM248 146H247V145L244 146V150H245V151H243V152H248L247 155H246V157L248 156L249 151H251L250 153H254V152H255V151L252 152L254 149L251 150V149H252V148H251V147H252L251 145H250V147H249L250 150H249ZM45 147H47L48 149H45ZM67 147H68V148H67ZM72 147H73V148H72ZM109 147H110V150L108 149ZM111 147H112V148H111ZM139 147H141L142 149L139 148ZM156 147H157V148H156ZM170 147H172V148H170ZM176 147H177V148H176ZM203 147H204V149H203ZM246 147H247V148H246ZM50 148H53V150H54L55 153H54ZM75 148H76L77 150H79V151L75 150ZM93 148H94V149H93ZM175 148H176V149H175ZM181 148H182L184 151H183ZM100 149L103 151V152H102L103 154H101V155H99V153H101V150H100ZM115 149H116V151H115ZM120 149H121V150H120ZM124 149H125V150H124ZM155 149H156V150H155ZM157 149H158V150H157ZM187 149H188L189 151H188ZM210 149H211V148H210ZM214 149H215V148H214ZM247 149H248V151H246ZM21 150H22V149H21ZM45 150H46V151H45ZM47 150H48V151H47ZM63 150H64V151H63ZM81 150H82V153H81ZM107 150L111 152L110 154H112L113 151H114L115 153H113V154L110 156V154H107V153H106ZM179 150L181 151V153H180ZM33 151H34V149H33ZM50 151H52V152H50ZM57 151H58V150H57ZM122 151H125V152H123V153H125V154H123V153L121 154ZM182 151H183V152H182ZM211 151H212V154H213V151H214V150H211ZM211 151H210V153H211ZM224 151H225V152H224ZM261 151H263V148L261 149ZM34 152H35V151H34ZM76 152H77V153H76ZM78 152L80 153V155H81L82 157H81L80 155L78 156V154H79ZM83 152H84V153H83ZM118 152H119V153H118ZM126 152L128 153V155H127ZM218 152H219V153H218ZM222 152H224V153H222ZM226 152H228V153L225 155ZM238 152H239V151H238ZM50 153H51V154H50ZM182 153H183V154H182ZM44 154H47L48 156H47V155H44ZM106 154H107V155H106ZM114 154L116 155V158H115ZM142 154H143V155H142ZM186 154H188V155H186ZM189 154L192 156V158L190 157ZM192 154H193V155H192ZM222 154H224L225 157H224V155H222ZM228 154H229V155H228ZM39 155H40L41 157H40ZM103 155H104V156H103ZM108 155H109V157L106 158V156H108ZM117 155H119V156H117ZM130 155H131V154H130ZM140 155H141V156H140ZM227 155H228V157H230V158L226 157ZM46 156H47V157H46ZM49 156H51V157H49ZM121 156H122V157H121ZM127 156H128V157H127ZM138 156H139V157H138ZM166 156H167V157H166ZM220 156H223V157H220ZM44 157H45V158H44ZM52 157H53V158H52ZM78 157H79V159H78ZM80 157H81V158H80ZM83 157H84V159H83ZM86 157H88V158H87L88 160H86ZM112 157H113V158H112ZM117 157H118V158H117ZM135 157H136V158H135ZM169 157H170V158H169ZM202 157L204 158V159H203V160H204V164H203V162H200V161H199V159H201V161H202ZM209 157H210V158H209ZM219 157H220V158H219ZM248 157H249V156H248ZM39 158H44V159L48 158V159H46V160L43 159V161H46V162H47V160L50 161V160H49V158H50L51 161H50V162H47V163H46V162H44V163L41 162V163H40ZM111 158H112V159L115 158V160H116V159H117V160H118V159H119V160H122V158H124V160L127 161V162H123V163H122V162H111V161H112ZM221 158H223V159H221ZM225 158H227L228 160L225 159ZM236 158H237V159H236ZM256 158H257V157H256ZM94 159H95V158H94ZM103 159H104V160H103ZM127 159H129V160H127ZM137 159H138V160H137ZM165 159H166V160H165ZM170 159H171V160H170ZM189 159H190L191 161H190ZM214 159H217L216 162L214 161ZM218 159H219V160H218ZM224 159H225V160H224ZM229 159H230V160L233 159V160H231V161H234V159H235L236 164H235V162H231ZM21 160H23V163L21 162ZM24 160H25V162H24ZM40 160H41V159H40ZM84 160L88 162V165H85V164H84V163H86ZM130 160H132V161H130ZM134 160H136V162H135ZM144 160H145V161H144ZM177 160H178V161H177ZM205 160H208L207 164H205V163H206ZM222 160H223L224 162H222ZM41 161H42V160H41ZM52 161H53V163H52ZM104 161H105V162H104ZM138 161H139V162H138ZM152 161H153V162H152ZM161 161H162V162H161ZM170 161H171V163H169ZM209 161H214V162H211V163H212V165H211V163H210ZM20 162H21V163H20ZM83 162H84V163H83ZM110 162H111V163H110ZM131 162H132L133 164H132ZM217 162H218V163H217ZM229 162H230V163H229ZM8 163L10 164L9 167L6 166V165H8ZM35 163H36V164H38V163L40 164V169H39V167H38L39 164L37 165V167H35L36 165L33 166V164H35ZM55 163H58V164L55 165ZM72 163H73V162H72ZM81 163H82V164H81ZM89 163H90V164L93 163V164H92V167H94L95 165L98 166V167L96 168V166H95L94 168H92V167L90 168L91 165H90ZM99 163H100V164H99ZM108 163H110V164L113 165V167H112V171H110L112 165L110 166V164H108ZM113 163L115 164V167H116V168H114V164H113ZM116 163H117V164H116ZM134 163H135V165H134ZM136 163H137V164H136ZM201 163H202V164H201ZM220 163H221V164H220ZM228 163H229V164H228ZM233 163H234V164H233ZM240 163H241V162H240ZM247 163H248V164H246V165L244 164V165L246 166V168H247V170H248V168L250 169V166H251L252 163H251V164H250V162H247ZM12 164H13V165H12ZM20 164H21V166H20ZM23 164H25V166H26L27 168H25ZM28 164H29V165H28ZM52 164H53V165H52ZM69 164H70V162H69ZM86 164H87V163H86ZM208 164L211 165L210 167L214 166L215 168H216L218 165H213V164H219V165H221V166L223 165L222 167H224L225 169H224V168L222 169V168L219 166V167L221 168V169L219 168V169L221 170V172H219V170H218V172H219L220 174H221V173L224 174L225 171H226L227 169L231 171V169L234 167L232 170H234V173L237 172V174H234L233 171H232V176H229V175H227V173H225L224 175L228 176V178H227V177H224V176H223V177H224V178H227L226 181H227L228 183H224V184H228V185H227V187L224 185V189H221V191L219 192L220 189L218 190L217 188H220V185L222 184V181H221V183H219L220 181H216V175H217V173H216V175H214V177H213L212 171H215V170H212V169H213L214 167L211 168V169H209L210 167H209L208 169H204V166H206V167L209 166ZM226 164H228V165H226ZM231 164H232V165H231ZM237 164H238V165H237ZM249 164H250V165H249ZM59 165H60L61 167H58ZM62 165H63V166H62ZM78 165H79V166H78ZM81 165H84V166H86L87 168H86V167L84 168V166H81ZM101 165H102V166H101ZM105 165H107V167H106ZM117 165H118V166H117ZM127 165H128V166H127ZM130 165H131V166H130ZM202 165H203V166H202ZM224 165H225V166H224ZM244 165L241 164V166L245 167ZM4 166H5V168H4ZM32 166H33L34 168H33ZM64 166H65V167H64ZM119 166H120V167H119ZM140 166H141V168H140ZM178 166H179V167H178ZM201 166H202V168H201ZM228 166H229V167L232 166V168L229 169ZM247 166H248V167H247ZM104 167H105V168H104ZM109 167H110V169H109ZM117 167H118V168H117ZM206 167H205V168H206ZM226 167H227V169H226ZM1 168H0V169H1ZM23 168H24V169H23ZM81 168H82V169H81ZM83 168H84L85 170H83ZM88 168H90V170H89ZM100 168L105 169L106 172H104V170H101ZM123 168H124V169H123ZM129 168H130V170H129ZM217 168H218V167H217ZM217 168H216V169H217ZM240 168H242V167H240ZM262 168H263V166L261 167V169H262ZM2 169H1L0 173L3 171ZM38 169H39V170H38ZM54 169H52V170H54ZM62 169H63V170H62ZM86 169H87V170H86ZM96 169L100 170V173L97 172L98 170L96 171ZM113 169L115 170V173H116L115 175H114V174L112 175V172H114ZM118 169H120V170H118ZM159 169H160V170H159ZM202 169H204V170H202ZM238 169H239V167H238ZM238 169H237V170H238ZM6 170H4L3 173H1L3 177H6V176H4V172H5ZM48 170H47V173H48ZM94 170H95V171H94ZM139 170H141V171H139ZM150 170H152L153 172L150 171ZM161 170H163V171H162L163 173H161V174H163L164 176L161 175V174H158V171H161ZM181 170H183L184 172L181 171ZM222 170H223L224 172H222ZM228 170H227V172H228ZM239 170H240V169H239ZM241 170H242V169H241ZM244 170L247 171L246 169H244ZM37 171H38V173H37ZM39 171H40V172H39ZM132 171H134V172H132ZM138 171H139L140 173H137ZM154 171H155V172H154ZM180 171H181V172H180ZM186 171H187V172H186ZM206 171H207V172H206ZM208 171H209V172H208ZM216 171H217V170H216ZM230 171L228 172V174L231 175V172H230ZM242 171H243V170H242ZM103 172L106 173V175H104ZM108 172H109V173L111 172V173L109 174ZM119 172H120V173H119ZM121 172H123V173H121ZM125 172H127V173H125ZM166 172H167V173H166ZM239 172H241V171H239ZM30 173H31V172H30ZM95 173H99V174H95ZM107 173H108V174H107ZM134 173H135V174H134ZM143 173H144V174H143ZM145 173H147L148 176H149V175L151 176V177H150V181H149V177L147 176V177H148V178H147V177H146L147 174H145ZM149 173H151V174H149ZM154 173H156V174H155V176H157L156 178H155V177H154V178L152 177V174H154ZM186 173H187V174H186ZM190 173H191V174H190ZM200 173H201V174H200ZM205 173H206V174H205ZM241 173H242V172H241ZM245 173H246V172H245ZM50 174L48 173L47 175H50ZM102 174H103V177H102ZM122 174H123V175H122ZM125 174H126V175H125ZM157 174H158V175H157ZM180 174H181V175H180ZM185 174H186V176H185ZM233 174H234V175H233ZM242 174H244V173H242ZM5 175H6V174H5ZM54 175H55V174H54ZM94 175H93V176H94ZM97 175H98V177H97ZM107 175H108L109 179L107 178ZM119 175H121V176H119ZM127 175H128V176H127ZM160 175H161V176H160ZM190 175H191V176H190ZM202 175H203V176H202ZM204 175H206V176L204 177ZM237 175H238V176H237ZM55 176H56V175H55ZM55 176L53 177V175H52V177L55 178V179L57 180V178H56ZM83 176H85V175H83ZM93 176H92V178H93ZM126 176H127V177H126ZM133 176H135V177H133ZM153 176H154V175H153ZM168 176H169V177H168ZM176 176H178V177H176ZM179 176H180V177H179ZM187 176H188V178H185V177H187ZM221 176H222V175H221ZM221 176H219L220 179H221ZM242 176H243V175H242ZM49 177H51V176H48V178H49ZM61 177H62V176H61ZM69 177H71V178H70L71 181H70V180L67 181V179H66L65 184H68V183H70V182H73L72 180H74V179H73L74 176L72 177V176L70 175ZM104 177H105V178H104ZM110 177L113 178L115 182H119V180H120L119 178H121V180H123L124 178H126V180L124 179L123 181H120L119 184L117 183V184L115 185V182L113 181V179H111V180H112V181H111V180H110ZM142 177H144V178L142 179ZM166 177H168V178L166 179ZM182 177L184 178V180H183ZM210 177H211V179H212V178H213V179L215 178L214 181H210ZM48 178H47V179H48ZM53 178H51L52 180H49V179H48V180L50 181L49 183L54 184V185L57 184V186H58V185H61V183H60L59 181H58V183H59V184H58L57 181L55 182V181H54L55 179H53ZM65 178H66V177H65ZM65 178H64L63 180H61V178H59V179L61 180V182H62V181L64 182V181H65ZM101 178H103V180H104L103 182L101 181V180H102ZM106 178H107L110 182H109L108 180L105 181ZM115 178H116V179H115ZM127 178H128V180H127ZM129 178H132L133 181H132V179L129 181ZM134 178H136V179H135L136 181L134 180ZM137 178H139V179H138L139 181H140V179H141V181H140V182L137 181ZM162 178H163V179H162ZM202 178H203V179H202ZM204 178H206V179H204ZM237 178H236V179H237ZM6 179H7V178H6ZM117 179H118V181H116ZM145 179L147 180L148 183L146 182ZM152 179H153L154 181H156L157 183L154 182ZM160 179H161V180H160ZM165 179H166V180H165ZM171 179H172V180H171ZM198 179H199V181H198ZM217 179H219L218 176H217ZM220 179H219V180H220ZM232 179H235V178H232ZM37 180H39V181L37 182ZM48 180H47V181H48ZM143 180H145L146 183H144V185H140V183L142 184V181H143ZM176 180H177V181H176ZM195 180H196L197 182H196ZM202 180H205V181H202ZM29 181H28V182H29ZM51 181H52V182H51ZM69 181H70V182H69ZM107 181H108L109 183H107ZM125 181H128V182L124 183ZM151 181H152L153 183H156V184L151 183ZM160 181H161L162 183H161ZM215 181H216V182H215ZM226 181H225V182H226ZM53 182H55V183H53ZM112 182H114V183H112ZM121 182H122V183H121ZM138 182H139V185H138L139 187L137 186ZM159 182H160V183H159ZM186 182H187V183H186ZM200 182H201V183H200ZM214 182H215V183L218 182V184H220V185H218V184H214ZM29 183H30V182H29ZM83 183H84V182H83ZM130 183H131L133 186L136 185V186L139 188V190L144 189V186H145V189H144L145 192H144L143 195L146 194V196H142V195H140V194H139V190H138V188H137L136 186H135L136 188L133 187V186H129V185H131ZM134 183H135V184H134ZM136 183H137V184H136ZM149 183H151V185H153V186H152V187H149V185H150ZM183 183H184L185 185H184ZM190 183H191V184H190ZM197 183H199V184H197ZM62 184H64V183H62ZM74 184H76L75 181H74V183H73V186L76 187V185H74ZM103 184H104V185H103ZM111 184H112V187H113V188H111ZM113 184H114V185H113ZM125 184H126V185L129 184V185L126 187ZM147 184H149V185H147ZM166 184H167V186H168L169 189H170L169 192H167V190H166V188H165V187H166ZM189 184H190L191 187L188 186ZM202 184H204L205 187H206L207 185H210V188H208V186H207V188H208L209 190H208L207 188H205V189H203V191H202V188H204ZM205 184H206V185H205ZM109 185H110V186H109ZM119 185H122V186H119ZM151 185H150V186H151ZM154 185H155L156 187H155ZM157 185H158V186H157ZM161 185H162V186H161ZM163 185H165V186H163ZM169 185H170V186H169ZM173 185H174V186H173ZM192 185H193V187H192ZM194 185H195V186H194ZM201 185H202V186H201ZM214 185H216V187H217V188H216L217 191H215L216 189H215L214 191L217 192V193H221V195H219V197H217L218 199L216 198L217 200H213V198H215V196L218 195L217 193H215V192L213 191ZM232 185H233V187H232ZM237 185H238V184H237ZM51 186H52V185H51ZM124 186H125L126 188H125ZM185 186H186V187H185ZM221 186H222V185H221ZM230 186H231V187H230ZM49 187H50V186H49ZM114 187H115V188H114ZM128 187H131V188H128ZM140 187H143V188L140 189ZM146 187H147V188H146ZM157 187H158V188H157ZM163 187L165 188V190H166V192H167L168 194H166V192L164 191V188H163ZM183 187H184V188H183ZM188 187H189V188H192V189L195 188V189H193L194 192H192L193 190H191V189L189 190ZM235 187H236V186H235ZM39 188H41V189H39ZM67 188H71V189H72L73 187H67ZM109 188H111V189H109ZM122 188H123V189L125 188V189H128V190H131V189H132V190H131V192L127 191V193H126L124 190H122ZM151 188H152V191H151V190L149 191V189H151ZM155 188H156V191H157V192L155 191ZM187 188H188V190L191 192L192 195L190 194V192H187V190H185V189H187ZM197 188H198L199 190H201V191H199ZM211 188H212V189H211ZM238 188H239V189H238ZM74 189H75V188H73V190H74ZM105 189H104V190H105ZM135 189H136V190H135ZM158 189H159L160 193L158 192ZM162 189H163V191H162ZM167 189H168V188H167ZM171 189H172V190H171ZM175 189H176V190H175ZM177 189L180 190V191H178ZM206 189H207V192H208L209 194L211 193L210 196H209V194H207V192L205 191ZM225 189H226V190H225ZM228 189H229V191H227ZM240 189H241V190H240ZM43 190H44V189H43ZM66 190H67V189H66ZM68 190H69V189H68ZM107 190H108V191H107ZM109 190H110V191H109ZM121 190H122V192H120ZM133 190H135V192H134ZM146 190H147V191H146ZM153 190H154V191H153ZM174 190H175V195H177L178 198H177V197H175V198L173 197V195H174ZM222 190H223L224 192H226V193H223ZM16 191L19 192L18 190H16ZM117 191H119L120 194H121L122 196H121L120 194H117ZM137 191H138V194H137ZM161 191H162L163 193H161ZM204 191H205L206 193H205ZM209 191H210V192H209ZM212 191H213V193L216 194L215 196H213V198H212V195H213ZM230 191H231V193L228 194V192H230ZM233 191H234L237 195H239V194H241V193H245V195L243 194V195H244L243 197H244V200H246V202L248 201V203H247V204H245V203L243 204V202H242L243 200H240V199L243 198V197H242V196H241V197L238 196V197H239V198H238L237 195H236V197H237V198H236V197L234 196L235 194H234ZM17 192H16V193H17ZM43 192H44V191H42V193H43ZM96 192H97V193H96L95 196H97V194L100 193V192L98 193L97 190H96ZM106 192H107V193H106ZM119 192H118V193H119ZM123 192H124L126 195H124ZM133 192H134V193H133ZM146 192H148V194H147ZM151 192H152L153 196H150V195H151ZM172 192H173V195H171ZM177 192H179V193L177 194ZM198 192H200V194H199ZM232 192H233L234 195H231ZM19 193H20V192H19ZM19 193H17V194H19ZM42 193H41V191H40V193H39V191H38V194H40L41 196H42ZM45 193H46V192H44V194H45ZM66 193H67V194H66ZM66 193H65L66 195L71 194V193L68 192V191H67ZM128 193H133V194L131 195V194H128ZM182 193L185 194V195H183ZM188 193H189V194H188ZM246 193H247V194H246ZM36 194H37V193H36ZM65 194H63V195L65 196ZM101 194H102V193H101ZM127 194H128V195H127ZM135 194H136L137 196H139V197H137ZM158 194H159V195H158ZM169 194H170V196L173 197V200H172V201L175 200V202H174L175 205H174V203L171 201V202H172V203H171L172 206H171L170 204H168V206L170 205V207H171L172 209L174 208V212L177 211V209H179L181 212L183 211V213H181V212H179V210H178V216H179V213H181L182 215H185V216L187 215V217H189V214H192V215L195 214L194 216H196V215L198 214V212L196 211L194 205L197 206V205L199 204V202H201V203L198 205L199 208H198V207H196V208L199 209V211L202 210L203 212H202V211H201L202 213L199 212V215H197V217H199V216H200V217H201V216L204 217V215H205V216H206L207 218H209V219H207L206 217H204V218L202 217L201 220H202V223H203L204 225H203V226H202V225H199V227H198V223H199L198 220H199V219H198L197 217H196L197 219L194 217L195 219L192 220V222H193V225H192V223L190 224V223L188 222L187 217L185 218V219H187V222H185L186 220H181L180 217H177V214L175 215V213H174V214L172 213V215H170V214H164V215L161 216V217H160V215H159L158 217L155 216V215H154V212H152L153 209L155 208V206H158V207H159V205H160L159 202H160V201H161V204H162L163 202L165 203V201L167 200V199H165V198L168 197ZM187 194H188L189 196H187ZM203 194H204V195H203ZM223 194H224V195H223ZM45 195H46V194H45ZM99 195H100V194H99ZM99 195H98V196H99ZM113 195H114V194H113ZM118 195L120 196V198H119ZM130 195H131V196H130ZM148 195H149V197H148ZM161 195H163V196L161 197ZM165 195H166V197H165ZM196 195H197L198 197H199V196L201 197V195H203V196H202L201 198H199V200H198V197H197V198L195 197ZM222 195H223L224 197H222ZM241 195H242V194H241ZM106 196H105V197H106ZM111 196H112V195H111ZM134 196H135V198H134ZM141 196H142L141 200L143 199L142 201H143L144 203H143L142 201L140 202V200H139ZM155 196H156V197H155ZM157 196H158V198H157ZM159 196H160L161 198H160ZM179 196H180V197H179ZM193 196H194V197H193ZM230 196H233V197H230ZM61 197H62V199H61ZM61 197H60V200H63L64 197H63V196H61ZM117 197H118V199H117ZM127 197H128V198H127ZM152 197H153V198H152ZM181 197H183V198L185 197L184 200H182L183 198H181ZM187 197H189V198H188L189 200L186 199ZM190 197H191V198H190ZM204 197H205V198H204ZM221 197L224 198V199L226 198V200H222ZM247 197H249L250 199H248ZM114 198H115V197H114ZM130 198H131L132 200H131ZM133 198H134L135 200H139V201H138L139 204L143 203L144 206L147 205V206H146L147 208H149V207L152 208L151 206H153L156 202H158L159 205H156V204H157V203H156L153 209H150V208H149V209H147V210H146V207H144L145 209H144V208H143L144 210L142 209V212H143V213H142V212H141V208H142L141 206H142L143 204H141L137 209H136L135 207H132V205H133L132 203L134 202V199H133ZM138 198H139V199H138ZM159 198H160V199H159ZM180 198H181V201H180ZM202 198H203L204 200H202ZM210 198H212L211 201L209 200ZM233 198H235L234 201H233ZM42 199H43V198H42ZM106 199H107V200H106ZM106 199H105V202H106L107 204L105 203V205H106L105 210H106V214L108 215L109 212L107 213V211H108V209L110 210V208H107V207H109L111 204H112V207H113V203H114V202H113V201H112V202L109 201L110 199L108 200V197H106ZM156 199H157V200H156ZM164 199H165V200H164ZM168 199H169V197H168ZM190 199H192V200H190ZM194 199H195V200H194ZM205 199H206V200H205ZM236 199H239V200L236 201ZM22 200H23V199H22ZM47 200H49V199H47ZM47 200H46V198H45L44 201L42 200L41 203H43V202H46V203H47V202H48ZM118 200H119V201H118ZM120 200H121V201H120ZM159 200H160V201H159ZM176 200H177V202H176ZM193 200H194V201H193ZM196 200H198L199 202H197ZM218 200H219V201H218ZM221 200H222V201H221ZM231 200H232V201H231ZM0 201H1V199H0ZM23 201H24V200H23ZM153 201H154V202L156 201V202L153 203ZM179 201H180L181 204H183L184 202H186V204H183V205L181 206V208H180V205H177V206H176V204H179ZM182 201H184V202H182ZM192 201H193V202H192ZM195 201H196L197 203H195ZM220 201L222 202V204H221ZM230 201L233 202V203H236V204L228 203V202H230ZM238 201H239V202H238ZM240 201H241V202H240ZM1 202H2V201H1ZM1 202H0V203H1ZM109 202H111V203H109ZM118 202H120V203H118ZM135 202H136V201H135ZM138 202L136 203L137 205H138ZM187 202H188V203H187ZM189 202H191L192 205H191V203H189ZM213 202H214L215 204H213ZM216 202L219 203V204H216ZM115 203H114V205H115ZM122 203H121V204H122ZM128 203H130V202H128ZM211 203L213 204V206L211 205ZM227 203H228V204H227ZM44 204H45V203H43V205H44ZM121 204H120V206H121ZM187 204H188V206H186ZM220 204H221V205H220ZM226 204H227V205H226ZM232 204H233V205H232ZM241 204H242V205H241ZM60 205H61V203H60ZM150 205H151V206H150ZM205 205H206V206H205ZM207 205H208V206H207ZM217 205H220V206L218 207ZM228 205H229V206H228ZM236 205H237V206H236ZM243 205L245 206V208L247 207L246 209H248V211H251V212H248L247 210H244V211H245V212H243L244 214H243V213H240L241 210H240L239 208H240V207H243ZM248 205L251 206V207L249 206V208H251V210H249ZM46 206H47V205L45 204V209H48V206H47V208H46ZM120 206H119V207H120ZM122 206H123V204H122ZM122 206H121V207H122ZM148 206H149V207H148ZM160 206H161V205H160ZM162 206H163V205H162ZM174 206H175V207H174ZM178 206H179V208H178ZM183 206H184V207H183ZM185 206H186V207H185ZM189 206L191 207V209L189 208ZM192 206H194V208H193ZM22 207H23V206H22ZM59 207H60V206H59ZM112 207H111V208H112ZM117 207H116V208L114 207V208L117 209ZM170 207H169V208H170ZM205 207H207V209H206ZM212 207H213L214 209H213ZM217 207H218V208H217ZM227 207H228V208H227ZM229 207L232 208V209H231L232 211L229 209ZM130 208H128L127 213L130 212L131 210H134V209H130ZM160 208H162V207H160ZM160 208H159V209H160ZM183 208H185V209H183ZM187 208H189V209H187ZM200 208H201V209H200ZM203 208H205L207 211H205V209H203ZM245 208H241V209H245ZM22 209H25V208L23 207V208H21V210H22ZM26 209H27V208H26ZM115 209H114L113 213H115V215H117V214L119 213V214L117 215V217H118V216L121 214V212H122L123 209L121 210L120 208H118V209H117L118 211L115 210ZM119 209H120L121 211H120ZM172 209H171V210H172ZM175 209H176V210H175ZM182 209H183V210H182ZM208 209H209V212H210V211L213 212L215 209H216L218 212L215 211V212H213V213H210V215H209ZM252 209H253V211H252ZM11 210H12V209H11ZM11 210L9 211V213H12V214H13V212H12L13 210H12V211H11ZM83 210L85 211L84 208H83ZM129 210H130V211H129ZM145 210H146V211H145ZM151 210H152V211H151ZM154 210H155V209H154ZM169 210H170V209H168V211H169ZM171 210H170V212H171ZM186 210H188V211H191V210H192V211L189 212V214H188V213H185ZM193 210L196 211L197 214H196L195 212H193ZM221 210H222L223 212L230 213L231 215L234 214L233 216H231L232 219L230 218L232 221L227 222L226 219H228V218H225V217H226V213L221 212ZM254 210H255V211H254ZM23 211H24V210H22L21 212H23ZM26 211H27V210H26ZM26 211H24V212H26ZM137 211H138V210H137ZM147 211H148V212H147ZM149 211H150V212H149ZM188 211H186V212H188ZM229 211H230V212H229ZM246 211H247L248 213H247ZM19 212H20V210H19ZM21 212H20V213H21ZM117 212H118V213H117ZM145 212H147L148 215H150L151 213L153 214V215H152V216H153V217H152V220H151V219H147V218H148V217H147L148 215H146ZM157 212H158V211H156L155 214H156ZM219 212H221V213H219ZM231 212H232L233 214H232ZM234 212H235V213H234ZM241 212H242V211H241ZM254 212H256V213H254ZM113 213H112V214H113ZM130 213H134V211H132V212H130ZM130 213H129V214H130ZM158 213H160V210H159ZM184 213H185V214H184ZM216 213H217V214H216ZM250 213H251L252 215H251ZM253 213H254V215H253ZM14 214H15V213H14ZM27 214H28V213H27ZM144 214H145V215H144ZM211 214H212V216H211ZM213 214H215V215L213 216ZM224 214H225V216H223ZM235 214H236L237 216H236ZM242 214H243V215H242ZM249 214H250V215H249ZM256 214H257V215H256ZM22 215H23V214H22ZM22 215H21V216H22ZM54 215L56 216L55 213H54ZM90 215H91V214H90ZM107 215H106V216H107ZM140 215H139V216H140ZM143 215H144V216H143ZM156 215H157V214H156ZM174 215H175V217H173ZM17 216H18V215H16V216L14 215V218H13L12 216L9 217V218H12L11 220L18 219V221H19V218H18L19 216H18V217H17ZM21 216H20V217H21ZM94 216H96V218H97V217H98V213L92 215L93 218H94ZM106 216L104 215L105 218H106ZM131 216H132V214H130L129 216H127V219H129V220H130V219H131V220L133 219L134 221H138V222H135V223H136V226H139V227H140V224H143V223H141L142 220L140 221V217H139V216H138V218H136L137 216H134V218H133V216H132V218H130ZM167 216H168V218H167ZM208 216H210V217H208ZM217 216H218V218H217ZM221 216H222L223 218H222ZM234 216H235V217H234ZM243 216L245 217V219H246V216H247V219H246V220H247L248 222H250V223L246 222V220H244V218H242ZM254 216H255V217H254ZM112 217H114V220L117 221L118 218H116V216H112ZM145 217H146V219H145ZM159 217H160V219H161V218H165L166 222L164 221V222H160V224H157L156 222L159 223V220H158ZM169 217H171L172 220H175V221H174V224L176 223V224H177V227H178V226L180 227V225H181V227H183V230H182V228H181L182 232H181L179 229H177V227H176L175 229L178 230V231L174 230L176 233H173L174 231H172V232L170 233V231H171V230H170V227H171V226L169 225L168 222H171V221H170L171 219H170ZM176 217H177V219H176ZM182 217H183V216H182ZM212 217H213V218H212ZM236 217H237V218H236ZM239 217H240V218H239ZM249 217L251 218V220H252V219H254V220L250 221V218H249ZM252 217H253V218H252ZM96 218H95V219H96ZM115 218H116V219H115ZM135 218L138 219V220H136ZM166 218H167V219H166ZM178 218H179V220H178ZM205 218H206L207 220H209V221H207L208 226L211 227V225L215 224V226L217 227V228L215 227V230H216V231H219V232L221 231L222 235H221V233H219V232H215V231H214V227L211 228V230L213 229L212 232L209 230L210 227H205V226H207V223H206L205 221H204L205 223L203 222V220H205ZM221 218H222V219H221ZM224 218H225V219H224ZM156 219H157V220H156ZM169 219H170V220H169ZM218 219H221V221H219ZM223 219L225 220V224H227V225H225L224 228H222V227L224 226V220H223ZM230 219H228V220H230ZM234 219H235V221H234ZM237 219H241V220H237ZM87 220H88L87 223L89 222L88 224H90V222H92L89 218H87ZM111 220L114 221L113 219H111ZM119 220H120V219H119ZM121 220H122V219H121ZM133 220H132V221H133ZM145 220H146V222H147V221H149V222L146 223ZM161 220H162V219H161ZM168 220H169V221H168ZM195 220H197L196 223L194 222ZM222 220H223V221H222ZM15 221H16V220H15ZM143 221H142V222H143ZM150 221H151V222H150ZM152 221H153V222H152ZM167 221H168V222H167ZM240 221H241V222H240ZM256 221H257V219H256ZM50 222H51V223H50ZM50 222H49V224H52V220H51ZM119 222H121V221H119ZM139 222H140V223H139ZM178 222H179V223H178ZM184 222L187 223L188 228L186 227V224H185ZM197 222H198V223H197ZM226 222H227V223H226ZM235 222H236V223H235ZM237 222H238V223H237ZM18 223H19V222H18ZM126 223H127V224L129 223V225H130V224H131V221H128V220H127ZM135 223H134V225H135ZM137 223H138L139 225H138ZM217 223H218V224H217ZM228 223L230 224V227L228 226V225H229ZM231 223H234L233 225L236 224V226H237V227L235 226V230L233 229V230H234L233 238H236V240H235V239H234V240H233V239H230V240H232V241H229V238H231V237L229 236V232H228V236H229V238H228V236H227V231H230V230H229V229L227 230L226 228H227V227H228V228H231V225H232ZM241 223H242V224H241ZM127 224H125L126 229H127V227H128L127 230H129V229H132V230H133V234H132V230H129V237L134 238V236H135L134 234H137V231L135 232L134 230H138L139 227H136V229H135V228H133L134 225H133V227L130 225L131 228H129L130 226H128ZM178 224H179V225H178ZM199 224H200V223H199ZM238 224H239L240 227H242V229L245 230V231L243 232L244 234L242 233V231H240V228H239ZM247 224H248V225H247ZM252 224H254V225H252ZM157 225H159V226H157ZM191 225L193 226V230H191V228H192ZM195 225H197V226H195ZM244 225H245V226H244ZM246 225H247V226H246ZM107 226H108V225H107ZM107 226H105L107 229H104V230L107 231L108 234H110L109 231H108V227H107ZM168 226H169V228H168ZM175 226H176V225H175ZM194 226H195V229H194ZM218 226L220 227V229H221V228H222V229L220 230ZM258 226H259V227H258ZM158 227H159V228H158ZM163 227H164V229H163ZM166 227L168 228L167 231L165 230ZM185 227H186V228H185ZM189 227H190V228H189ZM196 227H198L199 230H198ZM201 227H202V228L204 227L205 229L208 228V229H206L207 232H205L206 230L203 231V229H202ZM249 227H250V228H249ZM87 228H90V227H87ZM167 228H166V229H167ZM236 228H237V229H236ZM253 228H255L257 231H259L260 234L257 232V233H258V235H257V233L253 231V230H254ZM148 229H149V228H148ZM148 229H147V230H148ZM157 229H159V230H157ZM160 229H163V231H165V232H163V231L160 230ZM189 229H190V230H189ZM218 229H219V230H218ZM242 229H241V230H242ZM246 229H247V230H246ZM248 229H249V232H248ZM147 230L144 231L143 234H142L141 231H140V232L138 231V232L140 233V235L142 234V240L144 241V242L141 241V243L143 242V246H140L141 243H139V242L137 241V242L139 243V250L141 249L140 247H142V250H144V249H150V248L152 249V248H153V246L151 247V245L146 244L147 242H146V240H144L145 237H147V236H148V233H149V232H148L149 230H148V231H147ZM185 230H186V231H185ZM188 230H189V232H188ZM195 230H196V231H195ZM197 230H198V231L201 230V231L198 232ZM208 230H209V231H208ZM250 230H251V231H250ZM256 230H255V231H256ZM262 230H263V233H262ZM88 231H89V232H88ZM98 231H99V230H98ZM160 231H162V232H160ZM190 231H191V232H190ZM213 231H214V232H213ZM252 231H253V232H252ZM130 232H131V234H130ZM134 232H135V233H134ZM146 232H148V233H147V234H144V233H146ZM153 232H152L151 234H153ZM166 232H168V234H167ZM193 232H194V233H193ZM197 232H198V233H197ZM203 232H205V234H204ZM49 233H50V234H49ZM87 233H89L90 236H89ZM160 233H162V234H160ZM164 233H166V236H165ZM192 233H193V234L197 233L196 236H195V239H193V236H194V235H193ZM199 233H201L202 235L200 236ZM207 233H208V234H207ZM213 233H219V234H216V235H217L218 237H219V235H221V238L223 237V239H225L224 243H223V240H222L221 238H220V239L218 238L221 242H217V243H219V244L216 243L217 245H216V244H213V243H212V240H214L215 238H217V236H214L215 234H213ZM240 233H241V234H240ZM255 233H256V235H254ZM48 234H49L48 237H51L52 232H48ZM96 234H97V232H96L95 230L92 231V232H90V229H87L86 232H85V230H84V237H85V238H84V242H85V243H88L87 241H90V240H92V239L97 238L96 236H97L98 234H97V235H96ZM149 234H150V233H149ZM163 234H164V235H163ZM171 234H174V235H171ZM203 234H204L205 236H204ZM209 234H210V235H209ZM242 234H243L244 236H243ZM91 235H92V236H91ZM95 235H96V236H95ZM105 235H107V233H105L104 236H105ZM140 235L137 234V236H135V241L139 239L138 237H139ZM145 235H146V236H145ZM179 235H180V234H179ZM192 235H193V236H192ZM198 235H199V236H198ZM208 235H209V236H208ZM241 235H242V236H241ZM251 235H252V239H251ZM127 236H128V234L126 235V237H127ZM132 236H133V237H132ZM212 236L215 237V238L213 239ZM234 236H235V237H234ZM247 236H248V237H247ZM258 236H259V237H258ZM126 237H125V240L128 239V237H127V238H126ZM136 237H137V238H136ZM174 237H175V236H174ZM179 237H180V236H177V237H175V238H179ZM241 237H243V238H242V239H239V238H241ZM253 237H254L255 239H254ZM256 237H257V238H256ZM88 238H89V239H88ZM207 238H208V239H207ZM249 238H250V239H249ZM261 238H262L263 240H262ZM75 239H76V241H74L73 244H75V243L77 242V238H75ZM75 239H74V240H75ZM85 239H86V240H85ZM162 239H160V240H162ZM238 239H239V241H237ZM245 239H249V240L246 241ZM253 239H254V240H253ZM258 239H259V240H258ZM132 240H133V239H132ZM132 240H131V245H132L133 242H134V241H132ZM160 240H159V241H160ZM192 240H193L194 242H193ZM196 240H198L197 242H199V243H197ZM244 240H245V243H244ZM255 240H256V241H255ZM260 240H261V241H260ZM71 241L73 242V239L70 240V242H71ZM127 241H129V240H127ZM201 241H202V244L204 243V245H200V244H201ZM227 241H228V242H227ZM234 241H235V242L237 241V243L239 242L240 244H241V243H242V244L240 245V244L238 243L237 245H235V244H234ZM240 241H243V242H240ZM248 241H249V242H248ZM251 241H253L252 243H254V244H251V243H250ZM254 241H255V242H254ZM129 242H130V241H129ZM137 242H136V243H137ZM246 242H247V243H246ZM260 242H261V243H260ZM77 243H78V242H77ZM77 243H76V245H77ZM110 243H111V242H110ZM162 243H163V242H162ZM192 243H193V244H192ZM195 243H197V244H195ZM225 243H226V246H224ZM229 243H230L231 245H230ZM71 244H72V243H71ZM97 244L99 245V243H97ZM97 244H96V245H97ZM145 244L148 245V246H146ZM175 244H176V243H175ZM175 244H174V245H175ZM179 244H180V243H179ZM221 244H222V245H221ZM245 244H246V245H245ZM247 244H251V246H250V245H247ZM78 245H79V243H78ZM100 245L104 246L103 243H102V244L100 243ZM100 245L98 246V248H97V246L94 247L95 251H96V248H97V251H99L98 249H100V248L102 249V248H103V247H100ZM107 245H108V244H107ZM109 245H110V246H109ZM109 245H108V246H109L110 248L107 246V249L109 248V250L112 251L113 248L111 247V245H113V243H112V244H109ZM129 245H130V243H129ZM160 245H161V244H160ZM162 245H163V244H162ZM229 245H230V246H229ZM232 245H233V246H232ZM252 245H253V246H252ZM154 246H155V245H154ZM176 246H178V244H176ZM179 246H180V245H179ZM205 246H206V247H205ZM209 246H210V247H209ZM234 246H235V247H234ZM77 247H79V246H77ZM104 247H105V246H104ZM122 247H123V246H122ZM162 247H164V246H162ZM240 247H241V248H240ZM243 247H244V248H243ZM247 247H248V248H247ZM263 247H264V246H263ZM155 248H156V246L154 247V249H155ZM165 248H164L165 253H166V254L168 253V254H167L168 256H169V255L172 256V255H173V252L171 251V249H166V250H165ZM174 248H176V247H174ZM177 248H180V247H177ZM242 248H243V249H242ZM252 248H253V249H252ZM101 249H100V250H101ZM107 249H106V247H105V250H106V251H107ZM123 249H124V250H123ZM123 249L120 250V248H119L120 251H124V252H122L123 254L121 253L122 256L125 255V254H124V253H126L125 250H127V253H128V250L130 249V247L128 248V245L125 244V247H124ZM154 249H153V250H154ZM201 249H202V250H201ZM105 250L102 249L101 251L104 252ZM153 250H152V252H153ZM155 250H156V249H155ZM155 250H154V251H155ZM196 250H197V253L199 252V253H198L199 256L197 255ZM203 250H204V251H203ZM217 250H218V251H217ZM240 250H241V252H240ZM247 250H250V251H249V252H246ZM97 251H96V252H97ZM117 251H118V250H116V252H117ZM120 251H119V252H120ZM140 251H141V250H140ZM150 251H151V250H150ZM164 251H163V250H162V251H159V252L157 251L156 255H157L158 253H159V255L161 254V257L164 258V260H165L166 257H164V256H165ZM188 251H189V250H188ZM191 251H192V253H193V252L195 253L194 256H193V254H192V256H193V257L198 256V258H197V257H196V258H193L192 256H190V255H191V254H190ZM200 251L206 252L207 254H205V253H203V252H202V254H200ZM210 251H211V252H210ZM252 251H253L254 253H253ZM99 252H100V251H99ZM99 252H97V253H99ZM102 252H101V253H102ZM155 252H156V251H155ZM162 252H163V255H162ZM208 252H209V253H208ZM231 252H232V253H231ZM239 252H240V253H239ZM243 252H244V253L246 252V254H248L249 256L247 255V258H246V257H245L246 255H245ZM250 252H252L253 254L250 253ZM255 252H256V253H255ZM237 253H239V254H237ZM241 253H242V255H241ZM181 254L183 255V253H181ZM181 254H180V257H178V259H180V258L182 257ZM203 254H204V255H203ZM236 254H237V255H236ZM243 254H244V257H243ZM250 254H251V255H250ZM258 254H260V255H259L260 257L258 256L259 261H258L257 258H256V256H257ZM156 255H155V253H154L153 256L155 257ZM159 255H158V256H159ZM184 255H185V254H184ZM200 255H201V259H199V258H200ZM125 256H126V255H125ZM125 256H124V257H125ZM168 256H167V257H168ZM170 256H169V257H170ZM187 256H189V257H187ZM235 256H236V258H238L239 256H240V257H239L238 259H236ZM156 257H157V256H156ZM134 258L138 260V257H137V256H136V257L134 256ZM162 258H161V260H163ZM73 259L78 261V260H79V257L76 258L75 256H73ZM99 259L102 260V258H99ZM154 259H155V258H154ZM182 259L185 260V257L183 256ZM182 259H181V261H182ZM198 259H199V260H198ZM241 259H242V260H241ZM80 260H81V258H80ZM148 260L151 261L150 259H148ZM152 260H153V259H152ZM164 260H163V261H164ZM196 260H197V261H196ZM238 260H240V261H238ZM97 261H99V260L97 259ZM163 261H162V263H163ZM190 261H191V263H190ZM108 262H109V261H107V262L105 261V264H107ZM111 262H113V260H111L109 263H111ZM182 262H183V261H182ZM185 262H183V263L185 264ZM219 262H220V263H219ZM231 262H232V263H231ZM257 262H258V263H257ZM262 262H263V263H262ZM77 264H81V263L78 262ZM111 264H112V263H111ZM159 264H160V263H159ZM163 264H164V263H163ZM177 264H179V263H177Z\"/></svg>",
    "mask_w": 264,
    "mask_h": 264
}]
</instances>
